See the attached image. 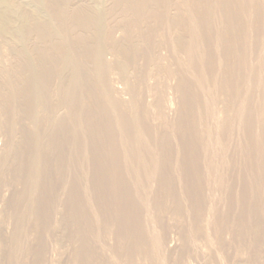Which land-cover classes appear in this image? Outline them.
I'll list each match as a JSON object with an SVG mask.
<instances>
[{"label": "rangeland", "instance_id": "rangeland-1", "mask_svg": "<svg viewBox=\"0 0 264 264\" xmlns=\"http://www.w3.org/2000/svg\"><path fill=\"white\" fill-rule=\"evenodd\" d=\"M72 1V0H71ZM78 1L79 2H87L86 0L85 1H83V0H76V3H75V1L73 0L72 2V4H71V2H70V5H72L71 7H76V5H78L79 3H78ZM92 1H94V3L92 2ZM97 1H98V3H97ZM100 1V2H99ZM107 2V0H89V2H87L88 4L90 3V5H92V7L93 8H96V9H98L99 8V10H102V9H104V7H106V6H104V7H102L103 5H107V7L111 4L110 2H111V0H108V4L106 3ZM174 1V2H173ZM186 1V0H185ZM188 1H189V3H190V1H192V0H187L186 2H187V4L188 5H190V4H192V6H193V10L191 9V7L190 6H188L189 8H190V14L192 13L194 16V18H195V22H196V25H197V27L199 28V30H200V32H201V37H202V34H203V36H204V38H203V40H202V47H203V51L205 50V53L203 52V51H201L202 52V55H203V63H205L206 62V65L208 66V64L207 63H209V67H207L206 65H204V66H206V68H205V71L207 70V72L208 73H206V75L208 76L209 74H211L212 73V71H213V75L211 74V75H209L208 76V78L207 79H209V78H211V77H213V76H215V81H214V79H209V80H207V82H209V84L211 85V89H212V91H215V94H216V90L219 92V94H218V92H217V96L215 97V96H213L212 95V97H210L209 98V100H211V101H213V100H217V101H214L215 102V106L218 108V105H221V107L219 106V110L221 109L222 111L224 110V108H225V110L223 111V113L225 114V116L226 117H230V114H231V117L233 118V119H235V120H233V119H230V118H228V119H230L232 122H231V124H233V125H230V120H228L229 122H228V125H227V119H226V121H225V123L223 124V126H221V127H219V129H218V131H219V133H217L216 134V132L214 131V130H209L210 132L208 133V136H206V138H204L205 136H203L204 134L202 133V129H203V126H204V123L207 125L208 123H207V121H204V119L203 118H201L203 121H200L201 119H198V118H200V117H202V115H200V113L202 114L203 113V109L202 108H200L201 107V102H200V100H201V96L199 97V94H200V92H199V90H200V87H199V85L195 82V80L193 79V71H194V69H193V71L191 72V71H186V74H185V66H187L188 65V62H189V59H190V65L191 64H193L192 66H194L195 67V65L196 64H198V62H200V58H198L197 57V53H196V51H190V53H189V50H184V51H186V53L184 54V52L182 51L183 50V48L181 49V47L179 48H177V49H175V51H174V48H172L173 46H172V44L173 43H171V41H170V39L172 40L174 37H175V35L174 34H178V36L177 37H179L180 38V36H181V39H182V41H183V43H182V45L184 44V46H188V41H190V35L189 34H185L187 31H185L186 29L185 28H182V30H181V27L183 26H181V24H179V23H176L177 21H178V19H177V17H179V12H181L182 11V8L184 7L183 6V4H182V6H181V8H179L180 7V5L178 6V5H176V3L178 2V0H170V3H169V0H167V2H166V5H165V2L162 0V2L160 3V5L161 6H159L158 7V11H160L159 12V16L158 15H155L154 13V16L152 15V14H149L150 13V11L149 12H146V13H144V15H146V17H144V15L142 16V15H140L141 17H144V18H142V20H140L141 19V17L140 18H138V17H136L135 15L133 16H131V14H129L130 16L129 17H131V18H129L128 17V19H130L129 21H131L132 20V18H133V21H131V22H128V20H127V14L126 13H124L123 12V14H120L121 12H119L118 14L120 15H117V16H115L116 17V19H115V17L113 18V20L114 21H112V23H111V26L113 25V27H111V28H114V26L117 28V29H112L113 31H112V34H114V33H116V35L118 34L119 36H120V38H118L119 36H116V35H114V36H112V34H111V44H115V45H108V48L110 47V46H112V47H110L111 49V53H108L109 51V49H106L105 51L107 52V54H106V52H104V54H106V55H104V57L106 56L107 58H105L107 61H111V62H113L115 59H118L119 57L117 56V54H115V52L116 53H118V52H120L121 54L123 53V52H128L127 54L128 55H126V53H123L122 55H125V56H123L124 57V59L126 60V61H128L127 62V64H129L128 65V68H130V69H128V71H127V73L129 72V70H130V75L129 76H126L127 77V79L129 78H132V75L131 74H133V78L132 79H128L130 82V84L132 83V81H133V83H135V85L132 83L131 84V87H132V89L134 90V91H132V93L131 92H129L128 93V95H127V93H126V95L125 94H123V96H124V98H121V97H119V99H122V101L121 102H119L120 103V111L121 112H124L125 114H123V115H125V117L127 118V112H128V104H129V102L130 101H132V102H134V103H132L133 104V106H135L134 107V109L136 110V118H137V120H138V122H137V125H139V127L141 128V130H142V133H143V130H145V132H146V142H147V145H145L144 147H146V149L143 147H139V150L140 151H143V154H144V152H146L147 153V150H149L148 151V153H147V155H148V157H147V155L146 154H144V155H146V156H142V154H141V152H138V153H140V154H138L140 157H141V159H143V160H140L141 162L142 161H144V162H138V169H137V172L135 171V170H131L130 168H128V166H126V165H128L127 164V162L125 161L126 159L124 158V162H123V158H122V155H123V152H121L120 151V149H119V145L117 144L119 141H120V139H119V137L117 138V136H118V134L117 133H119L118 131V129H115V126H114V123L112 122V121H109V120H107L108 118H107V116L105 115V116H102V115H104V113H102V112H100L99 113V115L97 114L98 113V111L97 112H95L94 110H96V106H94L95 107V109H94V107H91V106H93L92 104H90V103H92V99H90L89 97H87V96H85V97H83L84 98V102H83V105H82V107H83V111L82 112H84V117L83 116H81V115H83V113L81 112V115H72L73 117H74V119H76L77 117L78 118H80V120H79V122H81L80 124L81 125H78V124H76V125H78V129H80V127L81 126H83V127H81V129L80 130H77V128H76V131H75V133L78 131V133H76V134H78V136L80 137H78V136H75V137H71L70 139H68L69 138V136H68V134L71 132V133H73V128H72V124L70 125V123L69 124H67L66 123V125L64 126L63 124H62V128L64 129V131H65V133H64V131H63V129H60L59 130V132L60 133H62V138L59 136V138H58V142H61V143H59L58 145H59V147H60V145L62 146V147H60L61 148V150H68L69 151V149H70V151H71V154H70V156L67 154V153H69L68 151H64V153L66 154H62V156H65L64 157V163L65 164H63V161L62 160H60L59 159V161L61 162H59L58 163V167H60L62 164H63V168H62V166H61V168L63 169V171L65 170V168L66 167H68V166H66L67 164L66 163H68V165H69V172H71V173H69V172H67L68 171V168H66V170L64 171L65 172V174L66 175H64L63 176V178L64 179H69L70 181H71V203L69 202L68 204L67 203H64V204H62L63 206H64V208H69L68 210H70V207L72 206V208H73V211H72V209L70 210V211H72L71 212V219H70V221L69 222H67L68 221V218H67V216H65L66 218H64V220H62V223L64 224V226H63V224H61V227H63L62 228V230H64L63 231V233L65 234V236H63V240L66 242L67 240V242H66V246H64L65 248L61 251V253L58 255V261H61V262H59V264L60 263H62V264H64V263H67V264H69L68 263V261H70V264H82V262H83V264H92L94 261V263L93 264H100L101 262V264H105V262H106V264H119L118 263V261H116L117 259L119 260V256L120 255H122L121 256V258H120V260L122 259V257H123V259L121 260V261H124V262H122V264H156V263H158V262H156V258H153L154 256L152 255V256H150V253L148 252L147 254V256H144V255H146V254H143L144 253V248H147L146 247V245H145V247L144 246H140V244L142 243H140V238H141V241H144V239H145V241L146 240H148V234H150L151 232H158L157 233V235H159V237L161 238V236H162V242H164L163 244L164 245H162V248L165 246L166 247V245H165V243H167V246H168V244L170 245L171 243L173 244V250H172V244L170 245V246H168L167 247V249H169L170 250V252H172V253H170L169 252V254H167L165 257V263H163V264H194V262H195V264H208V263H206L207 262V260L208 261H210L209 262V264H214V262H215V264H217L219 261L218 260H222L223 258V260H225V257H228V259L226 258V260L225 261H227V263H225V261H224V264H240V263H242V264H264V256H262V254L260 253V252H262L263 253V248L264 247H262V246H264V244H262V243H264V219H263V217H264V213H263V211H264V205H263V203H264V176L262 175L263 174V171H264V166H262V165H264V153H262V152H264V147H262V146H264V134H263V132L264 131H262L261 133L259 132V131H261L262 129H261V125H262V128H263V130H264V127H263V125H264V118H263V120H261V115H264V110H262V104H261V101H262V98H261V96L259 95V93L257 92V91H255L256 90V86L258 85L257 84V82L256 81H254V78H253V72H254V69L256 68V63H254V62H256V60L255 59H257V58H259V57H257V52H256V49H254L255 47H249V48H247L249 45L250 46H254V43L256 44V42H255V39H256V35H257V32H256V30H255V25L253 26L252 24H254V23H251V25L253 26V27H251V25L249 26L248 24L246 25L247 26V28H246V26H245V28L246 29H248V34H247V39H248V45L246 46V53H248L249 55H251V57L250 56H248V54L246 55V53H245V55L248 57L247 59H246V56L244 57L245 58V60L243 61V60H241L240 58H235V59H233V65L235 66H233L234 67V75H235V77H239L240 76V74H241V72L243 71V72H245L246 70H247V72H248V74H247V79L250 81V82H248L247 83V85L249 86V93L245 96V95H243V97L240 95V94H234V93H232V91L233 90H238L239 89V87H240V83L239 82H236L235 80H232V83H230V86L228 87V84H227V67H225V65H226V63L224 64V65H221V69H219V70H217V67H216V62H214V61H217L216 59H217V57H219V55L218 54H220V56L222 55L223 56V54L224 55H227L228 54V50H223L225 47H227V44H226V42H225V40H224V38L222 37V34L224 35V33H225V31L227 30L226 29V27L227 26H223L224 25V22L226 23V25H227V12H229L230 11V9L228 8H226V4L228 3H226L225 2V0H214L215 2H213V1H211V2H208V1H210V0H202V2H201V0H199L200 2H201V4L199 3V5H198V3H196V2H199L198 0L197 1H193V2H191L190 4L188 3ZM220 1H222L223 2V5H221V3L222 2H220ZM227 1V0H226ZM81 2V3H82ZM183 2V1H182ZM186 2L184 3L185 4V6H187V4H186ZM203 2H204V5H203ZM209 4H208V3ZM217 2V3H216ZM218 2H220V3H218ZM254 2H256L257 4H259L258 2H260V0L258 1H256V0H254ZM99 3H103V5L101 6ZM106 3V4H105ZM171 4V5H169V4ZM173 3H175V4H173ZM179 3V2H178ZM181 3V2H180ZM193 3H195L194 5H193ZM215 3V4H214ZM3 4H4V2H3V0L1 1L0 0V14L3 12V9H4V6H5V4H4V6H3ZM74 4V5H73ZM76 4V5H75ZM162 4H164V5H162ZM206 4V5H205ZM208 4V5H207ZM212 4V5H211ZM219 5V6H217V5ZM248 4H249V2H248ZM168 5V6H167ZM174 5V6H173ZM176 5V6H175ZM210 5V6H209ZM170 6H172L171 7V9L169 8ZM202 8H201V7ZM208 6V7H207ZM212 6V7H211ZM213 6H217V8H215V7H213ZM222 8H221V7ZM223 6H224V9H223ZM165 7V8H164ZM168 7V8H167ZM199 7V8H198ZM204 7H205V10H204ZM227 7H228V5H227ZM167 8V9H166ZM177 8H179V9H177ZM199 9V11H197L196 12V10L197 9ZM209 8V9H208ZM215 9V11H212V9ZM166 9V10H165ZM177 11H175V10ZM196 9V10H195ZM202 9V10H201ZM207 9V10H206ZM211 9V10H210ZM213 9V10H214ZM221 11H220V10ZM161 10H162V12H164V13H162L161 12ZM171 10V11H170ZM174 12H173V11ZM180 10V11H179ZM225 10V11H224ZM229 10V11H228ZM152 11H154V10H152ZM166 11H167V13H166ZM172 12V13H169V12ZM205 11V12H204ZM207 11H210L211 12V16L209 17V12L208 13H206ZM6 12H7V16H8V23H9V29H8V32H7V39H8V42L9 43H12V46H15V45H17L16 47H18V46H20L21 45V43H22V38H21V29H24L25 28V25L27 24V22H33V23H36V22H40V23H46V24H51L53 21H52V19H51V15L47 12V10H46V8H45V6L44 5H42L41 4V2H40V0H13V1H11V0H8V5H7V7H6ZM183 12V11H182ZM195 12V13H194ZM198 12H199V14H198ZM203 12V13H202ZM259 12H260V14H259ZM258 12V15H261V11H259ZM162 13V14H161ZM173 13L175 14V15H177V17L176 18H172L174 15H173ZM206 13V14H205ZM213 13V14H212ZM214 13H216V14H214ZM256 13V12H255ZM255 13L253 14V18L252 17H250L249 19H251V21L252 20H254V18H255ZM167 14H171V15H168V16H170V18L167 16V17H165V15H167ZM181 14V13H180ZM202 14V15H201ZM203 14H205V15H203ZM222 14V15H221ZM124 15V16H123ZM147 15H149V16H147ZM150 15H151V17H150ZM161 15V16H160ZM173 15V16H172ZM208 15V16H207ZM221 17H220V16ZM122 16V17H121ZM139 16V15H138ZM163 16V17H162ZM198 16V17H197ZM204 16V17H203ZM205 16L208 18H205ZM215 16V17H214ZM225 16V17H224ZM234 16V15H233ZM245 16H246V18H247V16H248V14H245ZM119 17V18H118ZM124 17H126L125 19H123ZM149 17V18H148ZM161 17V18H160ZM175 17V16H174ZM214 17V18H213ZM235 17V16H234ZM135 18V19H134ZM145 18H146V21H145ZM154 18V19H153ZM158 18H160V20L158 19ZM164 18H168L167 20H169V19H171V20H169L168 21V24H167V20L166 19H164ZM210 18H212V20L210 19ZM222 18V19H221ZM225 18V19H224ZM119 19V20H118ZM140 20L141 22H138V20ZM148 19V20H147ZM157 21H156V20ZM116 20V21H115ZM123 20V21H122ZM137 20V21H136ZM200 21V22H198L197 23V21ZM216 20V21H215ZM224 20H226V21H224ZM126 21V22H125ZM144 21H145V23H144ZM150 21V22H149ZM160 21V22H159ZM174 21H175V23H174ZM208 22L209 21V23H206V22ZM212 21V22H211ZM220 23V25H219V23ZM224 21V22H223ZM115 22V23H114ZM116 22H118V23H116ZM121 22V23H120ZM124 22V23H123ZM149 22V24H147ZM153 22V23H152ZM155 22H157V23H155ZM160 24H159V23ZM165 22V23H164ZM171 22V23H170ZM205 22V24L204 25H202L203 23ZM214 22V23H213ZM127 23V24H126ZM129 23H131V25H133V23H134V25L131 27V25H129ZM139 24L138 26H139V28L141 29V27H142V30H140L138 27H137V24ZM141 23L143 24V26L141 25ZM162 23V24H161ZM164 23V24H163ZM213 25H215L216 26V28H217V31H215L216 30V28H215V26H213ZM249 23V22H248ZM65 27H64V29H67V31L69 30V29H71L70 28V23L69 22H67V21H65ZM116 24H117V26H116ZM151 24V26H154V28H156L154 31H153V27H151V28H148V27H150L149 25ZM154 24V25H153ZM155 24H157V25H155ZM158 24H159V26H160V28H158ZM176 24V25H175ZM179 26H178V25ZM208 24V25H207ZM222 24V25H221ZM246 24V23H245ZM123 25V26H122ZM125 25H127V27L125 26ZM128 25L130 26V27H128ZM141 25V26H140ZM146 25H148V26H146ZM167 25V27H165V26ZM171 25V26H170ZM172 25H175V28H174V26H172ZM202 25V26H201ZM207 27H206V26ZM209 25H210V27H209ZM145 26V27H144ZM170 26V27H169ZM176 26H178V27H176ZM201 26V27H200ZM204 26H205V28H204ZM212 26H213V28H212ZM261 26V25H260ZM121 27H123L124 28V31H123V28H121ZM162 27V28H161ZM165 27V28H164ZM173 29H172V28ZM184 27V26H183ZM222 27V28H221ZM224 27V28H223ZM127 28V29H126ZM172 30H171V29ZM180 28V29H179ZM201 28V29H200ZM206 28H210L209 29V32H210V30H211V32L210 33H212L211 35L209 34V33H207L208 32V29H206ZM212 28V29H211ZM120 29L123 31H120ZM135 29V30H134ZM138 29H139V31H138ZM149 29H151L149 32H147ZM160 29H162V32H159L158 30H160ZM221 29V30H220ZM237 29H239L238 27H237ZM134 30V31H133ZM145 31V35L147 36V38H146V36L143 34V33H140V31H142V32H144ZM164 30V31H163ZM170 30H171V32H170ZM179 30V31H178ZM116 31V32H115ZM133 31V32H132ZM159 33H158V32ZM167 31V32H166ZM169 31V32H168ZM174 31H176V32H174ZM178 31V32H177ZM183 33H182V32ZM185 31V32H184ZM205 31V32H204ZM224 31V32H223ZM118 32V33H117ZM131 32V33H130ZM140 34H139V33ZM151 32H153V34H151ZM182 33V35L180 34V33ZM123 33V34H122ZM127 34L128 33V35H129V39L131 40V41H129L128 40V35H125V34ZM135 33V34H134ZM148 33H149V36H148ZM157 35H156V34ZM162 33H163V35H162ZM168 33V34H167ZM204 33H207V34H204ZM215 33V34H214ZM218 33V35H216ZM221 35H220V34ZM134 36H133V35ZM166 34H167V36H166ZM180 34V35H179ZM208 34L212 37V39L211 38H209L210 36H208ZM122 35H125V37H122ZM136 35H138L137 37L138 38H136ZM143 35H144V37L145 38H143ZM150 35H152V36H150ZM162 35V36H161ZM173 35V37H171V36ZM186 35H189V38H187L188 39V41H187V39L186 38H184ZM205 35H206V37H205ZM215 35V36H214ZM126 36H127V38H126ZM155 36V38H156V36H157V38H159L160 36V40H158L157 38V40H155L153 37ZM165 36V37H164ZM184 36V37H183ZM216 36H218V38H219V36L220 37H222L223 38V40H224V42H222L221 40H220V38H219V40H218V38L216 37ZM74 37V36H73ZM76 37H78L77 35H75V37L73 38L74 39V41H76ZM121 39V40H117L116 41V39ZM132 37H133V40H132ZM141 37H142V39H141ZM162 37H164V38H166V39H164V38H162ZM171 37V38H170ZM216 37V38H215ZM126 38V39H125ZM150 38H152V39H150ZM163 40H162V39ZM170 38V39H169ZM201 38V39H202ZM215 38V39H214ZM258 38H259V34H258ZM125 39V40H124ZM136 39H140V40H142V41H140V42H138L139 40H136ZM150 41V43L147 41ZM150 39V40H149ZM185 39V40H184ZM204 39H206V41L204 40ZM208 39H209V41H210V39H211V41H214L213 43H215V41H216V44L218 45H216V47H215V45L213 46V44H211L209 41H208ZM113 40V41H112ZM129 41V42H127V41ZM143 40L145 41V43L143 42ZM157 41L156 42V44H155V41ZM161 40H162V43H160L161 42ZM78 41V40H77ZM120 41H123V42H120ZM126 41V42H125ZM137 41V42H136ZM163 41H164V44L165 43H167V44H163ZM181 41V42H182ZM185 41V42H184ZM219 41H221V42H219ZM117 42V43H116ZM120 43V46H123V47H120L119 46V43ZM125 42V43H124ZM137 44H136V43ZM78 42H76L75 44V48H76V46H78L79 48H81V43H78ZM127 43V44H126ZM130 43L132 44L131 46H130ZM152 43H154V44H152ZM158 43V44H157ZM168 43H171V44H168ZM187 43V44H186ZM225 43V44H224ZM20 44V45H19ZM116 44H118V45H116ZM125 44V45H124ZM135 44V45H134ZM141 45V47H136V46H139V45ZM144 44H146V45H144ZM151 44V45H150ZM161 44V45H160ZM162 44H163V47H162ZM221 44V45H220ZM150 45V46H149ZM153 45H154V47H153ZM158 45V46H157ZM169 45H171V47L169 46ZM210 46V45H212V46H210V47H208V46ZM223 45V46H222ZM117 46V47H116ZM125 46L127 47V48H125ZM146 46V47H145ZM155 46H156V48H155ZM166 47V49H164L163 50V48H165ZM169 46V47H168ZM207 46V47H206ZM221 47V49H220V47ZM78 47L76 48L77 50H79L78 49ZM115 47H116V49H115ZM134 47V48H133ZM147 49L148 48V50H146L145 51V48ZM161 47V48H160ZM213 49H212V48ZM215 47V48H214ZM112 48H114L113 50H115V52H112ZM119 48V49H118ZM123 48H125V49H123ZM141 48V49H140ZM150 48V49H149ZM158 48V49H157ZM169 48H171V49H169ZM120 49H122V51L120 50ZM139 49V50H138ZM155 50V51H153V50ZM157 49V50H156ZM163 51H162V50ZM173 49V50H172ZM179 49V50H178ZM215 49V50H214ZM226 49V48H225ZM228 49V48H227ZM253 49H254V51H253ZM120 50V51H119ZM133 52V54H134V56H133V54H132V52ZM142 50V51H141ZM150 50V51H149ZM161 50V51H160ZM180 50H181V52H180ZM207 50V51H206ZM118 51V52H117ZM131 53H130V52ZM139 51V52H138ZM148 51H149V53H148ZM157 51V52H156ZM168 53H167V52ZM179 51V52H178ZM226 53H225V52ZM254 52L253 54H251V52ZM142 52V54H139V53H141ZM156 52V53H155ZM162 52H166V58L164 57V53H163V57H162V53L160 54V53ZM172 52V53H171ZM177 52V53H176ZM188 52V53H187ZM200 52V53H201ZM250 52V53H249ZM130 53V54H129ZM146 55H145V54ZM151 53H154V54H156L155 56L156 57H154V56H152V54ZM176 53V54H175ZM179 53H180V55H179ZM194 53V54H193ZM212 53V54H211ZM110 54V55H109ZM150 54V55H149ZM153 54V55H154ZM157 54H159V55H157ZM169 54V55H168ZM173 54V55H172ZM175 54V55H174ZM187 54V55H186ZM189 54V55H188ZM193 54V55H192ZM209 54V55H208ZM215 54H217V56H215ZM109 55V56H108ZM115 55V56H114ZM141 57H140V56ZM183 55V56H182ZM185 55H186V57H185ZM192 56V60H191V56ZM208 55V57H206ZM110 56H114L115 57V59H113L114 57H110ZM118 58H117V57ZM131 60H129V59H126L127 57ZM134 57V59L133 60H135V59H137V60H135L134 62L135 63H131L133 60H132V58ZM138 58H137V57ZM149 56H151L150 58H149ZM158 56V57H157ZM161 56V57H160ZM171 56H174V57H171ZM178 56V57H177ZM212 56H214V58L212 57ZM257 57V58H254V57ZM152 57H154V58H156V59H152ZM172 59H171V58ZM176 57V58H175ZM179 57H181V58H179ZM207 59H205V58ZM216 57V58H215ZM229 56L227 55V58H228ZM250 57V58H249ZM142 58V60H140V59ZM166 59V61H165V59ZM211 58H213L214 60H213V62H211ZM251 58H252V60H251ZM109 59V60H108ZM113 59V60H112ZM140 61H139V60ZM146 59V60H145ZM158 59H160V60H158ZM164 59V60H163ZM176 59V60H175ZM181 60V61H177V60ZM186 59H188V61H187V65H186V62H184V60L186 61ZM238 59H239V61H238ZM149 60V61H148ZM151 60H153V61H151ZM155 60V61H154ZM171 60H172V62H171ZM205 60V61H204ZM210 60V61H209ZM241 60V61H240ZM248 60V61H247ZM251 60V61H250ZM254 60V61H253ZM148 61V62H147ZM158 61V62H157ZM168 61V64L167 63H165V64H163V62H167ZM196 61H197V63H196ZM209 61V62H208ZM236 61L238 62V63H236ZM262 66L264 65V58L262 59ZM141 62H143V63H141ZM145 62H146V64L147 65H145ZM155 62H157V63H155ZM182 64H181V63ZM201 62V63H202ZM211 62V63H210ZM241 62H245V63H243V65H245V66H243V65H240V64H242ZM138 65H137V64ZM141 63V64H140ZM150 64V66L151 65H153V66H151V68H150V66H149V64ZM152 63V64H151ZM170 63V64H169ZM173 63V64H172ZM179 63V64H178ZM185 63V64H184ZM213 63V64H212ZM134 64H136L137 65V68H136V65L135 66H133V71L131 70L132 69V65H134ZM163 64V65H162ZM215 65L214 67L212 66V65ZM239 64V65H238ZM253 64V65H252ZM140 65V67L142 66V65H145L142 69L140 68V67H138ZM159 65V66H158ZM166 65V66H165ZM170 65V66H169ZM174 65V66H173ZM179 67H178V66ZM181 65H183V66H181ZM185 65V66H184ZM210 65H211V67L213 68L212 70L210 69L211 67H210ZM131 66V67H130ZM155 66V69H154V71H153V67ZM222 66L224 67V68H222ZM227 66V65H226ZM242 66V67H241ZM255 66V67H254ZM148 67H149V69H148ZM157 67H159L158 69L160 70V67H161V69H162V71L160 72V74H158V78L156 77L157 76V73H159L157 70L158 69H156ZM169 67V68H168ZM184 67V68H183ZM172 68V69H171ZM175 68V69H174ZM176 68H178V69H176ZM214 68H216V70L214 69ZM243 68L245 69V70H243ZM249 68V69H248ZM251 68V69H250ZM253 68V69H252ZM138 69V70H137ZM147 69V70H146ZM167 69V70H166ZM170 69V70H169ZM183 69V70H182ZM262 70H263V72H264V67H262L261 68ZM137 71V73H134V72H136ZM139 70H140V73H139ZM144 70H146V71H144ZM152 70V71H151ZM156 70V71H155ZM178 70H179V72H178ZM215 70V71H214ZM226 70V71H225ZM242 70V71H241ZM114 71L115 70H113V71H111V73L109 74L110 75V81H111V83L113 84L114 82V86L115 87H120V86H118V85H121V84H124V85H121V86H124L125 87V82L123 81V79H121L122 78V76L119 74V75H117L118 74V72L117 71H115V73H114ZM148 71V73H146ZM168 71V72H167ZM171 73H170V72ZM175 71V72H174ZM184 71V72H183ZM211 71V72H210ZM219 71V72H218ZM253 71V72H252ZM143 72H144V74L146 73V74H148V76L146 77V74L144 75L143 74ZM157 72V73H156ZM164 72H165V74H164ZM166 72H167V74L168 75H171L172 77H166V76H168L167 74H166ZM172 72H173V74H175V75H172ZM176 72H177V74H176ZM188 72V73H187ZM191 72V73H190ZM215 72V73H214ZM242 72V73H243ZM250 72V73H249ZM170 73V74H169ZM178 73L180 74V75H178ZM184 73V74H183ZM220 73V74H219ZM222 73V74H221ZM136 74V77H137V79H136V77L134 76ZM143 74V75H142ZM162 74V75H161ZM183 74V75H182ZM187 74H190V75H188L187 76ZM191 74H192V76L193 77H191ZM219 74V75H218ZM226 74V75H225ZM116 75H117V77H116ZM152 75H154V79H153V76ZM223 75V76H222ZM245 75H246V72H245ZM115 76V78H113V77ZM121 76V77H120ZM141 76V77H140ZM142 76H145V77H142ZM152 76V77H151ZM164 76V77H163ZM173 76H175V77H173ZM179 76H181V77H179ZM184 76V77H183ZM249 76V77H248ZM111 77H112V80H111ZM161 77V78H160ZM192 78L193 80H194V82L192 83V81L193 80H191L190 78ZM141 78H145V79H141ZM147 78L149 79V80H147ZM168 79V80H166V79ZM172 78H174L173 80H172ZM175 78H176V80H175ZM180 78V79H179ZM181 78H182V81H181ZM214 78V77H213ZM220 78V79H219ZM114 79H115V81H114ZM119 79V80H118ZM135 79V80H134ZM140 79V80H139ZM150 79H151V81H150ZM154 81H153V80ZM163 79V80H162ZM185 79H187V80H185ZM120 80H122L121 82H120ZM147 80V81H146ZM155 80H157V81H155ZM169 80H171V82H169ZM175 80V81H174ZM180 80V81H179ZM191 80V81H190ZM114 81V82H113ZM137 81H139L140 83H139V85L140 86H138V85H136L138 82ZM143 81V82H142ZM152 81H153V84H152ZM217 81V82H216ZM225 81V82H224ZM253 81V82H252ZM146 82V83H145ZM156 82V83H155ZM160 82H162V83H160ZM169 84H168V83ZM180 82V83H179ZM190 82V83H189ZM211 82H213V84L211 83ZM218 82H220V84L218 83ZM254 82H256L255 84H254ZM117 83V84H116ZM165 83V84H164ZM182 83H185V85L184 84H182ZM188 85H187V84ZM194 83H196L194 86H193V84ZM146 84V85H145ZM174 84V85H173ZM182 84V85H181ZM192 84V85H191ZM223 84H225V85H223ZM143 85H145V87L143 86ZM152 88V89H150L149 88V86ZM155 85H156V87H155ZM163 85V86H162ZM166 85V86H165ZM170 85H172V86H170ZM179 85V86H178ZM216 85L218 86V87H216ZM142 86V87H141ZM165 86V87H164ZM168 86V87H167ZM176 86H178L177 88H176ZM181 86H183V87H181ZM187 86L189 87V88H187ZM190 86H191V88H190ZM214 87V89H213V87ZM252 86V87H251ZM158 87V88H157ZM162 89H161V88ZM216 87V88H215ZM221 87H222V89H221ZM225 87H227V88H225ZM121 89L123 88V87H120ZM141 88V89H140ZM146 88H147V90H146ZM160 88V89H159ZM169 88V90H172L171 92L169 91V90H167V92H166V89H168ZM171 88V89H170ZM184 88V89H183ZM194 88V89H193ZM198 88V89H197ZM136 89H137V92H136ZM150 89V90H149ZM178 89H180V90H178ZM183 89V90H182ZM188 89V92L186 91ZM190 89V90H189ZM216 89V90H215ZM229 89V90H228ZM254 90V91H250V90ZM142 90H143V92H144V94H143V92H142ZM151 90H153V91H151ZM155 90H156V92H155ZM163 92H161V91ZM184 91V92H182V91ZM191 90L193 91V92H191ZM195 90H196V92H195ZM198 90V91H197ZM151 93H150V92ZM159 91V92H158ZM165 91V92H164ZM174 91H175V93H174ZM177 91V92H176ZM189 91H190V94L193 96H191V95H189ZM221 91H223L222 93H221ZM230 92V96L231 97H234V98H236V102L235 103H232V100H231V98L230 97H228V101H226L225 100V98H227V94ZM139 92V93H138ZM146 92V93H145ZM171 94H170V93ZM179 92V93H178ZM195 92V93H194ZM197 92H198V94H197ZM164 93H165V95H164ZM169 95H172V96H169ZM193 93V94H192ZM251 93V94H250ZM253 93V94H252ZM254 93H256L257 95H259V97L257 96V95H255ZM131 94V95H130ZM135 94V95H134ZM140 94V95H139ZM153 94V95H152ZM154 94H155V96H154ZM157 94V95H156ZM160 94H163V96L162 95H160ZM167 94V95H166ZM185 96H184V95ZM208 94V93H207ZM211 94H214V92L212 93L211 92ZM131 97H130V96ZM142 95V96H141ZM147 95V96H146ZM161 96V97H159V96ZM175 95V96H174ZM177 95V96H176ZM182 95V96H181ZM189 95V96H188ZM194 95L195 96H197V97H194ZM219 95V96H218ZM222 95H224L223 97H222ZM252 95H253V97H252ZM129 96V97H128ZM133 96L135 97V98H133ZM145 96V97H144ZM168 96V97H167ZM174 96V98L176 99V102H172V97ZM184 96V97H183ZM189 98H193L194 100H189V101H192L191 103L188 101V97ZM209 96H211V95H209ZM208 96V97H209ZM229 96V95H228ZM138 97V98H137ZM154 97H155V101H154ZM157 97V98H156ZM163 97H166V99H165V102H166V104L168 105H164V98ZM181 97H183L185 100L183 101V99H181ZM186 97V98H185ZM199 97V98H198ZM218 97H220L222 100H219L220 98H218ZM225 97V98H224ZM259 98L258 100H257V98ZM89 99V100H87V99ZM142 98V99H141ZM147 98H150V100L149 99H147ZM161 100H160V99ZM163 98V99H162ZM168 98H170L171 99V101H170V99H168ZM188 98V99H187ZM213 100H212V99ZM214 98H216V99H214ZM86 99V100H85ZM127 99V100H126ZM132 99V100H131ZM139 99V100H138ZM152 99V100H151ZM178 99L180 100V104H179V101H178ZM225 101H224V100ZM229 99H230V101H229ZM261 99V100H260ZM126 100V101H125ZM141 100V101H140ZM219 100V101H218ZM120 101V100H119ZM124 101V102H123ZM129 101V102H128ZM140 101V102H139ZM142 101H143V104H142ZM145 101V102H144ZM147 101V102H146ZM149 101V102H148ZM159 101V102H158ZM161 101V102H160ZM163 101V102H162ZM168 101H169V103L170 102H172V103H168ZM195 101L197 102V104H199V102H200V104H199V107L195 104ZM222 101V102H221ZM89 103V105H88V103ZM183 102V103H182ZM187 102V103H186ZM189 102V103H188ZM194 102V103H193ZM220 102V103H219ZM224 102H226V103H224ZM228 102V103H227ZM123 103V104H122ZM150 105H149V104ZM152 103H155L154 104V106H153V104ZM157 103V104H156ZM160 103V104H159ZM184 103H186V104H184ZM222 103V104H221ZM240 103V105H238ZM88 106H87V105ZM127 104V105H126ZM171 104H172V107H170L171 106ZM182 104H184L183 106H182ZM193 104V105H192ZM225 104H226V106H225ZM125 107H124V106ZM146 105V106H145ZM159 105V106H158ZM185 105H186V107H185ZM194 105H195V107H194ZM230 105V106H229ZM246 105V106H245ZM86 106V107H85ZM124 108H123V107ZM127 106V107H126ZM142 106V107H141ZM153 106V107H152ZM162 106V107H161ZM164 106V107H163ZM187 106H190L189 108L187 107ZM223 106V107H222ZM241 108H240V107ZM87 107H88V109H87ZM157 107V108H156ZM161 107V108H160ZM166 107H167V109H166ZM170 108V111H169V113H168V109ZM182 107L183 109H184V111L186 110V112H184V111H182V108H181V110H180V108ZM185 107V108H184ZM215 107V108H216ZM239 107V108H238ZM247 107V108H246ZM93 108V109H92ZM97 108H99V107H97ZM127 108V109H126ZM141 108V109H140ZM152 108V109H151ZM173 108V109H172ZM174 108H175V110H174ZM187 108V109H186ZM229 108V109H228ZM239 110H238V109ZM251 108V109H250ZM87 109V110H86ZM91 109V110H90ZM124 109H126V110H124ZM140 111H142V112H140L139 113V110ZM147 109V110H146ZM158 109V110H157ZM164 109H165V111H164ZM189 109V110H188ZM190 109H191V111H190ZM201 109V110H200ZM227 109V110H226ZM241 109V110H240ZM93 110V111H92ZM153 110V111H152ZM173 110V111H172ZM192 110H193V112H192ZM63 111V113H61L62 115L65 113L64 111V108H63V110L61 109L60 110V112H62ZM85 111H86V113L90 116H93V117H91L90 116V118H91V120H88V119H90L89 118V116L85 113ZM89 111V112H88ZM91 111V112H90ZM154 111L156 112V113H154ZM161 111V112H160ZM197 111V112H196ZM201 111V112H200ZM227 111H228V116H227ZM230 111H232L231 113H230ZM236 111H237V113H236ZM241 111V114H239V112ZM138 112V113H137ZM171 112V113H170ZM184 112V113H183ZM96 113V114H95ZM154 113V114H153ZM176 113V114H175ZM179 113V114H178ZM186 113H187V116H188V114L189 115H191V116H185L186 115ZM191 113V114H190ZM196 113V114H195ZM197 113L199 114L198 116H197ZM230 113V114H229ZM247 113V114H246ZM60 114V115H61ZM80 114V113H79ZM100 114H101V117L104 119H102L101 117H100ZM139 114L140 115H142V116H144L143 117V119H146V120H144L143 121V119H142V116L140 117L139 116ZM169 114V115H168ZM233 114H235V115H233ZM245 114H246V116H245ZM254 114V115H253ZM61 115V116H62ZM151 115V116H150ZM167 115H168V117H167ZM196 117V119H195V117ZM240 115V116H239ZM77 116V117H76ZM97 116H99V117H97ZM180 116V117H179ZM81 117H82V119H81ZM88 117V118H87ZM105 117V118H104ZM141 118L140 120H139V118ZM159 117V118H158ZM162 117V118H161ZM166 117V118H165ZM176 117V118H175ZM179 117V118H178ZM184 117H186V118H184ZM241 117V118H240ZM98 118H99V120H98ZM158 118V119H157ZM171 118H173V119H171ZM194 118V119H193ZM239 120H238V119ZM246 118V119H245ZM258 118V120H260V121H258V120H256ZM102 119V121H100ZM125 119V118H124ZM149 119H150V121H149ZM167 119V120H166ZM188 119V120H187ZM242 119V120H241ZM252 119V120H251ZM254 119H255V121H254ZM85 120V121H84ZM106 120V121H105ZM149 122H148V121ZM157 120H159V121H157ZM187 122H186V121ZM190 120V121H189ZM194 120L196 121V123H194ZM197 120H198V122H197ZM85 123H84V122ZM96 121V122H95ZM97 121H99V122H97ZM105 121V122H104ZM142 121V122H141ZM179 121H180V123H179ZM199 121L201 122V123H199ZM246 121V122H245ZM261 121H263V122H261ZM72 122H73V120H72ZM75 122V121H74ZM90 122V123H89ZM101 122V123H100ZM166 122H168L169 124L167 125L166 124ZM181 122H184V123H181ZM234 122V123H233ZM94 123H96L95 125H92V124H94ZM103 123V124H102ZM141 123H143L144 124V126L145 127H143L142 125L143 124H141ZM147 124V126H146V124ZM151 123V124H150ZM164 123V124H163ZM256 123V124H255ZM259 123H261V124H259ZM64 124H65V122H64ZM83 124V125H82ZM90 124V125H89ZM100 124L102 125V126H100ZM111 124V125H110ZM113 124V125H112ZM150 124V125H149ZM156 124V125H155ZM190 124V125H189ZM202 124V125H201ZM238 124H240V125H238ZM250 124V125H249ZM259 124V125H258ZM86 125H88L87 127H86ZM99 125V126H98ZM103 125H104V127H103ZM106 125H107V127H106ZM108 125H110L109 126V128H108ZM172 125H174V126H172ZM187 125V126H186ZM192 125V126H191ZM205 125V126H206ZM226 125V127H224ZM232 126L231 128L230 127H228V126ZM253 125V126H252ZM80 126V127H79ZM91 126V127H90ZM97 126H98V128H97ZM112 126V127H111ZM129 126V127H128ZM133 124H130L129 123V121H127V119H126V132H127V134H129V135H131V133H134V131H133ZM142 126V127H141ZM166 126V127H165ZM170 126V127H169ZM193 126H195V127H193ZM198 126V127H197ZM202 126V129H200L199 127H201ZM204 126V127H205ZM248 126H249V128H248ZM255 126V127H254ZM258 126V127H257ZM260 126V127H259ZM66 129H65V128ZM71 129V131H70V129ZM90 127V128H89ZM100 127H101V129H100ZM103 127V128H102ZM105 127H106V129H105ZM110 127H111V129H110ZM130 127H131V129H130ZM162 127V129H160V128ZM164 127V128H163ZM175 127V128H174ZM184 127V128H183ZM191 127H192V129H191ZM224 127V128H223ZM92 128H93V130H94V128H95V130L97 131H93L92 130ZM114 128V129H113ZM143 128V129H142ZM145 128V129H144ZM166 128H169V129H166ZM184 130H183V129ZM189 128V129H188ZM195 128V129H194ZM197 128H199V130L197 129ZM221 128H222V130H221ZM252 128H254V129H252ZM84 129V130H83ZM85 129H86V131H87V133H86V131H85ZM90 129V130H89ZM98 129H99V134H97L98 133ZM109 129H110V131H109ZM147 129V130H146ZM171 129V130H170ZM175 131H177V132H175ZM186 129H188V131L186 130ZM225 129V130H224ZM67 130V131H66ZM89 130V131H88ZM92 130V131H91ZM112 130V131H111ZM114 130V131H113ZM118 130V131H117ZM155 130V131H154ZM170 130V131H169ZM174 132H173V131ZM191 130V131H190ZM224 130V131H223ZM62 131V132H61ZM70 131V132H69ZM105 131H107V133L105 132ZM132 131V132H131ZM165 131V132H164ZM185 131L187 132V133H185ZM194 131H196V132H194ZM201 133H199V132ZM213 131H214V133H213ZM221 131H222V133H221ZM228 131V132H227ZM80 132H82V134H84V136H82V135H80ZM84 132V133H83ZM93 132V133H92ZM110 132L112 133V134H110ZM144 132V133H145ZM147 132H148V134H147ZM167 132V133H166ZM173 133V138L175 139H173L172 138V136H171V134ZM180 132V133H179ZM185 134H184V133ZM190 132H193V133H196V134H193V133H190ZM59 133V134H60ZM92 133V134H91ZM96 133V134H95ZM162 133V134H161ZM176 133V134H175ZM181 133H183V135L181 134ZM190 133V134H189ZM211 133V134H210ZM213 133V134H212ZM224 133V134H223ZM225 133H226V136H225ZM66 134V135H65ZM88 136H87V135ZM92 135V136H90V135ZM95 134V135H94ZM102 134L103 135H105L106 137H108V136H110V138L112 137V139L110 140V138L108 137V139H107V141H110L109 142V144H108V142L106 141L105 143L107 144V146L109 145V149L111 148L113 151H115L116 152V150H117V153H112V152H110V151H112V150H110L109 151V149L108 150H106L107 149V146H105V144H103L104 142H103V140L106 138L105 136H102ZM110 134V135H109ZM166 134H167V137H166ZM180 136H179V135ZM64 135V136H63ZM112 135V136H111ZM113 135H114V137H113ZM171 136V138L169 139V136ZM186 135V136H185ZM197 135H200V137H201V139L199 138V137H197ZM202 135V136H201ZM216 135V136H215ZM221 135L222 136V139H221V137H219V136ZM224 135V136H223ZM257 135V136H256ZM67 136H68V138H67ZM87 136V137H86ZM97 137V139L95 138V137ZM104 137V139L102 138V139H100L101 137ZM157 138H155V137ZM163 136V137H162ZM166 138H165V137ZM176 136V137H175ZM185 138V139H183V137ZM189 136V137H188ZM194 136L196 137L195 138V140H194ZM209 136H210V138H209ZM257 138H256V137ZM83 137H85L84 139H83ZM149 137V138H148ZM153 137V138H152ZM192 138V140H191V138ZM204 138V141L202 140L203 138ZM207 137H208V139L209 140H207ZM212 137H214L215 138V140L212 138ZM218 137V138H217ZM223 137H224V140H226V145H224V140H223ZM263 137V138H262ZM90 138H92V139H90ZM95 138V139H94ZM114 138V139H113ZM165 138V139H164ZM182 138V139H181ZM212 138V139H211ZM227 138V139H226ZM258 139V140H256V139ZM260 138V139H259ZM62 139H64L65 140V143L63 142L64 140H62ZM71 139H73V142H74V144L72 143V140ZM79 139V140H78ZM118 139V140H117ZM161 139V140H160ZM197 139V140H196ZM211 139V140H210ZM218 139H221L220 141H218ZM262 139V140H261ZM60 140V141H59ZM77 140V141H76ZM89 141V142H86V145L85 146H83V148L84 147H86V148H82V147H80L81 146V143H79V142H84V141ZM106 140V139H105ZM113 140V141H112ZM115 140V141H114ZM117 140V141H116ZM130 140H131V138H130ZM149 140V141H148ZM166 140H168V141H166ZM179 140V141H178ZM180 140H182V141H180ZM194 140V141H193ZM262 141V144L260 145L258 142H260L261 143V141ZM97 141H100L101 143H99V142H97ZM111 141H112V143L113 144H115V145H113L112 143H111ZM132 141V140H131ZM151 141V142H150ZM165 141V142H164ZM173 142V144H172V142ZM199 141H200V144H199ZM208 141V142H207ZM210 141H211V144H209L210 143ZM215 141V142H214ZM217 141L219 142V143H217ZM224 141V142H223ZM63 142V143H62ZM77 142V143H76ZM93 142V143H92ZM96 142H97V144H96ZM103 142V143H102ZM150 142V143H149ZM154 142V143H153ZM164 142V143H163ZM176 142V143H175ZM182 142H183V145H182ZM189 142H192L191 144H193L194 145V147L189 143ZM222 142V143H221ZM67 143V145H66V147L64 146L65 144ZM154 145V146H152V144ZM198 143L199 145H196V144ZM201 143H202V145H203V147L201 146ZM216 144V145H214V144ZM77 144L79 145V146H77ZM91 144V145H90ZM103 144V145H102ZM110 144H112V145H110ZM159 144V145H158ZM161 144V145H160ZM166 144V145H165ZM168 144V145H167ZM180 144V145H179ZM187 144L189 145V147H187ZM208 144H209V146H208ZM218 144L220 145L219 146V148H218ZM70 145V146H69ZM73 145V146H72ZM76 145V146H75ZM90 145V146H89ZM92 145H96L95 147L93 146L92 147ZM98 145V146H97ZM100 145V146H99ZM102 145V146H101ZM171 145V146H170ZM173 145H174V147H173ZM191 145V146H190ZM205 145V146H204ZM207 145V146H206ZM213 145V146H212ZM224 145V147H222ZM90 148H89V147ZM112 146H114L115 148H113ZM155 146H159L158 147V149H157V147L156 148H152V147H155ZM165 147L164 149L162 148V147ZM167 146H169L168 148L170 149H168L167 148ZM184 146H186V147H184ZM196 146V147H195ZM200 146L202 147V148H204L203 150H202V148L200 149ZM212 146V147H211ZM67 147H69L68 149H67ZM76 147H77V149H76ZM82 148V149H80V148ZM92 147V148H91ZM98 147H100V149L99 150H101L102 149V147H103V150H101V152H103V153H101L99 150H96V149H98ZM118 147V148H117ZM162 148V150H161V148ZM190 147H193V148H190ZM198 147H199V149H200V151L202 150V152L204 151V155H202V152H200V151H198L199 149H198ZM207 147V148H206ZM214 147H216V148H214ZM225 147H227V148H225ZM261 149H260V148ZM143 150H142V149ZM174 148H176V149H178V150H176V149H174ZM194 148H196V151H198V152H196L195 150L193 151V154L191 153L192 151H191V149H194ZM207 150H206V149ZM210 148H213V150L212 149H210ZM222 148V149H221ZM260 150H259V149ZM263 148V149H262ZM73 149V150H72ZM78 149H79V151H78ZM89 149V150H88ZM93 149V150H92ZM152 151H151V150ZM186 149V150H185ZM189 149V150H188ZM216 149V150H215ZM218 149V150H217ZM84 150H86V153L88 154V155H84L85 153H81V152H85ZM132 150H134V148H132ZM173 150H175V151H173ZM206 150V151H205ZM97 153H95V152ZM98 151V152H97ZM107 151L109 152V155L111 156V158H110V156L108 155V154H106L107 153ZM121 153H120V152ZM159 151V152H158ZM165 151V152H164ZM170 151H172L173 153H172V157H171V152ZM179 151V152H178ZM187 153H185V152ZM191 151V152H190ZM213 151H216V152H214L213 153ZM218 151H220L219 153H218ZM222 151V152H221ZM223 151H224V153H223ZM227 153H226V152ZM262 151V152H261ZM152 152V153H151ZM156 152H157V154H156ZM169 152V153H168ZM174 152H177V154L176 153H174ZM189 152V153H188ZM196 152V153H195ZM259 152H260V154H259ZM99 153H101V154H99ZM110 153H112L113 154V156L110 154ZM121 154V156H120V154ZM132 154V156H131V162L133 163V164H135L136 163V159L134 158L133 159V157H134V153H133V151L131 152ZM197 153H199V154H197ZM201 153V154H200ZM209 153V154H208ZM213 153V156L211 155ZM223 153V154H222ZM74 154V155H73ZM80 154V155H79ZM84 155V157H83V155ZM91 154V155H90ZM104 154H106V155H104ZM156 156H155V155ZM173 154H176L175 156H174V158H173ZM217 154V155H216ZM221 155V157L223 156V155H225V157H226V159H225V157L223 158V160H222V158L220 157V158H218L220 155ZM227 154V155H226ZM69 157H68V156ZM71 155H72V157H71ZM82 155V156H81ZM95 155H96V157H95ZM101 156V158L100 157H97V156ZM154 155V156H153ZM167 155H168V158H167ZM186 155H188V156H186ZM197 155V156H196ZM198 155H200V156H198ZM219 155V156H218ZM261 155V156H260ZM263 155V156H262ZM74 156H75V158H74ZM78 156V157H77ZM105 158H104V157ZM116 156V157H115ZM137 156V155H136ZM151 156V157H150ZM160 156V157H159ZM161 156H162V158H161ZM177 156V157H176ZM193 156V157H192ZM201 156H203V157H201ZM210 156V157H209ZM85 157H87V158H85ZM90 157V158H89ZM107 157H109L108 159H107ZM113 157V158H112ZM118 160H120L121 162H123L122 163V167H121V162L119 163V162H117V160L115 159V158ZM119 157V158H118ZM121 157V158H120ZM123 157H125L124 155H123ZM143 157V158H142ZM144 157H146L145 159H144ZM157 158V159H155V160H157V161H155L154 160V158ZM165 157V158H164ZM169 157H171L173 160H171ZM189 157H190V159H189ZM195 157H197V159H198V157L200 158L199 159V161L197 160V159H195ZM206 157V159H203L202 160V158H205ZM209 157V158H208ZM214 158V159H212V158ZM260 157V158H259ZM262 157V158H261ZM69 158V159H68ZM83 158V159H82ZM102 160V162L101 161H98V160H100V159ZM182 158V159H181ZM65 159H67L66 161H65ZM72 159V160H71ZM98 159V160H97ZM106 159V160H105ZM115 159V160H114ZM122 159V160H121ZM134 161H133V160ZM150 160V163L148 162L149 160ZM160 159V160H159ZM167 159L168 161H170V162H168L167 160V162L165 161V160ZM170 159V160H169ZM183 159H184V161L185 162H183ZM69 160V161H68ZM79 160V161H78ZM81 160V161H80ZM91 160V161H90ZM96 160V161H95ZM103 160H105V161H103ZM108 160V164H106V165H104L105 163H106V161ZM115 162H113V161ZM174 160H176V162L174 161ZM186 160H187V162L189 161L190 162V164L189 163H186ZM192 160V161H191ZM197 160V161H196ZM200 160H202V161H200ZM208 160H209V162H213V163H210V164H212L211 166H210V164H209V162H208ZM212 160V161H211ZM219 160V162H216L215 164H214V162L215 161H218ZM85 161H87V162H85ZM90 161V162H89ZM92 161H93V163H92ZM111 161V162H110ZM153 161H155V162H153ZM162 163H161V162ZM164 161V162H163ZM181 161V162H180ZM227 161V162H226ZM258 161L260 162L259 164H258ZM73 162V163H72ZM101 162V163H100ZM104 162V163H103ZM195 162V165H197V166H195L193 163ZM206 162H207V165H205L206 164ZM226 163L225 164V166L223 165L224 163ZM76 163V164H75ZM91 163V164H90ZM96 163V164H95ZM98 163V164H97ZM117 163V164H116ZM119 163V164H118ZM145 165H144V164ZM155 163V165H154V167H153V164ZM169 163H171V164H169ZM174 163V164H173ZM183 163V164H182ZM186 164V166H188L187 168L186 167H184L185 166V164ZM193 165H192V164ZM202 163H204V165H202ZM217 163H219V164H217ZM222 163V164H221ZM113 164V165H112ZM137 164V163H136ZM143 164V165H142ZM150 164V165H149ZM158 164H160V165H158ZM178 164V167L176 166ZM179 164H182V165H184L183 166V168L185 169H183L182 168V165L180 166ZM200 164V165H199ZM261 164V165H260ZM74 165V166H73ZM78 165H79V168H78ZM96 165H97V168H99L100 167V169H98V170H102V171H98L97 169H96ZM98 165H100L99 167H98ZM110 165H111V167H110ZM119 165V167H116L115 168V166H118ZM126 167H125V166ZM161 165H162V167H161ZM190 165L194 168V169H191V167H190ZM214 165V166H213ZM215 165H216V167H215ZM218 165H219V167H218ZM222 167H221V166ZM259 167H258V166ZM92 168H91V167ZM110 168H109V167ZM114 166V167H113ZM135 166V165H134ZM148 166V167H147ZM152 166V167H151ZM155 166H156V168H155ZM158 166H160L159 168H161V169H159L158 168ZM196 168H195V167ZM198 166H200L201 168L203 167V168H205V170L203 169V170H200L201 168L199 167L198 168ZM208 166V167H207ZM74 167V168H73ZM88 167V168H87ZM95 167V168H94ZM103 167H104V169H103ZM106 167H108V168H106ZM121 167V168H120ZM125 167V168H124ZM147 167V169H149V170H152V173H150L151 171H149V170H147V169H145ZM150 167L152 168V169H150ZM176 167V168H175ZM218 167V168H217ZM262 167H263V169H262ZM112 168V169H111ZM114 168V169H113ZM127 168V169H126ZM140 168V169H139ZM145 169V170H147V171H145V170H143V169ZM155 168V169H154ZM164 168V169H163ZM168 169V170H166V169ZM179 168H181V169H179ZM189 168H190V170H193V173H192V171H190L189 170ZM206 168H209V170H207ZM216 169V170H218V171H216L215 172V170L214 169ZM220 168H223V169H220ZM72 169H75V170H72ZM91 169V170H90ZM109 169V170H108ZM124 171H123V170ZM128 169L130 170V172H129V175H127L128 174ZM169 169H171L170 171H172L173 169H175V171H173L172 173L169 171ZM187 169V170H186ZM210 169H212L213 171H211L210 172ZM227 169V170H226ZM258 169V170H257ZM58 170V169H57ZM79 170V171H78ZM82 170H84L83 172H82ZM107 170V171H106ZM113 172H112V171ZM119 171V173H118V171ZM127 170V172H125ZM154 170H155V172H154ZM179 170V176H177L178 175V173H176L177 171ZM197 170V171H196ZM202 172V175H203V177H202V179H204L205 181H206V183H204L203 182V180H202V182L204 183L203 184V186H202V184H199V183H202V182H199V181H201V180H198V178H200L202 175H200V177H199V175L198 174H201V172ZM208 171V173H207V175H205V173ZM87 171V172H86ZM109 171H111L110 173H109ZM135 171V172H134ZM139 171V172H138ZM140 171H141V173H140ZM157 171H159V173L157 172ZM160 171H162V172H160ZM165 171L168 173H165ZM224 171V173L225 174H223V175H221L222 174V172ZM67 172V173H66ZM78 172V173H77ZM80 172V173H79ZM85 172V173H84ZM89 172V173H88ZM97 172H98V174H97ZM138 173L137 175H139V176H137V178H138V180L140 181V179H141V183L143 184V185H145V186H143V187H146V184H144V183H147V181H148V183L150 182V184L148 185V183H147V186H150V187H146V188H150L149 190L148 189H146V188H143L144 190L146 189V191H144V190H142L143 191V193H144V196H142V192H140L141 190H139V189H142V186H140L141 184H139L138 182V180H136L137 178H136V176H135V174L134 173ZM144 172V173H143ZM154 172V173H153ZM170 172V173H169ZM183 172H186V173H183ZM189 174H188V173ZM196 172H198V174L196 175ZM205 172V173H204ZM213 172V173H212ZM218 172H221V174L219 175L218 174ZM77 173V174H76ZM83 173V174H82ZM94 173V174H93ZM100 173H103V175L102 174H100ZM105 173V174H104ZM106 173H108V174H106ZM126 173V174H125ZM140 173V174H139ZM157 173V174H156ZM176 175H175V174ZM193 175H192V174ZM259 173H262V174H259ZM63 174V173H62ZM70 176H68V175ZM72 174V175H71ZM86 176H85V175ZM96 174V175H95ZM101 175V177H99L100 175ZM110 174H115V175H110ZM134 174V175H133ZM148 174H152L154 177H155V175L156 176H158V177H156V178H154V177H152V179H151V177H150V175H148ZM170 174H172L171 176H170ZM212 174V175H211ZM52 175L54 176V177H52ZM52 175H48V177H50V178H47V180H46V178H45V182L43 183V186L45 187V188H43V197L44 198H42V200L43 199H45V201H46V199H50V201H52L51 202V204H55V202H57L58 200V192L59 191H61L60 190V187H62L61 185H59V183H58V181H57V183H56V181L55 180H58V176H56L55 174H52ZM97 175H99V176H97ZM108 175H109V177H108ZM120 175V178L118 177ZM123 175V176H122ZM126 175H127V178L128 177H133L132 179H134V181L131 179V181H133L132 182V184L129 182V180H130V178H126ZM132 175V176H131ZM143 175H144V178H143ZM151 175V176H152ZM163 175V176H162ZM169 175V176H168ZM175 175V176H174ZM195 176V177H192V176ZM208 175H211V176H213V178H211L210 176V178H208ZM256 175H257V177H256ZM259 175H260V177L262 178V179H259ZM76 176V177H75ZM85 178H84V177ZM92 178H91V177ZM95 176V177H94ZM125 176V177H124ZM134 176H135V178H134ZM145 176H146V178H145ZM149 176V177H148ZM159 176H160V179H159ZM182 176V177H181ZM189 176L190 177H192V178H190V180L188 179L189 178ZM219 176V177H218ZM221 176H222V181H221ZM225 176V177H224ZM47 177V176H46ZM78 177V178H77ZM89 177V178H88ZM104 177V178H103ZM107 177V178H106ZM110 177H113V178H111L110 179ZM116 177V178H115ZM139 177H140V179H139ZM185 178V180H183L184 178ZM188 177V178H187ZM198 177V178H197ZM224 177V178H223ZM253 177V178H252ZM52 178H54V179H52ZM72 178V179H71ZM106 178V179H105ZM115 178V179H114ZM121 178H122V180L124 181V183H123V181H121ZM125 178V179H124ZM163 178V179H162ZM169 178V179H168ZM172 178H174L173 180H172ZM178 178V179H177ZM215 178H219L218 180H219V183H218V180H217V182H216V184H215ZM74 179V180H73ZM84 179H88V180H86V183H88V184H86L85 182H83L84 181ZM108 179H109V181H108ZM114 179V180H113ZM146 181H145V180ZM165 179V180H164ZM168 179V180H167ZM171 179V180H170ZM195 179V180H194ZM201 179V178H200ZM226 179V180H225ZM245 179V180H244ZM249 179V180H248ZM55 182H54V181ZM80 180H82V181H80ZM101 180V181H100ZM121 181V183H120V181ZM142 180H144V181H142ZM152 180V181H151ZM155 180V181H154ZM164 180V181H163ZM176 180H178V182H179V184H177V181ZM193 180V181H192ZM208 180H210L209 182H208ZM211 180H213V181H211ZM247 180V181H246ZM255 180V181H254ZM263 180V181H262ZM48 181V182H47ZM73 181H74V184L75 185H77V187H75L74 185H73ZM75 181H76V183H75ZM103 181V183H101ZM106 181H108V182H106ZM117 181H119V182H117ZM135 181H138L137 183H135ZM168 181V182H167ZM184 181V182H183ZM196 181H197V183H198V186H199V189L203 192H205L206 193V195H205V193H204V195H203V193L202 192H195V191H200L199 189H197L198 188V186H197V184H196ZM222 182V184H220L221 182ZM227 181V182H226ZM254 182V184H253V182ZM259 181H260V183H259ZM53 182V183H52ZM110 182V183H109ZM125 182H128V184L127 183H125ZM144 182V183H143ZM156 182V183H155ZM162 182H163V184H162ZM183 182V183H182ZM190 182V183H189ZM214 183V184H211L210 186H209V184L210 183ZM225 182V183H224ZM244 182V183H243ZM246 182H248V183H246ZM258 182V183H257ZM46 183H48L47 184V186H46ZM51 183V184H50ZM55 183H56V185L57 186H59V187H57L56 185H55ZM85 185H84V184ZM107 183V184H106ZM108 183L110 184V185H108ZM114 183V184H113ZM123 183V184H122ZM153 183H155V184H153ZM158 183V184H157ZM168 183V184H167ZM181 183V184H180ZM186 183V185H184ZM191 183H192V185H191ZM194 183V184H193ZM207 183H209V184H207ZM217 183H218V186H217ZM224 183V184H223ZM231 183V184H230ZM52 184H53V186H52ZM80 184H81V186L82 187H84V188H82L81 190H86V189H89L88 191L86 190L85 192L84 191H82L81 192V190H80V188H81V186H80ZM103 184V185H102ZM113 185V187H115V185H116V187H117V189H116V187L115 188H113L114 190H112V188H111V186ZM118 184H119V186H118ZM123 185V187L124 186H126L127 185V187H125V188H127V190L125 191V189H123L122 190V185ZM124 184H126V185H124ZM130 184V185H129ZM136 184V188L137 189H135V191H132V187H133V190H134V188H135V186H132V185H135ZM169 184H170V186H169ZM177 184V185H176ZM227 186H226V185ZM258 184H260V185H258ZM89 185V186H88ZM107 185V186H106ZM121 185V186H120ZM138 185V186H137ZM153 185V186H152ZM157 185V186H156ZM179 185V186H178ZM184 185V186H183ZM225 185V186H224ZM247 185V186H246ZM250 185V186H249ZM48 186H49V188H48ZM88 186V187H87ZM92 186V187H91ZM102 186H103V188H102ZM104 186H105V188H104ZM131 186V187H130ZM154 186H156V188L154 187ZM164 186V187H163ZM167 186H169V187H167ZM174 186V187H173ZM176 186V187H175ZM190 186V187H189ZM196 188H195V187ZM207 186H209V188L211 189V190H213V191H211L210 190V192H211V194H212V192H213V194L211 195L210 194V192H208L209 193V195H208V193H207V191H209V188L207 187ZM213 186L215 187V189H216V191L214 190V188H213ZM219 186H221L222 188H219ZM230 186H232V187H230ZM258 186V187H257ZM46 187H47V190H46ZM79 187V188H78ZM110 187V188H109ZM120 187V188H119ZM154 188V192H153V188ZM178 187H181V188H179V189H177ZM192 187V188H191ZM202 187L204 188V189H202ZM206 187H207V189H206ZM225 187V188H224ZM54 188V189H53ZM57 188V189H56ZM76 189V193L74 192L75 191V189ZM91 188V189H90ZM109 188V189H108ZM139 188V189H138ZM165 188V189H164ZM168 188H170V189H168ZM185 188V189H184ZM219 188V190H217ZM224 188V189H223ZM258 188V189H257ZM45 189V190H44ZM50 189V190H49ZM58 191H56V190ZM59 189V190H58ZM62 189H63V187H62ZM74 189V190H73ZM120 189V190H119ZM157 189V190H156ZM184 189V190H183ZM206 189V190H205ZM222 189V190H221ZM243 189V190H242ZM49 190V191H48ZM112 192H111V191ZM130 190V191H129ZM148 190V191H147ZM164 192H162V191ZM167 190V191H166ZM180 192H179V191ZM181 190H183V191H181ZM187 190V194H189V193H191V195L189 194V195H187L186 194V191ZM194 190V191H193ZM234 190V191H233ZM45 191H47V192H45ZM51 191V192H50ZM54 191V192H53ZM108 191H110V192H108ZM127 191H129V192H127ZM217 191H219V194H218V192ZM227 191V192H226ZM54 194H56L55 195V197L57 198V199H55L54 198V195H53V193ZM105 192H106V194H105ZM121 193V194H119V193ZM125 192H127V193H125ZM146 192H149L148 193V195H146ZM166 192H168L167 194H169V195H167L166 194ZM194 192V193H193ZM221 192H222V195H221ZM246 194H244V193ZM251 192V193H250ZM257 192V193H256ZM46 193H48L49 194V197L47 196V197H45L47 194ZM52 195H51V194ZM73 193V194H72ZM85 193V194H84ZM90 194V197H89V194ZM112 195H111V194ZM116 193V194H115ZM134 193H136V195H137V197L139 198V196H140V199H142V200H140V199H138V198H136V195L134 194ZM181 193H182V195H181ZM184 193V194H183ZM205 197H203L201 194ZM226 195H225V194ZM46 194V195H45ZM78 195V197H77V195ZM81 194V195H80ZM83 194V195H82ZM111 196V197H109V195ZM114 194V195H113ZM124 194V196L126 197V198H129V199H127V201H126V198L125 197H123L122 195ZM128 194V195H127ZM133 194V195H132ZM167 196H166V195ZM172 194V195H171ZM196 194V195H195ZM248 194V195H247ZM52 196V199H51V196ZM96 195V196H95ZM98 195V196H97ZM104 195V196H103ZM107 195V196H106ZM117 195V196H116ZM119 195H121L122 197H120L119 198ZM127 195V196H126ZM150 195V196H149ZM181 195V196H180ZM184 195V196H183ZM187 195V196H186ZM204 198V200H205V204H204V206H201V205H203V203H204V200H203V198H202V200H201V196ZM214 195V196H213ZM216 195H220L219 197L218 196H216ZM244 195V196H243ZM74 196V197H73ZM81 196H84V198H85V200L81 197ZM106 196V197H105ZM133 196V197H132ZM134 196H135V198H134ZM146 196H148L147 198H146ZM153 196V197H152ZM170 196V197H169ZM175 196V197H174ZM197 196H199V197H197ZM209 196V197H208ZM235 196V197H234ZM237 196V197H236ZM263 196V197H262ZM86 197H88V199L86 198ZM117 197L119 198V199H117ZM168 199H167V198ZM197 197V198H196ZM208 199H207V198ZM215 198L214 200H215V203L211 200V199H213V198ZM73 198V199H72ZM89 198H90V201H89ZM99 198V199H98ZM134 198V199H133ZM144 198V199H143ZM149 198V199H148ZM193 198V199H192ZM194 198H196L195 200H194ZM218 200H217V199ZM220 198V199H219ZM234 198V199H233ZM237 198V199H236ZM258 198V199H257ZM55 199V200H54ZM76 201H75V200ZM88 200V202H86L87 200ZM106 199V200H105ZM112 199H116V200H118L117 201V203H115L116 201L115 200H113V202L111 203V201L110 200H112ZM121 199V200H120ZM136 199V200H135ZM139 200V202H138V200ZM151 199V200H150ZM156 199H158V200H156ZM161 199V200H160ZM166 201H165V200ZM197 199H198V201H197ZM200 199V200H199ZM73 200V201H72ZM80 200L81 201H83V202H80ZM130 200L132 201L131 203L133 204V202H134V206L136 207V208H134V206L130 203ZM135 200V201H134ZM143 200H146L147 201V203L145 202V201H143ZM168 200V201H167ZM186 200V201H185ZM192 200V201H191ZM193 200H194V202H193ZM207 200V201H206ZM209 200H210V202H209ZM55 201V202H54ZM91 201H92V203H91ZM105 203H104V202ZM115 201V202H114ZM129 201V202H128ZM148 201H152V203L150 202H148ZM153 201H154V203H153ZM165 201V202H164ZM201 203H200V202ZM202 201H203V203H202ZM223 201V202H222ZM244 203H243V202ZM253 201V202H252ZM75 202L77 203V202H79V203H81V204H79V203H77V204H75ZM89 202H90V204L91 205H93V207L91 206V208L89 207L90 205H89ZM125 202V203H124ZM140 202H141V204H140ZM168 202V203H167ZM185 202V203H184ZM193 202V203H192ZM199 202V203H198ZM208 202V203H207ZM218 202V203H217ZM232 202V203H231ZM261 202H263V203H261ZM42 203L44 204V202L42 201ZM47 203V202H46ZM82 203H84V205H82ZM137 203V204H136ZM166 203V204H165ZM174 203V204H173ZM175 203H177L176 205H178L177 207H175L176 208V210H175V208H174V210H173V208H172V206L174 205L175 206ZM179 203V204H178ZM198 203V204H197ZM214 203V204H213ZM237 203V204H236ZM247 203H248V206H247ZM251 203V204H250ZM259 203V204H258ZM70 204H71V206H70ZM74 204V205H73ZM86 204H88L87 205V208H89L88 210H87V208H86V210H85V207H81L80 205H82V206H85ZM129 206V207H131V208H126V206L127 205ZM131 206H130V205ZM140 204V205H139ZM142 204H144L143 206L146 208H144L143 206H142ZM151 206H150V205ZM194 204V205H193ZM207 204V205H206ZM210 204H211V208H212V205H213V207H214V209L216 208L217 209V211L218 212H216L215 210H212L211 208H210ZM251 206H250V205ZM45 205H47V204H44L43 205V210H42V208H40V210H41V213H39L37 216H39V217H37V219H38V223L36 224V226L38 225V227L36 228V226H33V223H31V222H29V224H27L26 226H25V228L26 227H28L26 230H25V232L27 231V233L25 234L26 235V237L28 238V236H29V240L28 241H26L27 240V238L26 237H24L23 238V242L26 244V245H24V243L20 246V252H18L19 253V257H20V261H18L19 263H17V264H20L21 262V264H26V260H29V259H32V260H29V262H27V263H29V264H38V262L40 263V264H48V258H49V254L47 255V252H49V249L50 248H53L55 245L54 244H51L52 242H49V241H51L52 239H51V237L52 236H50L51 234L50 233H52L54 230H52V228H48V227H51V226H54L55 225V223L53 224V222H54V219H53V222H51L52 221V218H53V215H52V211L50 212L49 211V209H47L48 208V205H47V208L45 207ZM79 206V207H77V206ZM116 205H117V207H116ZM145 205H147V206H145ZM168 205H169V207H168ZM206 205V206H205ZM209 205V206H208ZM215 205V206H214ZM220 205V206H219ZM229 205V206H228ZM234 205V206H233ZM244 205H245V207H244ZM70 206V207H69ZM132 206H133V208H132ZM141 206V207H140ZM154 206V207H153ZM158 206V207H157ZM166 206V207H165ZM171 206V207H170ZM180 206V207H179ZM181 206H183V207H181ZM187 206V207H186ZM201 207V209H199L200 207ZM233 206V207H232ZM247 206V207H246ZM254 206V207H253ZM262 208H261V207ZM61 207V206H60ZM110 207H111V209H110ZM116 207V208H115ZM124 208V210H122L123 208ZM151 207V208H150ZM153 207V208H152ZM163 207V208H162ZM186 207V208H185ZM218 207V208H217ZM250 207H252V209H250ZM259 207V208H258ZM47 209V211H46V209ZM62 208V207H61ZM79 208V209H78ZM81 208V209H80ZM140 209V214H139V212L137 211L138 209ZM142 208H144V209H142ZM159 208V209H158ZM161 208H162V210H161ZM181 208V209H180ZM182 208H183V210H182ZM204 208V209H203ZM208 208H210V210H212V212L208 209ZM258 208V209H257ZM45 209V210H44ZM51 209V208H50ZM83 209V210H82ZM119 209H121V210H119ZM128 209H130L129 211H128ZM137 209V210H136ZM154 209V210H153ZM198 209H199V211H198ZM209 211V213H208V211ZM249 209V210H248ZM261 209V210H260ZM263 209V210H262ZM68 210H67V212H65L66 214L68 213ZM93 210V211H92ZM118 210L120 211V212H122L123 214L124 213H126V214H124V215H121L119 212H118ZM127 210V211H126ZM132 210H135V211H132ZM143 210V211H142ZM145 210V211H144ZM190 210V211H189ZM225 210V211H224ZM234 210V211H233ZM44 211V212H43ZM88 211V212H87ZM125 211V212H124ZM137 211V212H136ZM169 211V212H168ZM187 211V212H186ZM200 211H201V213H200ZM220 211H223V212H221L220 213ZM229 211V212H228ZM231 211V212H230ZM252 211H253V213H252ZM260 211H262L261 213H260ZM75 212V215L74 216H77L76 218L74 217V216H72V214ZM95 212V213H94ZM111 212H112V214H111ZM114 212V213H113ZM127 212H129L128 214H131L130 216L127 214ZM136 212V213H135ZM144 212V215L142 214ZM147 212V213H146ZM155 212V213H154ZM160 212V213H159ZM207 213L208 215H206V216H208L209 218H211V222H210V220H209V218L208 217H206L205 216V214L204 213ZM214 212V213H213ZM255 212H256V214H255ZM43 213H45V214H43ZM50 213V214H49ZM78 213V214H77ZM80 213H82V216L84 217V218H82L81 219V214ZM84 213V214H83ZM118 214V217L119 218H121V219H119V220H117V219H115V218H117V214ZM135 213V214H134ZM140 215V216H142V217H140L138 214ZM153 213V214H152ZM163 213V214H162ZM170 213V214H169ZM188 213V214H187ZM195 213V214H194ZM199 213V214H198ZM211 213V214H210ZM216 213V215H214L213 216V214H215ZM237 213V214H236ZM245 213V214H244ZM66 214H64V215H66ZM77 214V215H76ZM89 214V215H88ZM95 214V215H94ZM116 216V217H114V215ZM138 216H137V215ZM149 216H148V215ZM166 214V215H165ZM186 214V215H185ZM191 214V215H190ZM198 214V215H197ZM218 214V215H217ZM220 214H221V216H220ZM224 214V215H223ZM254 214V215H253ZM42 215V216H41ZM45 216V218L47 217L48 218V222H47V218L45 219V218H43L44 216ZM51 215V216H50ZM80 215V216H79ZM112 215V216H111ZM120 215H121V217H120ZM125 215H128L129 217H125ZM151 215H152V217H151ZM168 215V216H167ZM201 215V216H200ZM202 215H204V216H202ZM211 217H210V216ZM241 215H242V217H241ZM252 215V216H251ZM256 215V216H255ZM42 218H41V217ZM91 216V217H90ZM95 216V217H94ZM111 216V217H110ZM161 216V217H160ZM192 216V217H191ZM263 216V217H262ZM123 217V218H122ZM125 217V218H124ZM131 217H133L134 219H136V221H138V222H134L135 220H132V218ZM152 218V219H154V220H150L149 218ZM157 217V218H156ZM203 217H205L209 222H205L204 220H206L205 218H203ZM212 217H214V218H212ZM221 217V218H220ZM247 217V218H246ZM253 217V219H251ZM255 217H257V218H255ZM49 218H51V219H49ZM73 218H75L76 219V221H75V219H73ZM78 218V219H77ZM96 218H97V220H96ZM110 220H109V219ZM112 218H114V219H112ZM138 218V219H137ZM139 218H141V219H139ZM147 218V219H146ZM200 218V219H199ZM219 218V219H218ZM262 218V219H261ZM43 219H45L44 221H43ZM91 219V220H90ZM112 219V220H111ZM124 219V220H123ZM129 219H131V220H129ZM144 219V220H143ZM147 221H146V220ZM165 219H168L167 221L165 220ZM186 219V220H185ZM203 219V220H202ZM224 219V220H223ZM255 219V220H254ZM259 219V220H258ZM39 220H41V221H39ZM96 220V221H95ZM117 220V221H116ZM197 220H198V222H197ZM212 220H213V223H212ZM65 221V222H64ZM74 221V222H73ZM98 221V222H97ZM109 221H111V222H109ZM114 221H115V223H114ZM119 221V222H118ZM122 221V222H121ZM150 223H149V222ZM152 221H154V225L156 224H158L156 227L155 226H152V224H153V222ZM168 223H166V222ZM188 221V222H187ZM200 221H204L203 223L202 222H200ZM218 221V222H217ZM220 221V222H219ZM248 221V222H247ZM255 221H256V223H255ZM40 222H41V224H40ZM78 222V223H77ZM85 222V223H84ZM97 222V223H96ZM112 222L114 223V225L112 224ZM117 222L119 223V225L117 224ZM125 222V223H124ZM129 224H131V225H127L128 223ZM136 224H134V223ZM151 222H152V224H151ZM226 222V223H225ZM84 224V226H82L83 224ZM92 223V224H91ZM98 225V226H96V224ZM112 225V226H110V224ZM133 223V224H132ZM140 223V224H139ZM143 223V224H142ZM146 224V226H145V224ZM165 223V224H164ZM200 223H201V225H200ZM211 223V224H210ZM215 223H218V224H215ZM222 223V224H221ZM246 223V224H245ZM250 223V224H249ZM259 223H261V224H259ZM31 224H32V227H31ZM43 224V225H42ZM45 224V225H44ZM48 224H49V226H48ZM50 224H52V225H50ZM73 224V225H72ZM123 224H126V225H123ZM140 226H139V225ZM162 224V225H161ZM167 224V225H166ZM180 224V225H179ZM205 224V225H204ZM206 224L207 225H209L210 224V226H206ZM255 224H256V228L254 227L255 226ZM28 225H30V226H28ZM66 225V226H65ZM67 225H70L69 227L67 226ZM109 225V226H108ZM149 225V226H148ZM191 225V226H190ZM214 225V226H213ZM229 225V226H228ZM232 225V226H231ZM261 225V226H260ZM42 226V227H41ZM44 226H46L44 229H46V230H44L43 229V227ZM96 226V227H95ZM124 226V227H123ZM125 226L127 227V228H130V226H131V228H130V231H129V229L127 230V231H125L124 229H127V228H125ZM135 226V227H134ZM138 228H137V227ZM148 226V227H147ZM152 226V227H151ZM177 226V227H176ZM199 226V227H198ZM200 226H202V227H200ZM212 226L213 227H215L216 228V226H217V231H218V234H217V231H215L216 229L215 228H212ZM220 226V227H219ZM244 226V227H243ZM31 227V228H30ZM41 227V228H40ZM55 227V226H54ZM53 227V229H55ZM67 227V228H66ZM79 227V228H78ZM84 227V228H83ZM87 227V228H86ZM99 227V228H98ZM114 227H116V228H114ZM120 227H123L122 228V230H124L123 232H122V230L121 229H119ZM148 229V230H146V228ZM151 227V228H150ZM155 227V228H154ZM159 227V228H158ZM165 227H166V229H165ZM200 228V229H198V228ZM228 227H231V228H228ZM35 228V229H34ZM48 228V229H47ZM76 228H77V230H76ZM85 228H86V230H88V231H86L85 230ZM107 230H106V229ZM112 228H114V229H111ZM134 230H133V229ZM136 228H137V230H136ZM158 228V229H157ZM165 230H164V229ZM187 228V229H186ZM197 228V229H196ZM201 228H203V229H201ZM208 228V229H207ZM239 228V229H238ZM257 228H259L258 230H257ZM31 229V230H30ZM43 229V230H42ZM66 229V230H65ZM70 229V230H69ZM117 229H119L122 233H121V236H120V234L118 235V233H120L119 232V230H117ZM145 229V230H144ZM151 229H156V230H152L151 231ZM175 229V230H174ZM233 229V230H232ZM261 229V230H260ZM50 230V231H49ZM96 230V231H95ZM99 230H100V232H99ZM109 230V231H108ZM111 230V231H110ZM132 230V231H131ZM138 230H139V232H138ZM150 230V231H149ZM168 230H170V231H168ZM179 230V231H178ZM211 230L213 233H211V231H210V233L208 234V235H206L209 231ZM220 230H221V232H220ZM49 231V232H48ZM83 231V232H82ZM95 231V232H94ZM116 231H118V232H116ZM136 231V232H135ZM147 231H148V233H147ZM205 233H204V232ZM232 231V232H231ZM238 231V232H237ZM259 231V232H258ZM24 232V233H25ZM29 232H33L32 234H33V236H32V238H31V236L30 235H28V233ZM34 232H36L35 234H34ZM43 232H46L45 234L43 233ZM48 232V233H47ZM71 232H72V234H71ZM88 232V233H87ZM108 232V233H107ZM114 232V233H113ZM127 232V233H126ZM133 234V235H131V233ZM137 234V235H134L135 233ZM138 232V233H137ZM163 232V233H162ZM170 232V235L168 234ZM180 232H182L181 234H180ZM200 232L202 233V234H200ZM236 232V233H235ZM40 233V234H39ZM54 233V232H53ZM84 233V234H83ZM93 235H92V234ZM97 233V234H96ZM104 233V234H103ZM112 233V234H111ZM155 233V234H156ZM167 233V234H166ZM215 233H216V235L218 236H216L215 235ZM220 233H225V235H224V238H223V236H221V235H223V234H221L220 235ZM235 233V234H234ZM239 233V234H238ZM257 233V234H256ZM259 233V234H258ZM30 234V233H29ZM31 234V235H32ZM39 234V235H38ZM88 234V235H87ZM102 236H101V235ZM123 234H124V236H123ZM127 234V235H126ZM139 234V235H138ZM140 234H141V236H140ZM211 234V235H210ZM28 235V236H27ZM38 235V236H37ZM49 235V236H48ZM53 235V234H52ZM69 235H72V237L71 236H68ZM73 235H75V236H73ZM95 235V236H94ZM99 235V236H98ZM106 235V236H105ZM112 235H114V236H112ZM164 235H166V236H164ZM205 235V236H204ZM210 235V236H209ZM216 236L217 238H220V239H223V240H225V242L223 243V245H222V243H220V246L218 245V248H219V250H218V248L217 247H214L213 249H215V248H217V250L220 252L221 251V248L222 247H224V245H225V247L224 248H222V251L220 252L223 256L221 257V254L220 253H218V256H219V258L217 257V255L216 256H214V254H212V253H209L208 255H203V254H201L202 256H199L200 255V253H204V252H206V251H210L211 252V248H209V245H205L206 243L207 244H210V243H208V240L210 239V241L212 240V238H213V236ZM230 235H231V237H230ZM233 235V236H232ZM35 236L37 237V238H35ZM41 236V237H40ZM46 236V237H45ZM79 236V237H78ZM88 236V237H87ZM90 236V237H89ZM91 236H93L92 237V239H91ZM125 236H127V237H125ZM128 236H129V238H128ZM144 236V237H143ZM145 236H146V238H145ZM172 238H171V237ZM222 238H221V237ZM243 236V237H242ZM253 236H255V238H253ZM38 237H39V240H37L36 241V239H38ZM49 238L48 240H46V239H44V238ZM66 237V238H65ZM87 237V238H86ZM98 237V238H97ZM103 237V238H102ZM106 237V238H105ZM110 238V240H109V238ZM115 239H114V238ZM118 237H120V238H118ZM121 237H122V239H121ZM137 237V238H136ZM164 237V238H163ZM168 237V238H167ZM242 237V238H241ZM247 237H248V239H247ZM26 238V239H25ZM30 238L32 239V241L30 240ZM33 238H35V239H33ZM41 238V239H40ZM76 240H75V239ZM88 238H89V240H88ZM95 238H97V240L95 239ZM103 239V240H101V239ZM113 238V239H112ZM178 241V244H179V242H183L182 244L184 245H182L181 243H180V245H176L177 243H176V240ZM191 238H194V241L196 242V244H195V242H193V239L192 240H189V239H191ZM204 238V239H203ZM208 240H207V239ZM227 238L229 239V241H230V244H231V247H230V249L232 250V251H230L229 253L231 254H229L228 253V255H227ZM237 238H238V240H237ZM253 238V239H252ZM260 238H262V239H260ZM44 239V240H43ZM51 239V240H50ZM69 239H70V241L72 242H70L69 241ZM79 239V240H78ZM87 239V240H86ZM91 239V240H90ZM96 240V242L94 241V240ZM112 239V240H111ZM120 239V240H119ZM123 239H127V242H126V240L124 241ZM133 239V240H132ZM168 239V240H167ZM172 239H174V241L175 242H173L172 241ZM179 239V240H178ZM185 239V240H184ZM242 239V240H241ZM250 239H251V241L252 240H255L256 239V246H254V251H255V256H253V258L251 257L252 255H250V257H248L247 256V254H244V256H243V252H245L246 251V249L247 248H249V247H247L246 248V246L248 245L249 246V244H250V246H251V248L253 249V245L254 244H251V242H249L250 241ZM7 240V239H6ZM5 240V243H4V245H5V247L4 248H7V245H8V243L7 242H9V241H6ZM34 240H35V242H34ZM45 240L47 241V242H45ZM74 240V241H73ZM99 240H101V241H99ZM123 240V241H122ZM129 240H131V242L129 241ZM138 241V243H137V241H136V243L135 242H133V241ZM171 240V241H170ZM187 240V241H186ZM260 240V242H258ZM262 240V241H261ZM31 241V242H30ZM40 241V242H39ZM76 241V242H75ZM89 241V245H91L92 247L94 246V248H93V251L95 252V254H94V252L92 251V247L90 248L89 247V245H87L88 242ZM93 243H92V242ZM110 241H112V242H114L113 244H112V242H110ZM115 241H117V242H115ZM128 241L130 242L129 243V245H128ZM167 241V242H166ZM169 241H170V243H169ZM191 241V242H190ZM205 241V242H204ZM239 241V242H238ZM248 243H247V242ZM27 242H29V243H27ZM33 242H34V244L35 245H32L33 244ZM44 242V243H43ZM70 242V243H69ZM84 242V243H83ZM110 242V243H109ZM118 242L121 244V242H122V245H120V244H118ZM188 242H190L189 244H191V243H193V245H195V246H200V245H205V246H201L202 247V249H204V251L201 249V247H198V249H197V247H196V250L194 249L195 248V246H194V248H192L191 247V245L188 247V249H187V247L186 246H188L187 245V243ZM203 242V243H202ZM44 245H43V244ZM75 243H77V245L79 246H77ZM85 243H87V244H85ZM100 244L99 246H101L100 248H99V246L98 245H96V244ZM105 243L106 244H108L107 246H111V245H113V246H111L112 248H110V249H112V251L113 252H115L116 253V255H114V257H109V256H107L108 254H106V252L105 251H107L106 249H108L109 247H106L105 246ZM117 243V244H116ZM123 243H124V245H123ZM127 243V244H126ZM261 243V244H260ZM7 244V245H6ZM10 244V243H9ZM68 244V245H67ZM72 244H75L74 246H77V247H75L74 248V246L72 245ZM95 244V245H94ZM134 244V245H133ZM136 244V245H135ZM247 244V245H246ZM260 244V246H258ZM38 247H37V246ZM42 245H43V247H42ZM50 245V246H49ZM54 245V246H53ZM84 245H86V247H84ZM106 247H104V246ZM116 245H118V246H116ZM127 245H128V248H127ZM138 245V246H137ZM144 245V244H143ZM176 245V246H175ZM241 245V246H240ZM243 245V246H242ZM30 246H31V248H30ZM32 246H34V248L32 247ZM67 246H68V249H67V252H69V253H67L66 252V248H67ZM87 246H88V248H87ZM117 248H116V247ZM121 246H123V248L122 249H125V250H122L120 247ZM24 247V248H23ZM45 247V248H44ZM47 247H49V249H47ZM102 247L105 249H102ZM119 247V248H118ZM141 247V248H140ZM144 247V248H143ZM164 247V248H165ZM179 247H181V248H179ZM243 247V248H242ZM38 248V249H37ZM40 248V249H39ZM45 250H44V249ZM74 248V249H73ZM78 248H80V249H78ZM84 248V249H83ZM131 248H133V249H131ZM179 248V250H177ZM206 248H207V250H206ZM210 250H209V249ZM27 249V250H26ZM32 249H33V251H37L36 253L35 252H32ZM35 249V250H34ZM47 249V250H46ZM54 249V248H53ZM77 249V250H76ZM91 251H90V250ZM101 249V250H100ZM127 249V250H126ZM131 249V250H130ZM187 249V251H185V250ZM200 249L203 251V252H201L200 251ZM223 249H225V251L223 250ZM239 249V250H238ZM241 249H243V250H241ZM250 249V248H249ZM3 250L5 251V249H2V252H3ZM69 250V251H68ZM70 250H71V252H70ZM76 250V252L74 253L73 251H75ZM96 250H97V252H96ZM120 250H122L121 251V253H120ZM129 250V251H128ZM137 250H139V251H137ZM141 250V251H140ZM143 250V251H142ZM189 250H193V252L191 251V254H189L190 253V251ZM196 252H195V251ZM200 251V253H199V251ZM256 250H257V253H256ZM260 250V251H259ZM262 250V251H261ZM40 251V252H39ZM83 251V253H84V256H82V255H80V252H82ZM102 251V252H101ZM119 251V252H118ZM133 251H135V252H133ZM137 251V252H136ZM174 251V252H173ZM176 251V252H175ZM180 251V252H179ZM185 251V252H184ZM240 251H242V252H240ZM22 252H23V254H25L24 256L25 257H23V255H22ZM26 252V253H25ZM28 252V253H27ZM30 252L32 253V254H30ZM44 254H43V253ZM91 254H90V253ZM128 252V253H127ZM145 252H146V250H145ZM182 252H184V253H182ZM189 252V253H188ZM199 254H198V253ZM223 252H224V254H223ZM238 252V253H237ZM239 252H240V254H239ZM21 253V254H20ZM39 253V254H38ZM41 253V254H40ZM64 253V254H63ZM72 253V254H71ZM82 253V254H83ZM100 253V254H99ZM102 253H104V255L102 254ZM135 253V254H134ZM173 253H175L176 254V256L174 255H172ZM194 255H193V254ZM242 253V254H241ZM258 253H260V254H258ZM26 254H29L30 256L26 259ZM68 254L70 255V257L72 256V258H68ZM73 254H76V255H73ZM98 254H99V256H98ZM118 254H119V256H118ZM125 254H126V256H125ZM141 254H143V255H141ZM172 256H171V255ZM177 254H178V258H175V257H177ZM186 254H188V255H186ZM197 254V255H196ZM212 254V255H211ZM238 254H239V256H238ZM264 254V253H263ZM32 255L34 256V257H32ZM38 256V255H40V256H38V257H36V256ZM43 255V256H42ZM79 257H78V256ZM86 255V256H85ZM93 255V256H92ZM95 255H96V257H95ZM106 256L105 257V259H107V260H105L104 258H103V256ZM129 255H131V256H129ZM134 255V256H133ZM139 256V261H138V256ZM141 255V256H140ZM190 255V256H189ZM193 255V256H192ZM210 255H211V257H210ZM225 255V256H224ZM42 256V257H41ZM77 256V257H76ZM83 257V260L85 259L86 261H83V260H81L82 259V257ZM88 256V257H87ZM115 256H117L116 258H115ZM124 256L125 257H128L127 259L126 258H124ZM137 256V257H136ZM142 256H144V257H142ZM167 256H169V257H167ZM182 256V257H181ZM187 257L186 259H184L185 257ZM194 256H195V258H194ZM204 256H205V258H206V260H205V258H204ZM231 256V257H230ZM257 256V257H256ZM259 256V257H258ZM46 257V261L44 260V258ZM57 257V256H56ZM60 257V258H59ZM81 257V258H80ZM88 258V259H86V258ZM95 257V259L98 261H96L95 259H93V258ZM98 257V258H97ZM133 257H134V260H133ZM142 257V258H141ZM145 257H147V258H145ZM150 257V258H149ZM172 257H173V259H172ZM193 257V258H192ZM216 257H217V259H216ZM239 257V258H238ZM261 257V258H260ZM262 257H263V259H262ZM34 258V259H33ZM64 258V259H63ZM69 259L68 261L66 260V259ZM73 258H74V260H73ZM102 258L105 260H102ZM114 258V259H113ZM130 258V259H129ZM131 258H132V260H131ZM143 258H145V260H143ZM149 258V259H148ZM168 258H170V259H168ZM182 258V259H181ZM189 258V259H188ZM211 258L213 259V260H211ZM215 258V259H214ZM248 258H250L249 260H250V262L248 261ZM25 261H24V260ZM37 260V262H36V260ZM40 259V260H39ZM78 259V260H77ZM109 259V260H108ZM149 261H148V260ZM168 259V260H167ZM175 259L177 260V261H175ZM181 259V260H180ZM183 259H184V261H183ZM210 259V260H209ZM233 259V261H231ZM247 259V260H246ZM251 259H253L254 261L253 262H251L252 260ZM257 259V260H256ZM260 259H262V260H260ZM23 260V261H22ZM35 260V261H34ZM65 260H66V262H65ZM72 260H73V262H72ZM80 260H81V262H80ZM90 260H91V262H90ZM119 260V262H120V264H121V261ZM128 261V263H127V261ZM166 260L168 261L167 263H166ZM170 260V261H169ZM173 260V261H172ZM187 260H189L188 262H186ZM217 261V263H216V261ZM220 260V264H223V260L221 261ZM243 260V262H240V261H242ZM31 261V262H30ZM77 261V262H76ZM134 261V262H133ZM139 263H138V262ZM140 261H142V263H140ZM151 261V262H150ZM153 261V262H152ZM172 261V262H171ZM175 261V262H174ZM260 261V262H259ZM263 261V262H262ZM36 262V263H35ZM85 262V263H84ZM89 262V263H88ZM104 262V263H103ZM112 262V263H111ZM171 262V263H170ZM178 262V263H177ZM183 262V263H182ZM213 262V263H212ZM218 263V264H219Z\"/></svg>", "mask_w": 264, "mask_h": 264}, {"label": "bare ground", "instance_id": "bare-ground-1", "mask_svg": "<svg viewBox=\"0 0 264 264\" xmlns=\"http://www.w3.org/2000/svg\"><path fill=\"white\" fill-rule=\"evenodd\" d=\"M2 1V0H1ZM11 1H13V0H11ZM73 1V0H72ZM71 0H40V2H41V4L42 5H44L45 6V8H46V10H47V12L51 15V19H52V23L51 24H46V23H40V22H36V23H33V22H27V24L25 25V28L24 29H21V38H22V43H21V45L20 46H18V47H16L17 45H15V46H12V43H9L8 42V39H7V32H8V29L10 28L9 27V23H8V16H7V12H6V7H7V5H8V0H3V2H4V4H5V6H4V4H3V6H4V9H3V12L0 14V264H17V263H19L18 261H20L21 259H20V257H19V253L18 252H20L19 250V248H20V246L25 242H23V238L24 237H26V233H27V231L25 232V230L28 228V227H26L25 228V226L27 225V224H29V222H31V223H33V226H36V224L38 223V219H37V217H39V216H37L39 213H41V210H40V208H42L43 207V205L44 204H47L48 205V208H47V205H45V207L47 208V209H49V211L51 212L52 211V215H53V218H52V221L51 222H53V219H54V222H53V224L55 223V227L54 226H51V227H48L49 229L50 228H52V230H54L52 233H50L51 235L50 236H52L51 237V241H49V242H52L51 244H54L53 246V248H50L49 249V247H47V249H49V252H47V255L49 254V258H48V264H59V262H61V261H58V255L61 253V251L65 248L64 246H66V242L68 241H64L63 240V236H65V234L63 233V231L64 230H62V228L63 227H61V224H63L62 223V220H64V218H66L65 216H67V218H68V221L67 222H69L70 221V219H71V212L73 211V208H72V206H71V204H70V210L72 209V211H70V210H68L67 208H64V206L62 205V204H64V203H69L70 201H71V181L67 178V179H64L63 178V176L64 175H66L65 174V170H66V168H68V171L67 172H69V165H68V163H66L67 165L66 166H68V167H66L65 168V170L63 171V164H65L64 163V157L65 156H62V154L64 153V151L66 150H61V148L60 147H62L61 145H60V147H59V143H61V142H58V138H59V136L61 135L62 136V133H60L59 132V130L60 129H63L62 127V124L65 126L66 125V123L67 124H69L70 123V125L72 124V130H73V133H71L70 131H71V129H70V133L68 134V136H69V138H68V136H67V138L68 139H70L71 137L73 138V137H75V136H78V131L76 132V133H78V134H76L75 133V131H76V128H77V130H80L81 129V127H83V126H79L80 127V129H78V125H81L80 123L81 122H79V120H80V118H78L77 116V118L79 119H74V115H81V112L85 109H83V107H82V105H83V100H84V98L83 97H85V96H87V97H91L90 99H92V103H90V104H92L93 106H91V107H94V106H96V110H94L95 112H97L98 111V115H99V113L100 112H102V113H104V115H102V116H107V120H109V121H112L113 123H114V126H115V129H118L117 131L119 132V133H117L118 134V136H117V138L119 137V139H120V141L117 143L118 145H119V149H120V151L121 152H123V155L125 156V157H123V155H122V158H123V162H124V158L126 159L125 161L127 162V164L128 165H126V166H128V168H130L132 171L133 170H135L136 172H137V169H138V167L140 166H138V162L140 161V160H143V159H141V155L139 156L138 154H140V153H138V152H141V154H142V156L144 155V154H146L147 155V153H148V151L149 150H147V153L146 152H144V154H143V147L145 146V145H147V142H146V132H145V130H143V133H142V130H141V128L139 127V125H137V122H138V120H137V118H136V108L134 109V107L135 106H133V104L132 103H134V102H132V101H128L129 102V104L127 105L128 106V112H127V118L125 117V115H123V114H125L124 112H121L120 111V103L119 102H121L122 101V99H119V97H121V98H124V96L126 95V93H127V95H128V93L129 92H131L132 93V91H134L133 89H132V87H131V84L133 83V81H132V83L130 84L129 82L131 81L130 79H132L133 78V74H131L132 75V78H128L127 79V77L126 76H129L130 75V70H129V72L127 73V71H128V69H130V68H128V65L129 64H127V62L128 61H126L125 59H124V57L123 56H125V55H122L123 53H126V52H123L122 54L120 53V52H118V53H116L115 52V50H113L114 48H112V52H115V54H117V56L119 57H117L118 59H115V55L114 56H110L111 58L112 57H114L113 59H115L113 62H111V61H107L105 58H107L106 56L104 57V55H106L107 54V52L105 51L106 49H109L108 51V53H111L110 51V47H112V46H110L109 48H108V45L110 44V45H115V44H111L112 42L110 41L111 40V34H112V29H117L115 26H114V28H111V27H113V25L111 26V23H112V21H114L113 20V18L115 17V16H117V15H119L118 13L119 12H121L120 14H123V12L124 13H126L128 16H127V20H128V22H131V21H133V18H132V20L131 21H129L130 19H128V17L130 16L129 14H131V16L133 15H135L136 17H138V18H140L141 16L140 15H144V13H146V12H149L150 11V13L149 14H152L153 16H154V14L155 15H158L159 16V12L160 11H158L159 9H158V7L159 6H161L160 5V3L162 2V0H111V4L107 7V5H103V3H99L102 7H104V6H106V7H104V9H102V10H99V8L98 9H96V8H93L92 7V5H90V3L88 4L87 2H89V0L87 1V2H79L78 1V5H76V7L74 6V7H71L72 5H70V2H71V4L73 3ZM75 1V3H76V0H74ZM83 1H85V0H83ZM164 2L166 1L167 2V0H163ZM172 1V0H171ZM183 1V2H182ZM187 1V0H186ZM185 0H178V2L176 3V5H180V7L179 8H181V6H182V4H183V8H182V11L181 12H179V17H177V15H175L174 13H173V15L175 16H173L172 18L174 19V18H176L177 17V19H178V21L176 22V23H179V24H181V30H182V28H185L186 30L185 31H187L185 34H189L190 35V41H188V39L187 38H189V35H186L184 38H186L187 39V41L189 42L188 43V46H184V44L182 45V43H183V41H182V39H181V36H180V38L179 37H177L178 36V34H174L175 35V37L171 40L170 38L171 37H173V35L169 38L170 39V41H171V43H173L172 44V48H174V51H175V49H177L178 47L180 48L181 47V49L183 48V52H184V54L186 53V51H184V50H189V53H190V51H196V53L198 54L197 55V57L198 58H200V62H198V64H196L195 65V67L194 66H192L193 64H191L190 65V59H189V62H188V65H187V61H188V59H186V61L184 60V62H186V65L187 66H185V74H186V71H193V69H194V71H193V76H192V74H191V77H193V79L195 80V82L199 85V87H200V90H199V92H200V94H199V97L201 96V100H200V102H201V104H200V102H199V104L201 105V107L200 108H202L203 110V113L201 114L200 113V115H202V117H200V118H198V119H201V118H203L204 119V121H207V125L204 123V126H203V129H202V126L201 127H199L200 129H202V133L204 134L203 136H208V133L210 132L209 130H214L215 132H216V134L217 133H219V131H218V129H219V127H221V126H223V124L225 123V121H226V119H227V125H228V120H230V119H233L232 117H231V112L232 111H230V117H226L225 116V114L223 113V111L225 110V108H224V110L222 111L221 109L219 110L218 108H219V106L221 107V105H218V108L215 106L216 104H215V102L214 101H217V100H213L212 98V100L213 101H211V100H209V98L210 97H212V95L213 96H217L216 94H217V90L219 89H215L216 90V94H215V91H212V89L210 88L211 87V85L209 84V82H207V80H211V79H214V81H215V76H213V77H211V78H209V79H207L208 78V76L209 75H211L212 73H213V71H212V73L211 74H209L208 76L206 75V73H208L207 72V70L205 71V68H206V62L205 63H203L202 61V59H203V55H202V52L201 51H203V47H202V40H203V38H204V36H203V34H202V37H201V32H200V30H199V26L197 27V25H196V22H195V18L193 17L194 15L191 13L190 14V8L188 7V6H192V4H190L191 2H193V1H197V0H192V1H190V3H189V1H188V3L190 4V5H188L187 4V2H186ZM199 1V0H198ZM204 1V0H203ZM211 1H213V2H215L214 0H210V1H208V2H211ZM219 1V0H218ZM257 1V0H256ZM259 1V0H258ZM93 3H94V1H92ZM100 2V1H99ZM106 2V1H105ZM107 2H108V0H107ZM106 2V3H107ZM166 2H165V5H166ZM174 2V1H173ZM181 2V3H180ZM186 2V4H187V6H185V3ZM201 2H202V0H201ZM201 2L199 1V2H196V3H198V5H199V3L201 4ZM207 2V3H208ZM220 2H222V1H220ZM220 2H218V3H220ZM225 2L227 3L226 4V8L228 9H230V11L229 12H227L228 14H227V25H226V23L224 22V21H226V20H224L223 22H224V25L223 26H227L226 27V31H225V33H224V35L222 34V37L224 38V40H225V42H226V44H227V47H225L223 50H228V58H227V55H224L223 54V56L221 55L220 56V54H218L219 55V57H217V61H214V62H216V67H217V70H219V69H221L220 67H221V65H224L225 63H226V65H225V67H227V84H228V87L230 86V83H232V80H235L236 82H239L240 84V87H239V89L238 90H233L232 91V93H236V94H240L242 97H243V95H247L248 93H249V86L247 85V83L248 82H250L246 77H247V74H248V72H247V70L245 71L246 72V75H245V72H243L242 70V72H241V74H240V76L239 77H235V75H234V63H233V59H237V58H240L241 60H245V56L248 54V53H246L247 51H246V49L247 48H249V47H255L254 49H256V52H257V57H259V58H257L256 56L254 57V58H257V59H255L256 60V62H254V63H256L255 65H256V68L254 69V72L252 73L253 74V78H254V81H256L257 82V86H256V90L255 91H257L258 93H259V95L261 96V98H262V101H261V104H262V110H264V72H263V70L261 69L262 67H264V65L262 66V59L264 58V0H260V2H258L259 4H257L256 2H254V0H225ZM248 2H249V4H248ZM97 3H98V1H97ZM105 3V4H106ZM109 3V2H108ZM107 3V4H108ZM163 3V2H162ZM169 3H170V0H169ZM168 3V4H169ZM217 3V2H216ZM172 4V3H171ZM171 4H169V5H171ZM173 4H175V3H173ZM195 3H193V5H194ZM209 4V3H208ZM207 4V5H208ZM215 4V3H214ZM74 5V4H73ZM162 5H164V4H162ZM164 5V6H165ZM175 5V6H176ZM178 5V6H179ZM202 5V4H201ZM203 5H204V2H203ZM206 5V4H205ZM212 5V4H211ZM217 5V4H216ZM221 5H223V2L221 3ZM227 5H228V7H227ZM168 6V5H167ZM174 6V5H173ZM190 6V7H191ZM210 6V5H209ZM217 6H219V5H217ZM217 6H213V7H215V8H217ZM171 7L172 6H170L169 8L171 9ZM201 7V6H200ZM208 7V6H207ZM212 7V6H211ZM221 7V6H220ZM165 8V7H164ZM168 8V7H167ZM166 8V9H167ZM179 8H177V9H179ZM199 8V7H198ZM202 8V7H201ZM222 8V7H221ZM165 9V10H166ZM191 9L193 10V6L191 7ZM197 9V8H196ZM195 9V10H196ZM209 9V8H208ZM214 9V8H213ZM212 9V11H215V9L213 10ZM223 9H224V6H223ZM152 10H154V11H152ZM175 10V9H174ZM202 10V9H201ZM204 10H205V7H204ZM207 10V9H206ZM211 10V9H210ZM220 10V9H219ZM222 10V9H221ZM220 10V11H221ZM171 11V10H170ZM173 11V10H172ZM176 11V10H175ZM180 11V10H179ZM197 11H199V9H197L196 10V12ZM223 11V10H222ZM225 11V10H224ZM259 11H261V15H258V12ZM161 12H162V10H161ZM169 12V11H168ZM174 12V11H173ZM177 12V11H176ZM205 12V11H204ZM209 12V17L211 16V12L210 11H207L206 13H208ZM256 12V13H255ZM154 13V14H153ZM162 13H164V12H162ZM161 13V14H162ZM166 13H167V11H166ZM169 13H172V12H169ZM181 13V14H180ZM195 13V12H194ZM203 13V12H202ZM205 13V14H206ZM255 13V18H254V20H252L251 21V19H249L250 17H252L253 18V14ZM198 14H199V12H198ZM205 14H203V15H205ZM213 14V13H212ZM214 14H216V13H214ZM245 14H248V16H247V18H246V16H245ZM259 14H260V12H259ZM139 15V16H138ZM142 15V16H143ZM168 15H171V14H167V15H165V17H167ZM202 15V14H201ZM222 15V14H221ZM235 17H234V16ZM120 16V15H119ZM124 16V15H123ZM147 16H149V15H147ZM161 16V15H160ZM208 16V15H207ZM220 16V15H219ZM122 17V16H121ZM144 17H146V15H144ZM144 17H141V19L140 20H142V18H144ZM150 17H151V15H150ZM163 17V16H162ZM169 18H170V16H168ZM198 17V16H197ZM204 17V16H203ZM215 17V16H214ZM213 17V18H214ZM221 17V16H220ZM225 17V16H224ZM119 18V17H118ZM126 17H124L123 19H125ZM129 18H131V17H129ZM149 18V17H148ZM161 18V17H160ZM160 18H158L159 20H160ZM205 18H207L206 16H205ZM115 19H116V17H115ZM135 19V18H134ZM154 19V18H153ZM164 19H168V18H164ZM208 19V18H207ZM211 20H212V18H210ZM222 19V18H221ZM225 19V18H224ZM119 20V19H118ZM126 20V19H125ZM138 20V19H137ZM136 20V21H137ZM140 20H138V22H141ZM148 20V19H147ZM156 20V19H155ZM169 20H171V19H169ZM169 20H167L166 22H167V24H168V21ZM65 21H67V22H69L70 23V28L71 29H69L68 31H67V29H64V27H65ZM116 21V20H115ZM123 21V20H122ZM145 21H146V18H145ZM145 21H144V23H145ZM157 21V20H156ZM161 21V20H160ZM159 21V22H160ZM201 21V20H200ZM199 20L197 21V23L198 22H200ZM216 21V20H215ZM126 22V21H125ZM150 22V21H149ZM149 22L147 23V24H149ZM158 22V23H159ZM206 22V21H205ZM205 22L202 24V25H204L205 24ZM212 22V21H211ZM218 22V21H217ZM249 22V23H248ZM115 23V22H114ZM116 23H118V22H116ZM121 23V22H120ZM124 23V22H123ZM132 23V22H131ZM131 23H129V25H131ZM153 23V22H152ZM155 23H157V22H155ZM165 23V22H164ZM163 23V24H164ZM171 23V22H170ZM174 23H175V21H174ZM201 23V22H200ZM206 23H209V21L208 22H206ZM214 23V22H213ZM219 23V22H218ZM246 23V24H245ZM251 23H254V24H252L253 26L255 25V30H256V32H257V37H256V39H255V42H256V44L254 43V46H248L247 48H246V46L249 44L248 43V39H247V34H248V29H246L247 28V24L250 26L251 25ZM119 24V23H118ZM127 24V23H126ZM137 24V23H136ZM140 24V23H139ZM139 24H137V27L139 28ZM160 24V23H159ZM159 24H158V28H160V26H159ZM162 24V23H161ZM212 24V23H211ZM128 25V27H130ZM133 25H134V23H133ZM133 25H131V27L133 26ZM141 25L143 26V24L141 23ZM140 25V26H141ZM154 25V24H153ZM155 25H157V24H155ZM169 25V24H168ZM176 25V24H175ZM175 25H172V26H174V28H175ZM178 25V24H177ZM201 25V26H202ZM208 25V24H207ZM213 25V24H212ZM219 25H220V23H219ZM222 25V24H221ZM251 25V27H253ZM261 25V26H260ZM116 26H117V24H116ZM123 26V25H122ZM126 27H127V25H125ZM146 26H148V25H146ZM150 27H148V28H151V27H153V31L156 29V28H154V26H151V24L149 25ZM165 26V25H164ZM171 26V25H170ZM169 26V27H170ZM179 26V25H178ZM178 26H176V27H178ZM200 26V27H201ZM206 26V25H205ZM205 26H204V28H205ZM213 26H215V25H213ZM213 26H212V28H213ZM245 26H246V28H245ZM145 27V26H144ZM165 27H167V25L165 26ZM164 27V28H165ZM207 27V26H206ZM209 27H210V25H209ZM237 27L239 28V29H237ZM121 28H123V27H121ZM162 28V27H161ZM172 28V27H171ZM170 28V29H171ZM211 28V29H212ZM215 28H216V26H215ZM222 28V27H221ZM224 28V27H223ZM119 29V28H118ZM127 29V28H126ZM140 29V28H139ZM139 29H138V31H139ZM152 29V28H151ZM151 29H147L148 31L147 32H149ZM173 29V28H172ZM171 29V30H172ZM176 29V28H175ZM180 29V28H179ZM201 29V28H200ZM206 29H208V28H206ZM210 29V28H209ZM209 29H208V32L207 33H209L210 35L212 34V33H210L211 32V30H210V32H209ZM135 30V29H134ZM133 30V31H134ZM140 30H142V27H141V29ZM171 30H170V32H171ZM184 30V29H183ZM182 30V31H183ZM221 30V29H220ZM120 31H122L121 29H120ZM123 31H124V28H123ZM122 31V32H123ZM132 31V32H133ZM144 31V30H143ZM159 32H162V29H160V30H158ZM157 31V32H158ZM164 31V30H163ZM179 31V30H178ZM177 31V32H178ZM181 31V32H182ZM184 31V32H185ZM215 31H217V28H216V30ZM116 32V31H115ZM155 32V31H154ZM158 32V33H159ZM167 32V31H166ZM169 32V31H168ZM174 32H176V31H174ZM205 32V31H204ZM224 32V31H223ZM118 33V32H117ZM131 33V32H130ZM139 33V32H138ZM140 33H145V31L144 32H142V31H140ZM139 33V34H140ZM180 33V32H179ZM183 33V32H182ZM182 33H180L181 35H182ZM207 33H204V34H207ZM123 34V33H122ZM125 34V33H124ZM135 34V33H134ZM151 34H153V32H151ZM156 34V33H155ZM168 34V33H167ZM167 34H166V36H167ZM179 34V35H180ZM208 34V36H210ZM215 34V33H214ZM220 34V33H219ZM258 34H259V38H258ZM75 35H77L78 37H76V41H74V37H75ZM114 35H116V33H114V34H112V36H114ZM125 35H128V33L127 34H125ZM125 35H122V37H125ZM133 35V34H132ZM145 35V34H144ZM144 35H143V38H145L144 37ZM147 35V34H146ZM145 35V36H146ZM157 35V34H156ZM162 35H163V33H162ZM161 35V36H162ZM177 35V36H176ZM216 35H218V33L216 34ZM221 35V34H220ZM74 36V37H73ZM116 36H119L118 34L116 35ZM121 36V35H120ZM120 36L118 37V38H120ZM134 36V35H133ZM138 35H136V38H138L137 37ZM148 36H149V33H148ZM150 36H152V35H150ZM160 36V37H161ZM215 36V35H214ZM159 37V38H160ZM165 37V36H164ZM164 37H162V38H164ZM205 37H206V35H205ZM217 38H218V36H216ZM215 37V38H216ZM222 37H220L219 36V38H220V40L222 41V42H224V40H223V38ZM115 38V37H114ZM117 38V37H116ZM115 38V39H116ZM126 38H127V36H126ZM125 38V39H126ZM130 37H129V35H128V40L129 41H131L130 39H129ZM140 38V37H139ZM146 38H147V36H146ZM155 40H160L159 38H157V36H156V38H155V36L153 37ZM161 38V39H162ZM202 38V39H201ZM209 38H211L212 39V37L210 36ZM214 38V39H215ZM219 38H218V40H219ZM124 39V40H125ZM141 39H142V37H141ZM150 39H152V38H150ZM149 39V40H150ZM164 39H166V38H164ZM211 39H210V41H209V39H208V41L211 43V44H213V46L216 44V41H215V43H213L214 41H211ZM78 40V41H77ZM117 40H121V39H116V41ZM132 40H133V37H132ZM136 40H139L138 42H140V41H142V40H140V39H136ZM147 40V39H146ZM145 40V41H146ZM154 40V41H155ZM163 40V39H162ZM162 40H161V42L160 43H162ZM185 40V39H184ZM205 41H206V39H204ZM113 41V40H112ZM127 41V40H126ZM125 41V42H126ZM129 41H127V42H129ZM145 41L143 40V42L145 43ZM148 41V40H147ZM151 41V40H150ZM150 41H148L149 43H150ZM182 41V42H181ZM221 41H219V42H221ZM76 42H78V43H81L80 45H81V48H79L78 46H76V48L78 47V49L79 50H77L76 48H75V43ZM111 42V43H110ZM120 42H123V41H120ZM124 42V43H125ZM137 42V41H136ZM135 42V43H136ZM156 42L157 41H155V44H156ZM185 42V41H184ZM221 42V43H222ZM77 43V44H78ZM117 43V42H116ZM119 43V42H118ZM171 43H168V44H171ZM127 44V43H126ZM137 44V43H136ZM152 44H154V43H152ZM158 44V43H157ZM163 44H164V41H163ZM163 44H162V47H163ZM165 44H167V43H165ZM164 44V45H165ZM187 44V43H186ZM223 44V43H222ZM225 44V43H224ZM116 45H118V44H116ZM125 45V44H124ZM132 44L130 43V46H131ZM135 45V44H134ZM139 45V44H138ZM144 45H146V44H144ZM151 45V44H150ZM149 45V46H150ZM161 45V44H160ZM217 45V44H216ZM216 45H215V47H216ZM221 45V44H220ZM119 46H120V43H119ZM158 46V45H157ZM170 47H171V45H169ZM168 46V47H169ZM208 46V45H207ZM206 46V47H207ZM210 46H212V45H210ZM210 46H208V47H210ZM218 46V45H217ZM223 46V45H222ZM117 47V46H116ZM116 47H115V49H116ZM120 47H123V46H120ZM136 47H141V45H139V46H136ZM146 47V46H145ZM144 47V48H145ZM153 47H154V45H153ZM165 47V46H164ZM214 47V48H215ZM220 47V46H219ZM125 48H127L126 46H125ZM125 48H123V49H125ZM134 48V47H133ZM155 48H156V46H155ZM161 48V47H160ZM212 48V47H211ZM228 48V49H227ZM119 49V48H118ZM141 49V48H140ZM150 49V48H149ZM158 49V48H157ZM156 49V50H157ZM164 49H166V47L165 48H163V50ZM169 49H171V48H169ZM213 49V48H212ZM220 49H221V47H220ZM250 49V48H249ZM254 49H253V51H254ZM121 51H122V49H120ZM119 50V51H120ZM139 50V49H138ZM146 50H148V48L146 49L145 48V51ZM153 50V49H152ZM162 50V49H161ZM160 50V51H161ZM162 50V51H163ZM173 50V49H172ZM179 50V49H178ZM215 50V49H214ZM131 51V50H130ZM129 51V52H130ZM133 51V50H132ZM131 51V52H132ZM142 51V50H141ZM150 51V50H149ZM149 51H148V53H149ZM153 51H155V50H153ZM165 51V50H164ZM207 51V50H206ZM251 52V54H253L254 52ZM104 52H106V54H104ZM130 52V53H131ZM139 52V51H138ZM157 52V51H156ZM155 52V53H156ZM167 52V51H166ZM166 52L164 53V57L166 58ZM179 52V51H178ZM180 52H181V50H180ZM201 52V53H200ZM204 53H205V50L203 51ZM225 52V51H224ZM128 53V52H127ZM126 53V55H128ZM129 53V54H130ZM160 53V52H159ZM162 53V52H161ZM160 53V54H161ZM163 53L161 54L162 55V57H163ZM168 53V52H167ZM172 53V52H171ZM177 53V52H176ZM175 53V54H176ZM188 53V52H187ZM226 53V52H225ZM245 53H246V55H245ZM250 53V52H249ZM132 54H133V52H132ZM139 54H142V52L141 53H139ZM145 54V53H144ZM152 54V56H154V57H156L155 55L156 54H154V53H151ZM154 54V55H153ZM174 54V55H175ZM191 54V53H190ZM194 54V53H193ZM192 54V55H193ZM206 54V53H205ZM212 54V53H211ZM255 54V53H254ZM110 55V54H109ZM108 55V56H109ZM143 55V54H142ZM146 55V54H145ZM150 55V54H149ZM157 55H159V54H157ZM169 55V54H168ZM173 55V54H172ZM179 55H180V53H179ZM187 55V54H186ZM186 55H185V57H186ZM189 55V54H188ZM209 55V54H208ZM208 55L206 56V57H208ZM133 56H134V54H133ZM132 56V57H133ZM140 56V55H139ZM183 56V55H182ZM191 56V55H190ZM215 56H217V54H215ZM248 56H250L251 57V55H249L248 54ZM127 57V56H126ZM137 57V56H136ZM141 57V56H140ZM151 56H149V58H150ZM154 57H152V59H156V58H154ZM158 57V56H157ZM161 57V56H160ZM171 57H174V56H171ZM170 57V58H171ZM178 57V56H177ZM213 58H214V56H212ZM249 57V58H250ZM130 58V57H129ZM128 57L126 58V59H129ZM138 58V57H137ZM164 58V59H165ZM176 58V57H175ZM179 58H181V57H179ZM191 58V60H192V56L190 57ZM205 58V57H204ZM209 58V57H208ZM213 58H211L212 60H211V62H213ZM216 58V57H215ZM248 57L246 56V59H247ZM112 59V60H113ZM134 59V57L132 58V60ZM140 59V58H139ZM138 59V60H139ZM163 59V60H164ZM172 59V58H171ZM206 59V58H205ZM109 60V59H108ZM130 60V59H129ZM135 60H137V59H135ZM135 60H133L131 63H135L136 61ZM140 60H142V58L140 59ZM139 60V61H140ZM146 60V59H145ZM158 60H160V59H158ZM176 60V59H175ZM207 60V59H206ZM240 60V61H241ZM243 60V61H244ZM251 60H252V58H251ZM250 60V61H251ZM131 61V60H130ZM135 61V62H134ZM149 61V60H148ZM147 61V62H148ZM151 61H153V60H151ZM155 61V60H154ZM165 61H166V59H165ZM177 61H181L180 59L179 60H177ZM205 61V60H204ZM210 61V60H209ZM208 61V62H209ZM238 61H239V59H238ZM248 61V60H247ZM254 61V60H253ZM158 62V61H157ZM157 62H155V63H157ZM171 62H172V60H171ZM182 62V61H181ZM180 62V63H181ZM202 62V63H201ZM210 62V63H211ZM213 62V63H214ZM141 63H143V62H141ZM140 63V64H141ZM165 63H167L168 64V61L167 62H163V64H165ZM183 63V62H182ZM181 63V64H182ZM196 63H197V61H196ZM212 63V64H213ZM236 63H238L237 61H236ZM242 64H240V65H243V63H245V62H241ZM137 64V63H136ZM136 64H134V65H132V71L134 70L133 69V66H135ZM139 64V63H138ZM137 64V65H138ZM149 64V63H148ZM152 64V63H151ZM158 64V63H157ZM162 64V65H163ZM170 64V63H169ZM173 64V63H172ZM179 64V63H178ZM185 64V63H184ZM208 64V66L207 67H209V63H207ZM211 64V65H212ZM137 65H136V68H137ZM145 65H147L146 64V62H145ZM145 65H142L141 67L143 68ZM204 65H206V66H204ZM211 65H210V67H211ZM239 65V64H238ZM253 65V64H252ZM149 66H150V64H149ZM151 66H153V65H151ZM151 66H150V68H151ZM159 66V65H158ZM166 66V65H165ZM170 66V65H169ZM174 66V65H173ZM178 66V65H177ZM180 66V65H179ZM178 66V67H179ZM181 66H183V65H181ZM213 67L215 66V65H212ZM234 66V67H233ZM243 66H245V65H243ZM131 67V66H130ZM138 67H140V65L138 66ZM140 67V68H141ZM146 67V66H145ZM242 67V66H241ZM246 67V66H245ZM255 67V66H254ZM141 68V69H142ZM159 67H157L156 69H158ZM169 68V67H168ZM184 68V67H183ZM219 68V69H218ZM222 68H224L223 66H222ZM148 69H149V67H148ZM152 69V68H151ZM154 69H155V66L153 67V71H154ZM172 69V68H171ZM175 69V68H174ZM176 69H178V68H176ZM211 70L213 69L212 67L210 68ZM215 70H216V68H214ZM246 69V68H245ZM244 68H243V70H245ZM249 69V68H248ZM251 69V68H250ZM253 69V68H252ZM113 70H115V71H117L118 72V74L117 75H121L122 76V78L121 79H123V81L125 82V87L124 86H121V85H124V84H121V85H118V86H120V87H123L122 89L120 88V87H115L113 84L115 83L114 81H115V79H114V83L112 84L111 83V81H110V73H111V71H113ZM138 70V69H137ZM143 70V69H142ZM147 70V69H146ZM146 70H144V71H146ZM160 70L162 71V69H161V67H160ZM159 69L157 70L158 72L160 71ZM167 70V69H166ZM170 70V69H169ZM183 70V69H182ZM214 70V71H215ZM115 71H114V73H115ZM136 71V70H135ZM152 71V70H151ZM156 71V70H155ZM160 71V72H161ZM226 71V70H225ZM160 72L159 73H157V78H158V74H160ZM163 72V71H162ZM168 72V71H167ZM167 72H166V74H167ZM170 72V71H169ZM175 72V71H174ZM178 72H179V70H178ZM184 72V71H183ZM187 72V73H188ZM190 72V73H191ZM211 72V71H210ZM219 72V71H218ZM134 73H137V71L136 72H134ZM139 73H140V70H139ZM146 73H148V71L146 72ZM145 73V74H146ZM150 73V72H149ZM148 73V74H149ZM171 73V72H170ZM169 73V74H170ZM215 73V72H214ZM250 73V72H249ZM129 74V75H128ZM138 74V73H137ZM141 74V73H140ZM143 74H144V72H143ZM142 74V75H143ZM144 74V75H145ZM148 74H146V77L148 76ZM151 74V73H150ZM164 74H165V72H164ZM176 74H177V72H176ZM184 74V73H183ZM182 74V75H183ZM220 74V73H219ZM218 74V75H219ZM222 74V73H221ZM117 75H116V77H117ZM162 75V74H161ZM168 75V74H167ZM172 75H175V74H173V72H172ZM178 75H180L179 73H178ZM188 75H190V74H187V76ZM213 75V74H212ZM226 75V74H225ZM120 76V77H121ZM135 77H136V74L134 75ZM150 76V75H149ZM148 76V77H149ZM153 76V79L155 78L154 77V75H152ZM151 76V77H152ZM172 77L171 75H168V76H166V77ZM223 76V75H222ZM113 77V76H112ZM112 77H111V80H112ZM119 77V76H118ZM117 77V78H118ZM138 77V76H137ZM137 77H136V79H137ZM141 77V76H140ZM142 77H145V76H142ZM164 77V76H163ZM173 77H175V76H173ZM179 77H181V76H179ZM184 77V76H183ZM210 77V76H209ZM249 77V76H248ZM113 78H115V76L113 77ZM161 78V77H160ZM190 78V77H189ZM141 79H145V78H141ZM152 79V80H153ZM166 79V78H165ZM174 78H172V80H173ZM180 79V78H179ZM191 80H193L192 78H190ZM220 79V78H219ZM119 80V79H118ZM135 80V79H134ZM140 80V79H139ZM147 80H149L148 78H147ZM146 80V81H147ZM163 80V79H162ZM166 80H168V79H166ZM175 80H176V78H175ZM174 80V81H175ZM185 80H187V79H185ZM190 80V81H191ZM194 80L192 81V83L194 82ZM209 80V81H210ZM122 80H120V82H121ZM150 81H151V79H150ZM154 81V80H153ZM153 81H152V84H153ZM155 81H157V80H155ZM180 81V80H179ZM181 81H182V78H181ZM138 83L136 84V85H138V86H140L139 85V81H137ZM143 82V81H142ZM158 82V81H157ZM169 82H171V80H169ZM217 82V81H216ZM225 82V81H224ZM253 82V81H252ZM256 82H254V84L256 83ZM146 83V82H145ZM156 83V82H155ZM160 83H162V82H160ZM168 83V82H167ZM180 83V82H179ZM190 83V82H189ZM196 83H194L193 84V86L196 84ZM212 84H213V82H211ZM219 84H220V82H218ZM117 84V83H116ZM134 85H135V83H133ZM141 84V83H140ZM165 84V83H164ZM169 84V83H168ZM182 84H184L185 85V83H182ZM181 84V85H182ZM187 84V83H186ZM146 85V84H145ZM145 85H143L144 87H145ZM154 85V84H153ZM174 85V84H173ZM188 85V84H187ZM192 85V84H191ZM214 85V84H213ZM223 85H225V84H223ZM256 85V84H255ZM149 86V85H148ZM163 86V85H162ZM166 86V85H165ZM164 86V87H165ZM170 86H172V85H170ZM179 86V85H178ZM178 86H176V88L178 87ZM196 86V85H195ZM142 87V86H141ZM155 87H156V85H155ZM168 87V86H167ZM181 87H183V86H181ZM213 87V86H212ZM216 87H218L217 85H216ZM215 87V88H216ZM252 87V86H251ZM149 88L150 89H152L150 86H149ZM158 88V87H157ZM161 88V87H160ZM159 88V89H160ZM179 88V87H178ZM187 88H189L188 86H187ZM190 88H191V86H190ZM225 88H227V87H225ZM141 89V88H140ZM149 89V90H150ZM162 89V88H161ZM171 89V88H170ZM184 89V88H183ZM182 89V90H183ZM194 89V88H193ZM198 89V88H197ZM213 89H214V87H213ZM221 89H222V87H221ZM146 90H147V88H146ZM167 90H169V88L168 89H166V92H167ZM178 90H180V89H178ZM181 90V91H182ZM190 90V89H189ZM229 90V89H228ZM148 91V90H147ZM151 91H153V90H151ZM161 91V90H160ZM170 92L172 91V90H169ZM187 92H188V89L186 90ZM198 91V90H197ZM251 92L252 91H254L253 89L252 90H250ZM254 91V92H255ZM136 92H137V89H136ZM142 92H143V90H142ZM150 92V91H149ZM155 92H156V90H155ZM159 92V91H158ZM162 92V91H161ZM165 92V91H164ZM169 92V93H170ZM177 92V91H176ZM182 92H184V91H182ZM191 92H193L192 90H191ZM195 92H196V90H195ZM194 92V93H195ZM211 92L213 93L214 92V94H211ZM223 91H221V93H222ZM229 92V91H228ZM139 93V92H138ZM146 93V92H145ZM151 93V92H150ZM163 93V92H162ZM174 93H175V91H174ZM179 93V92H178ZM185 93V92H184ZM208 93V94H207ZM123 94H125L124 96H123ZM143 94H144V92H143ZM168 94V93H167ZM166 94V95H167ZM171 94V93H170ZM193 94V93H192ZM197 94H198V92H197ZM218 94H219V92H218ZM251 94V93H250ZM253 94V93H252ZM255 95H257L256 93H254ZM131 95V94H130ZM129 95V96H130ZM135 95V94H134ZM140 95V94H139ZM153 95V94H152ZM157 95V94H156ZM160 95H162L163 96V94H160ZM164 95H165V93H164ZM169 95V94H168ZM173 95V94H172ZM172 95H169V96H172ZM184 95V94H183ZM186 95V94H185ZM184 95V96H185ZM189 95H191L190 94V91H189ZM188 95V96H189ZM209 95H211V96H209ZM229 95V96H228ZM245 95V96H246ZM259 95H257L258 97H259ZM128 96V97H129ZM142 96V95H141ZM147 96V95H146ZM154 96H155V94H154ZM159 96V95H158ZM175 96V95H174ZM174 96L172 97V102L174 101V102H176V97L174 98ZM177 96V95H176ZM182 96V95H181ZM183 96V97H184ZM187 96V97H188ZM192 96V95H191ZM209 96V97H208ZM219 96V95H218ZM224 95H222V97H223ZM126 97V96H125ZM131 97V96H130ZM145 97V96H144ZM159 97H161V96H159ZM168 97V96H167ZM183 97H181V99H183V101L185 100ZM193 97V96H192ZM194 97H197V96H195L194 95ZM198 97V98H199ZM228 97H230L231 98V100H232V103H235L236 102V98H234V97H231L230 96V92L227 94V98H225V100L226 101H228ZM252 97H253V95H252ZM133 98H135L134 96H133ZM138 98V97H137ZM157 98V97H156ZM164 98V102H165V99H166V97H163ZM162 98V99H163ZM186 98V97H185ZM189 98V97H188ZM187 98V99H188ZM218 98H220V97H218ZM257 98V97H256ZM87 99V98H86ZM85 99V100H86ZM142 99V98H141ZM147 99H149L150 100V98H147ZM160 99V98H159ZM168 99H170V98H168ZM180 99V100H181ZM194 100L193 98H189L188 99V101L189 100ZM214 99H216V98H214ZM259 98H257V100H258ZM87 100H89V99H87ZM120 100V101H119ZM127 100V99H126ZM125 100V101H126ZM132 100V99H131ZM139 100V99H138ZM152 100V99H151ZM161 100V99H160ZM180 100L178 99V101H179V104H180ZM219 100H222L221 98L219 99ZM218 100V101H219ZM224 100V99H223ZM224 100V101H225ZM261 100V99H260ZM141 101V100H140ZM139 101V102H140ZM154 101H155V97H154ZM162 101V102H163ZM170 101H171V99H170ZM229 101H230V99H229ZM124 102V101H123ZM145 102V101H144ZM147 102V101H146ZM149 102V101H148ZM159 102V101H158ZM161 102V101H160ZM172 102H170V103H172ZM190 103L192 102V101H189ZM188 102V103H189ZM198 102V101H197ZM197 102L195 101V104L199 107V104H197ZM222 102V101H221ZM231 102V101H230ZM88 103V102H87ZM168 103H169V101H168ZM169 103V104H170ZM183 103V102H182ZM187 103V102H186ZM186 103H184V104H186ZM194 103V102H193ZM220 103V102H219ZM224 103H226V102H224ZM228 103V102H227ZM123 104V103H122ZM135 104V103H134ZM142 104H143V101H142ZM149 104V103H148ZM153 104V106H154V104L155 103H152ZM157 104V103H156ZM160 104V103H159ZM166 104V102L164 103V105ZM184 104H182V106L184 105ZM222 104V103H221ZM87 105V104H86ZM88 105H89V103H88ZM87 105V106H88ZM136 105V104H135ZM150 105V104H149ZM167 105V104H166ZM193 105V104H192ZM238 105H240V103L238 104ZM124 106V105H123ZM122 106V107H123ZM126 106V107H127ZM146 106V105H145ZM152 106V107H153ZM159 106V105H158ZM168 106V105H167ZM225 106H226V104H225ZM230 106V105H229ZM246 106V105H245ZM86 107V106H85ZM97 107H99V108H97ZM125 107V106H124ZM123 107V108H124ZM142 107V106H141ZM162 107V106H161ZM160 107V108H161ZM164 107V106H163ZM170 107H172V104H171V106ZM185 107H186V105H185ZM184 107V108H185ZM188 108L190 107V106H187ZM194 107H195V105H194ZM216 107V108H215ZM223 107V106H222ZM240 107V106H239ZM238 107V108H239ZM63 108H64V114L62 115L61 113H63V111L62 112H60V110L62 109L63 110ZM157 108V107H156ZM169 108V107H168ZM180 108V107H179ZM182 108V107H181ZM181 108H180V110H181ZM237 108V109H238ZM241 108V107H240ZM247 108V107H246ZM83 109V110H82ZM87 109H88V107H87ZM86 109V110H87ZM93 109V108H92ZM94 109H95V107H94ZM126 109H124V110H126ZM141 109V108H140ZM152 109V108H151ZM166 109H167V107H166ZM173 109V108H172ZM187 109V108H186ZM229 109V108H228ZM251 109V108H250ZM91 110V109H90ZM139 110V109H138ZM147 110V109H146ZM158 110V109H157ZM174 110H175V108H174ZM189 110V109H188ZM201 110V109H200ZM227 110V109H226ZM239 110V109H238ZM241 110V109H240ZM81 111V112H80ZM93 111V110H92ZM143 111V110H142ZM142 111H140L139 110V113L140 112H142ZM153 111V110H152ZM164 111H165V109H164ZM167 111V110H166ZM165 111V112H166ZM169 111H170V108L168 109V113H169ZM173 111V110H172ZM182 111H184V109L182 108ZM190 111H191V109H190ZM89 112V111H88ZM91 112V111H90ZM161 112V111H160ZM184 112H186V110L184 111ZM183 112V113H184ZM192 112H193V110H192ZM197 112V111H196ZM201 112V111H200ZM80 113V114H79ZM83 113V115H81V116H83L84 117V112H82ZM85 113H86V111H85ZM138 113V112H137ZM154 113H156L155 111H154ZM153 113V114H154ZM171 113V112H170ZM236 113H237V111H236ZM62 116H61V115ZM74 114V115H73ZM87 114V113H86ZM96 114V113H95ZM176 114V113H175ZM179 114V113H178ZM191 114V113H190ZM196 114V113H195ZM239 114H241V111L239 112ZM247 114V113H246ZM246 114H245V116H246ZM73 115V116H72ZM88 115V114H87ZM143 115V114H142ZM142 115H140L139 114V116L141 117ZM169 115V114H168ZM168 115H167V117H168ZM199 114L197 113V116H198ZM233 115H235V114H233ZM242 115V114H241ZM254 115V114H253ZM89 116V115H88ZM91 116V115H90ZM90 116H89V118H90ZM151 116V115H150ZM185 116H187V113H186V115ZM188 116H191V115H189L188 114ZM187 116V117H188ZM194 116V115H193ZM227 116H228V111H227ZM240 116V115H239ZM91 117H93V116H91ZM97 117H99V116H97ZM100 117H101V114H100ZM99 117V118H100ZM143 117L144 116H142V119H143ZM180 117V116H179ZM178 117V118H179ZM195 117V116H194ZM199 117V116H198ZM261 117V120H263V118H264V115H261L260 116ZM88 118V117H87ZM99 118H98V120H99ZM102 118V117H101ZM105 118V117H104ZM125 118V119H124ZM139 118V117H138ZM159 118V117H158ZM157 118V119H158ZM162 118V117H161ZM166 118V117H165ZM176 118V117H175ZM184 118H186V117H184ZM228 118H230V119H228ZM241 118V117H240ZM81 119H82V117H81ZM103 119V118H102ZM102 119L100 120V121H102ZM126 119H127V121H129V123L130 124H133V131H134V133H131V135H129V134H127V132H126ZM141 118H139V120H140ZM141 119V120H142ZM171 119H173V118H171ZM194 119V118H193ZM195 119H196V117H195ZM238 119V118H237ZM246 119V118H245ZM72 120H73V122H72ZM83 120V119H82ZM88 120H91V118L90 119H88ZM104 120V119H103ZM144 120H146V119H143V121ZM167 120V119H166ZM188 120V119H187ZM233 120H235V119H233ZM239 120V119H238ZM242 120V119H241ZM252 120V119H251ZM256 120H258V118L256 119ZM75 121V122H74ZM85 121V120H84ZM83 121V122H84ZM92 121V120H91ZM106 121V120H105ZM104 121V122H105ZM148 121V120H147ZM149 121H150V119H149ZM148 121V122H149ZM157 121H159V120H157ZM186 121V120H185ZM190 121V120H189ZM200 121H203L202 119L200 120ZM199 121V123H201ZM254 121H255V119H254ZM258 121H260V120H258ZM64 122H65V124H64ZM96 122V121H95ZM97 122H99V121H97ZM142 122V121H141ZM187 122V121H186ZM197 122H198V120H197ZM231 120H230V125H233V124H231ZM246 122V121H245ZM261 122H263V121H261ZM78 124V125H76V124ZM85 123V122H84ZM90 123V122H89ZM101 123V122H100ZM179 123H180V121H179ZM181 123H184V122H181ZM194 123H196V121L194 120ZM234 123V122H233ZM96 123H94V124H92V125H95ZM103 124V123H102ZM141 124H143V123H141ZM146 124V123H145ZM148 124V123H147ZM147 124H146V126H147ZM151 124V123H150ZM149 124V125H150ZM164 124V123H163ZM166 124L168 125L169 123L168 122H166ZM197 124V123H196ZM256 124V123H255ZM259 124H261V123H259ZM258 124V125H259ZM83 125V124H82ZM90 125V124H89ZM111 125V124H110ZM110 125H108V128H109V126ZM113 125V124H112ZM156 125V124H155ZM190 125V124H189ZM202 125V124H201ZM228 126V127H232V126ZM238 125H240V124H238ZM250 125V124H249ZM88 125H86V127H87ZM99 126V125H98ZM98 126H97V128H98ZM100 126H102L101 124H100ZM143 127H145L144 126V124L142 125ZM141 126V127H142ZM172 126H174V125H172ZM187 126V125H186ZM192 126V125H191ZM253 126V125H252ZM91 127V126H90ZM89 127V128H90ZM103 127H104V125H103ZM102 127V128H103ZM106 127H107V125H106ZM106 127H105V129H106ZM112 127V126H111ZM111 127H110V129H111ZM129 127V126H128ZM166 127V126H165ZM170 127V126H169ZM193 127H195V126H193ZM198 127V126H197ZM224 127H226V125L224 126ZM223 127V128H224ZM255 127V126H254ZM258 127V126H257ZM260 127V126H259ZM263 127H264V125H263ZM65 128V127H64ZM160 128V127H159ZM164 128V127H163ZM175 128V127H174ZM184 128V127H183ZM182 128V129H183ZM199 128H197L198 130H199ZM248 128H249V126H248ZM66 129V128H65ZM100 129H101V127H100ZM110 129H109V131H110ZM114 129V128H113ZM130 129H131V127H130ZM143 129V128H142ZM145 129V128H144ZM160 129H162V127L160 128ZM166 129H169V128H166ZM189 129V128H188ZM188 129H186L187 131H188ZM191 129H192V127H191ZM195 129V128H194ZM252 129H254V128H252ZM261 131H259L260 133L262 132V131H264L263 130V128H262V125H261ZM82 130V129H81ZM84 130V129H83ZM90 130V129H89ZM88 130V131H89ZM92 130H93V128H92ZM91 130V131H92ZM94 130H95V128H94ZM93 130V131H94ZM102 130V129H101ZM147 130V129H146ZM171 130V129H170ZM169 130V131H170ZM174 130V129H173ZM172 130V131H173ZM184 130V129H183ZM221 130H222V128H221ZM225 130V129H224ZM223 130V131H224ZM63 131H64V129H63ZM67 131V130H66ZM85 131H86V129H85ZM96 131V130H95ZM94 131V132H95ZM112 131V130H111ZM114 131V130H113ZM155 131V130H154ZM175 131V130H174ZM173 131V132H174ZM191 131V130H190ZM214 131H213V133H214ZM90 132V131H89ZM88 132V133H89ZM97 132V131H96ZM106 133H107V131H105ZM132 132V131H131ZM145 132V133H144ZM165 132V131H164ZM175 132H177V131H175ZM194 132H196V131H194ZM199 132V131H198ZM228 132V131H227ZM60 133V134H59ZM64 133H65V131H64ZM63 133V134H64ZM84 133V132H83ZM86 133H87V131H86ZM87 133V134H88ZM93 133V132H92ZM91 133V134H92ZM167 133V132H166ZM172 133V132H171ZM180 133V132H179ZM184 133V132H183ZM183 133H181L182 135H183ZM185 133H187L186 131H185ZM184 133V134H185ZM190 133H193V132H190ZM189 133V134H190ZM200 133V132H199ZM212 133V134H213ZM221 133H222V131H221ZM86 134V135H87ZM96 134V133H95ZM94 134V135H95ZM97 134H99V129H98V133ZM110 134H112L111 132H110ZM109 134V135H110ZM145 134V135H144ZM147 134H148V132H147ZM162 134V133H161ZM176 134V133H175ZM180 134V135H181ZM193 134H196V133H193ZM201 134V133H200ZM211 134V133H210ZM224 134V133H223ZM263 134H264V132H263ZM66 135V134H65ZM80 135H82V136H84V134H82V132H80ZM90 135V134H89ZM173 135V133L171 134V136ZM179 135V134H178ZM179 135V136H180ZM60 136V137H61ZM64 136V135H63ZM88 136V135H87ZM86 136V137H87ZM90 136H92V135H90ZM102 136H105V135H103L102 134ZM112 136V135H111ZM169 136V135H168ZM171 136H169V139L171 138ZM174 136V135H173ZM173 136H172V138H173ZM186 136V135H185ZM202 136V135H201ZM206 136L204 137V138H206ZM216 136V135H215ZM219 136V135H218ZM224 136V135H223ZM225 136H226V133H225ZM257 136V135H256ZM255 136V137H256ZM79 137V136H78ZM95 137V136H94ZM101 137V136H100ZM106 137V136H105ZM109 138H110V136H108ZM108 137H106L105 139H104V137H101L100 139H104L103 140V144H105V146H107V144L105 143L106 141H107V139H108ZM113 137H114V135H113ZM155 137V136H154ZM163 137V136H162ZM165 137V136H164ZM166 137H167V134H166ZM165 137V138H166ZM176 137V136H175ZM183 137V136H182ZM189 137V136H188ZM197 137H199L200 139H201V137H200V135H197ZM219 137H221V139H222V136L220 135ZM62 138V137H61ZM80 138V137H79ZM85 137H83V139H84ZM96 139H97V137H95ZM94 138V139H95ZM115 138V137H114ZM113 138V139H114ZM130 138H131V140H130ZM149 138V137H148ZM153 138V137H152ZM156 138V137H155ZM164 138V139H165ZM191 138V137H190ZM195 136H194V140H195ZM203 138V137H202ZM204 138L202 139L203 141H204ZM209 138H210V136H209ZM214 140H215V138L214 137H212ZM211 138V139H212ZM218 138V137H217ZM257 138V137H256ZM255 138V139H256ZM263 138V137H262ZM74 139V138H73ZM73 139H71L72 140V143L74 144V142H73ZM86 139V138H85ZM84 139V140H85ZM90 139H92V138H90ZM112 139V137L110 138V140ZM157 139V138H156ZM174 139V138H173ZM182 139V138H181ZM183 139H185L184 137H183ZM210 139V140H211ZM221 139H218V141H220ZM227 139V138H226ZM260 139V138H259ZM264 139V138H263ZM62 140H64V139H62ZM79 140V139H78ZM83 140V141H84ZM98 140V139H97ZM118 140V139H117ZM116 140V141H117ZM161 140V139H160ZM175 140V139H174ZM191 140H192V138H191ZM193 140V141H194ZM197 140V139H196ZM207 140H209L208 139V137H207ZM223 140H224V137H223ZM256 140H258V139H256ZM262 140V139H261ZM260 140V141H261ZM60 141V140H59ZM77 141V140H76ZM113 141V140H112ZM112 141H111V143H112ZM115 141V140H114ZM149 141V140H148ZM166 141H168V140H166ZM179 141V140H178ZM180 141H182V140H180ZM216 141V140H215ZM214 141V142H215ZM217 141V143H219ZM225 141V142H224ZM223 142H224V145H226L225 143H226V140H224ZM64 143H65V140L63 141ZM62 142V143H63ZM86 142H89V141H84L83 143L82 142H79V143H81V146L80 147H82L83 148V146H85L86 145ZM97 142H99V143H101L100 141H97ZM97 142H96V144H97ZM108 142V144H109V142L110 141H107ZM151 142V141H150ZM149 142V143H150ZM165 142V141H164ZM163 142V143H164ZM172 142V141H171ZM208 142V141H207ZM77 143V142H76ZM93 143V142H92ZM154 143V142H153ZM176 143V142H175ZM190 144L192 143V142H189ZM216 143V144H217ZM222 143V142H221ZM260 145L262 144V141H261V143L260 142H258ZM102 144V145H103ZM113 144V143H112ZM112 144H110V145H112ZM152 144V143H151ZM172 144H173V142H172ZM196 144V143H195ZM199 144H200V141H199ZM198 143L196 144V145H199ZM209 144H211V141H210V143ZM209 144H208V146H209ZM214 144V143H213ZM216 144H214V145H216ZM264 144V143H263ZM66 145H67V143L64 145L65 147H66ZM80 145V144H79ZM78 144H77V146H79ZM91 145V144H90ZM89 145V146H90ZM101 145V146H102ZM113 145H115V144H113ZM159 145V144H158ZM161 145V144H160ZM166 145V144H165ZM168 145V144H167ZM180 145V144H179ZM182 145H183V142H182ZM193 147H194V145L193 144H191ZM190 145V146H191ZM224 145L222 146V147H224ZM70 146V145H69ZM73 146V145H72ZM76 146V145H75ZM88 146V147H89ZM94 145H92V147H93ZM96 146V145H95ZM94 146V147H95ZM98 146V145H97ZM100 146V145H99ZM152 146H154L153 144H152ZM171 146V145H170ZM201 146L203 147V145H202V143H201ZM200 146V149L202 148ZM205 146V145H204ZM207 146V145H206ZM213 146V145H212ZM211 146V147H212ZM219 144H218V148H219ZM79 147V148H80ZM91 147V148H92ZM113 148H115L114 146H112ZM139 147H142L141 149L143 150V151H140L139 150ZM157 146H155V147H152L153 149L154 148H156ZM159 147V146H158ZM158 147H157V149H158ZM169 146H167V148H168ZM173 147H174V145H173ZM184 147H186V146H184ZM187 147H189V145L187 144ZM186 147V148H187ZM193 147H190V148H193ZM196 147V146H195ZM262 147H264V146H262ZM69 147H67V149H68ZM82 148H80V149H82ZM84 148H86V147H84ZM83 148V149H84ZM90 148V147H89ZM118 148V147H117ZM132 148H134V150H132ZM145 149H146V147H144ZM161 148V147H160ZM163 149L165 148L164 146L162 147ZM162 148H161V150H162ZM170 148V147H169ZM168 148V149H169ZM207 148V147H206ZM205 148V149H206ZM214 148H216V147H214ZM225 148H227V147H225ZM260 148V147H259ZM258 148V149H259ZM76 149H77V147H76ZM82 149V150H83ZM100 149V147H98V149H96V150H99ZM109 149V145L107 146V149L106 150H108ZM174 149H176V148H174ZM198 149H199V147H198ZM200 149L198 150V151H200ZM204 148H202V150H203ZM210 149H212L213 150V148H210ZM222 149V148H221ZM261 149V148H260ZM259 149V150H260ZM263 149V148H262ZM73 150V149H72ZM89 150V149H88ZM93 150V149H92ZM101 150H103V147H102V149ZM101 150H99L100 152H101ZM110 150H112L111 148L109 149V151ZM151 150V149H150ZM159 150V149H158ZM170 150V149H169ZM176 150H178V149H176ZM186 150V149H185ZM189 150V149H188ZM196 151V148H194V149H191V151ZM202 150L200 151V152H202ZM207 150V149H206ZM205 150V151H206ZM216 150V149H215ZM218 150V149H217ZM66 151H68V150H66ZM78 151H79V149H78ZM85 152H81V153H85L84 155H88L87 153H86V150H84ZM104 151V150H103ZM119 151V152H120ZM133 151V153H134V157H133V159L135 158L136 159V163L135 164H133L132 162H131V152ZM152 151V150H151ZM173 151H175V150H173ZM190 151V152H191ZM193 151L191 152L192 154H193ZM198 151H196V152H198ZM69 153H67L69 156H70V154H71V151H70V149H69V151H68ZM80 152V151H79ZM95 152V151H94ZM98 152V151H97ZM110 152H112V153H114L115 151H110ZM120 152V153H121ZM150 152V151H149ZM159 152V151H158ZM165 152V151H164ZM171 152V157H172V151H170ZM179 152V151H178ZM185 152V151H184ZM187 152V151H186ZM185 152V153H186ZM195 152V153H196ZM214 152H216V151H213V153ZM220 151H218V153H219ZM222 152V151H221ZM226 152V151H225ZM262 152V151H261ZM96 153V152H95ZM101 153H103V152H101ZM101 153H99V154H101ZM112 153H110L112 156H113V154ZM115 153H117V150H116V152ZM119 153V154H120ZM152 153V152H151ZM169 153V152H168ZM174 153H176L177 154V152H174ZM189 153V152H188ZM213 153L211 154L212 156H213ZM223 153H224V151H223ZM222 153V154H223ZM227 153V152H226ZM262 153H264V152H262ZM65 154V153H64ZM97 154V153H96ZM106 154H108L109 155V152L107 151V153ZM106 154H104V155H106ZM156 154H157V152H156ZM176 154H173V158H174V156L176 155ZM187 154V153H186ZM197 154H199V153H197ZM201 154V153H200ZM209 154V153H208ZM225 154V153H224ZM259 154H260V152H259ZM66 155V154H65ZM67 155V156H68ZM74 155V154H73ZM80 155V154H79ZM83 155V154H82ZM81 155V156H82ZM84 155H83V157H84ZM91 155V154H90ZM137 155V156H136ZM146 155H144V156H146ZM155 155V154H154ZM153 155V156H154ZM202 155H204V151L202 152ZM217 155V154H216ZM220 155V154H219ZM218 155V156H219ZM227 155V154H226ZM68 156V157H69ZM110 156V155H109ZM120 156H121V154H120ZM156 156V155H155ZM186 156H188V155H186ZM197 156V155H196ZM198 156H200V155H198ZM224 157H225V155H223ZM222 156V157H223ZM261 156V155H260ZM263 156V155H262ZM71 157H72V155H71ZM78 157V156H77ZM95 157H96V155H95ZM97 157H100L101 158V156L99 155V156H97ZM104 157V156H103ZM116 157V156H115ZM114 157V158H115ZM147 157H148V155H147ZM151 157V156H150ZM160 157V156H159ZM171 157H169L171 160H173ZM177 157V156H176ZM193 157V156H192ZM201 157H203V156H201ZM200 157V158H201ZM210 157V156H209ZM208 157V158H209ZM221 157V155L218 157V158H220ZM221 157V158H222ZM223 157V158H224ZM74 158H75V156H74ZM85 158H87V157H85ZM90 158V157H89ZM99 158V159H100ZM105 158V157H104ZM109 157H107V159H108ZM110 158H111V156H110ZM113 158V157H112ZM119 158V157H118ZM121 158V157H120ZM143 158V157H142ZM146 157H144V159H145ZM154 158V157H153ZM161 158H162V156H161ZM165 158V157H164ZM167 158H168V155H167ZM199 157H198V159H197V157H195V159H197L198 161H199V159H200ZM212 158V157H211ZM223 158H222V160H223ZM260 158V157H259ZM262 158V157H261ZM59 159L60 160H62L63 161V164L61 165L62 166V168H61V166L60 167H58V163L60 162L59 161ZM69 159V158H68ZM83 159V158H82ZM116 159V158H115ZM114 159V160H115ZM132 159V160H133ZM155 159H157V158H154V160ZM169 159V160H170ZM182 159V158H181ZM189 159H190V157H189ZM203 159H206V157L205 158H202V160ZM212 159H214V158H212ZM225 159H226V157H225ZM224 159V160H225ZM67 159H65V161H66ZM72 160V159H71ZM98 160V159H97ZM106 160V159H105ZM105 160H103V161H105ZM117 160V159H116ZM119 160V159H118ZM117 160V162H119ZM122 160V159H121ZM149 160V159H148ZM160 160V159H159ZM165 160V159H164ZM167 160V159H166ZM165 160V161H166ZM196 160V161H197ZM202 160H200V161H202ZM223 160V161H224ZM227 160V159H226ZM59 161V162H58ZM69 161V160H68ZM79 161V160H78ZM81 161V160H80ZM91 161V160H90ZM89 161V162H90ZM96 161V160H95ZM98 161H101L102 162V160L100 159V160H98ZM113 161V160H112ZM134 161V160H133ZM155 161H157V160H155ZM155 161H153V162H155ZM168 161V160H167ZM166 161V162H167ZM175 162H176V160H174ZM192 161V160H191ZM212 161V160H211ZM264 161V160H263ZM85 162H87V161H85ZM100 162V163H101ZM111 162V161H110ZM114 162V161H113ZM121 162V161H120ZM119 162V163H120ZM123 162H121V167L123 166L122 165V163ZM141 162V161H140ZM142 162H144V161H142ZM141 162V163H142ZM149 163H150V160L148 161ZM161 162V161H160ZM164 162V161H163ZM168 162H170V161H168ZM181 162V161H180ZM183 162H185L184 161V159H183ZM208 162H209V160H208ZM216 162H219V160L218 161H215L214 162V164L216 163ZM227 162V161H226ZM61 163V162H60ZM73 163V162H72ZM92 163H93V161H92ZM104 163V162H103ZM115 163V162H114ZM118 163V164H119ZM162 163V162H161ZM186 163H189L190 164V162L188 161L187 162V160H186ZM210 163H213V162H209V164ZM224 163V162H223ZM260 162L258 161V164H259ZM76 164V163H75ZM91 164V163H90ZM96 164V163H95ZM98 164V163H97ZM106 164H108V160L106 161V163L104 164V165H106ZM117 164V163H116ZM144 164V163H143ZM142 164V165H143ZM146 164V163H145ZM144 164V165H145ZM169 164H171V163H169ZM174 164V163H173ZM183 164V163H182ZM182 164H179L180 166L182 165ZM185 164V163H184ZM192 164V163H191ZM194 165H195V162L193 163ZM192 164V165H193ZM217 164H219V163H217ZM222 164V163H221ZM225 164L226 163H224L223 165L225 166ZM113 165V164H112ZM135 165V166H134ZM150 165V164H149ZM154 165H155V163L153 164V167H154ZM158 165H160V164H158ZM200 165V164H199ZM202 165H204V163H202ZM205 165H207V162H206V164ZM212 164H210V166H211ZM261 165V164H260ZM74 166V165H73ZM100 165H98V167H99ZM125 166V165H124ZM125 166V167H126ZM177 167H178V164L176 165ZM183 166L184 165H182V168H183ZM195 166H197V165H195ZM194 166V167H195ZM214 166V165H213ZM221 166V165H220ZM258 166V165H257ZM262 166H264V165H262ZM91 167V166H90ZM109 167V166H108ZM108 167H106V168H108ZM110 167H111V165H110ZM109 167V168H110ZM114 167V166H113ZM116 167H119V165L118 166H115V168ZM120 167V168H121ZM124 167V168H125ZM148 167V166H147ZM147 167L145 168V169H147ZM152 167V166H151ZM150 167V169H152ZM160 166H158V168H159ZM161 167H162V165H161ZM184 167H188V166H186V164H185V166ZM190 167H191V169H194L191 165H190ZM200 166H198V168H199ZM208 167V166H207ZM215 167H216V165H215ZM218 167H219V165H218ZM217 167V168H218ZM222 167V166H221ZM259 167V166H258ZM74 168V167H73ZM78 168H79V165H78ZM88 168V167H87ZM92 168V167H91ZM95 168V167H94ZM155 168H156V166H155ZM154 168V169H155ZM176 168V167H175ZM196 168V167H195ZM201 168V167H200ZM203 168V167H202ZM200 169V170H205V168H203V169ZM58 169V170H57ZM96 169L98 170V169H100V167L99 168H97V165H96ZM103 169H104V167H103ZM112 169V168H111ZM114 169V168H113ZM127 169V168H126ZM140 169V168H139ZM143 169V168H142ZM145 169H143V170H145ZM159 169H161V168H159ZM164 169V168H163ZM166 169V168H165ZM179 169H181V168H179ZM184 169V168H183ZM207 170H209V168H206ZM214 169V168H213ZM220 169H223V168H220ZM262 169H263V167H262ZM72 170H75V169H72ZM91 170V169H90ZM109 170V169H108ZM123 170V169H122ZM147 170H149V169H147ZM147 170H145V171H147ZM166 170H168V169H166ZM171 169H169V171H170ZM185 170V169H184ZM187 170V169H186ZM189 170H190V168H189ZM199 170V171H200ZM206 170V171H207ZM215 170V172L216 171H218V170H216V169H214ZM227 170V169H226ZM258 170V169H257ZM79 171V170H78ZM84 170H82V172H83ZM99 172L100 171H102V170H98ZM107 171V170H106ZM112 171V170H111ZM111 171H109V173L111 172ZM118 171V170H117ZM124 171V170H123ZM134 171V172H135ZM149 171H151L150 173H152V170H149ZM173 171H175V169H173L172 171H170L171 173L173 172ZM190 171H192V173H193V170H190ZM197 171V170H196ZM211 171H213L212 169H210V172ZM66 172V173H67ZM87 172V171H86ZM113 172V171H112ZM111 172V173H112ZM125 172H127V170L125 171ZM129 172H130V170L128 169V174L127 175H129ZM133 172V173H134ZM139 172V171H138ZM148 172V171H147ZM154 172H155V170H154ZM153 172V173H154ZM158 173H159V171H157ZM160 172H162V171H160ZM168 172V171H167ZM166 171H165V173H167ZM169 172V173H170ZM201 172V171H200ZM63 173V174H62ZM69 173H71V172H69ZM78 173V172H77ZM76 173V174H77ZM80 173V172H79ZM85 173V172H84ZM89 173V172H88ZM118 173H119V171H118ZM140 173H141V171H140ZM139 173V174H140ZM144 173V172H143ZM176 173H178V175L177 176H179V170L176 172ZM183 173H186V172H183ZM188 173V172H187ZM190 173V172H189ZM188 173V174H189ZM191 173V174H192ZM205 173V172H204ZM207 173H208V171L205 173V175H207ZM213 173V172H212ZM226 173V172H225ZM224 173V171L222 172V174H221V172H218V174L220 175H223V174H225ZM52 174H55L56 176H58V180H55L56 181V183H57V181H58V183H59V185H61L62 187H63V189H62V187H60V190L61 191H57L56 189V191L58 192V199L55 197V195L56 194H54L53 192V195H54V198L55 199H57L58 201L57 202H55V204H51V202L52 201H50V199H46V201H45V199H43L42 200V198H44L43 197V188H45L44 186H43V183L45 182V178H46V180H47V178H50V177H48V175H52ZM83 174V173H82ZM94 174V173H93ZM97 174H98V172H97ZM100 174H102L103 175V173H100ZM99 174V175H100ZM105 174V173H104ZM106 174H108V173H106ZM126 174V173H125ZM135 174V176H136V178H137V176H139V175H137L136 173H134ZM133 174V175H134ZM157 174V173H156ZM168 174V173H167ZM175 174V173H174ZM198 174V172H196V175ZM209 174V173H208ZM227 174V173H226ZM259 174H262V173H259ZM68 175V174H67ZM72 175V174H71ZM85 175V174H84ZM96 175V174H95ZM99 175H97V176H99ZM111 176L112 175H115V174H110ZM127 175H126V178H127ZM148 175H150V177H151V179H152V177H154L152 174H148ZM152 175V176H151ZM172 174H170V176H171ZM176 175V174H175ZM174 175V176H175ZM193 175V174H192ZM191 175V176H192ZM199 175V177H200V175H202V172H201V174H198ZM212 175V174H211ZM211 175H208V178H213V176H211ZM263 176H264V171H263V174H262ZM47 176V177H46ZM69 176V175H68ZM86 176V175H85ZM123 176V175H122ZM132 176V175H131ZM135 176H134V178H135ZM163 176V175H162ZM169 176V175H168ZM210 176V177H209ZM52 177H54L53 175H52ZM70 177V176H69ZM76 177V176H75ZM84 177V176H83ZM91 177V176H90ZM95 177V176H94ZM99 177H101V175L99 176ZM108 177H109V175H108ZM119 178H120V175L118 176ZM125 177V176H124ZM149 177V176H148ZM156 177H158V176H156L155 175V177L154 178H156ZM182 177V176H181ZM192 177H195V176H192ZM192 177H190L189 176V180H190V178H192ZM202 177H203V175L200 177V178H198V180H201V181H199V182H202V180H203V182L205 181L204 179H202ZM219 177V176H218ZM225 177V176H224ZM223 177V178H224ZM256 177H257V175H256ZM78 178V177H77ZM85 178V177H84ZM89 178V177H88ZM92 178V177H91ZM104 178V177H103ZM107 178V177H106ZM105 178V179H106ZM111 178H113V177H110V179ZM116 178V177H115ZM114 178V179H115ZM128 178H130V180L128 179ZM127 179L129 180V182L131 181V179L133 178H131V177H128ZM135 178V179H136ZM143 178H144V175H143ZM145 178H146V176H145ZM184 178V177H183ZM186 178V177H185ZM185 178L183 179V180H185ZM204 178V177H203ZM253 178V177H252ZM52 179H54V178H52ZM72 179V178H71ZM113 179V180H114ZM125 179V178H124ZM139 179H140V177H139ZM159 179H160V176H159ZM163 179V178H162ZM169 179V178H168ZM167 179V180H168ZM174 178H172V180H173ZM178 179V178H177ZM219 179V178H218ZM217 178H215V184H216V182H217V180H218ZM221 181H222V176H221ZM259 179H262L261 177H260V175H259ZM74 180V179H73ZM86 180H88V179H84V181L83 182H85L86 183ZM133 181H134V179H132ZM136 180H138V178L136 179ZM145 180V179H144ZM144 180H142V181H144ZM153 180V179H152ZM151 180V181H152ZM165 180V179H164ZM163 180V181H164ZM171 180V179H170ZM195 180V179H194ZM226 180V179H225ZM245 180V179H244ZM249 180V179H248ZM54 181V180H53ZM54 181V182H55ZM80 181H82V180H80ZM101 181V180H100ZM108 181H109V179H108ZM108 181H106V182H108ZM120 181V180H119ZM119 181H117V182H119ZM121 181H123L122 180V178H121ZM121 181H120V183H121ZM133 181H131L130 183L132 184V182ZM139 181V180H138ZM138 181H135V183H137ZM140 181H141V179H140ZM138 182L139 184H141L140 186H142L143 184L141 183V182ZM146 181V180H145ZM149 181V180H148ZM148 181H147V183H148ZM155 181V180H154ZM177 181V184H179V182H178V180H176ZM186 181V180H185ZM193 181V180H192ZM210 180H208V182H209ZM211 181H213V180H211ZM220 181V182H221ZM247 181V180H246ZM255 181V180H254ZM263 181V180H262ZM48 182V181H47ZM168 182V181H167ZM184 182V181H183ZM182 182V183H183ZM199 183V184H202V186H203V184L204 183H206V181L204 182V183ZM223 182V181H222ZM222 182L220 183V184H222ZM227 182V181H226ZM253 182V181H252ZM264 182V181H263ZM53 183V182H52ZM56 183H55V185H56ZM75 183H76V181H75ZM101 183H103V181L101 182ZM110 183V182H109ZM108 183V185H110ZM123 183H124V181H123ZM122 183V184H123ZM125 183H127L128 184V182H125ZM134 183V182H133ZM144 183V182H143ZM147 183H144V184H146V187H150V186H147ZM156 183V182H155ZM155 183H153V184H155ZM190 183V182H189ZM218 183H219V180H218ZM218 183H217V186H218ZM225 183V182H224ZM223 183V184H224ZM244 183V182H243ZM246 183H248V182H246ZM258 183V182H257ZM259 183H260V181H259ZM47 184L48 183H46V186H47ZM51 184V183H50ZM84 184V183H83ZM86 184H88V183H86ZM107 184V183H106ZM114 184V183H113ZM121 184V185H122ZM150 184V182L148 183V185ZM152 184V183H151ZM150 184V185H151ZM158 184V183H157ZM162 184H163V182H162ZM168 184V183H167ZM176 184V185H177ZM181 184V183H180ZM194 184V183H193ZM196 184H197V186H198V183H197V181H196ZM207 184H209V183H207ZM211 184H214V183H210L209 184V186L211 185ZM231 184V183H230ZM253 184H254V182H253ZM49 185V184H48ZM73 185L75 186V187H77V185H75L74 184V181H73ZM85 185V184H84ZM103 185V184H102ZM112 185V184H111ZM120 185V186H121ZM124 185H126V184H124ZM130 185V184H129ZM184 185H186V183L184 184ZM183 185V186H184ZM191 185H192V183H191ZM226 185V184H225ZM224 185V186H225ZM258 185H260V184H258ZM264 185V184H263ZM52 186H53V184H52ZM57 186V185H56ZM80 186H81V184H80ZM89 186V185H88ZM87 186V187H88ZM107 186V185H106ZM118 186H119V184H118ZM132 186H135V188H134V190H133V187H132V191H135V189H137L136 188V184L135 185H132ZM138 186V185H137ZM143 186H145V185H143ZM142 186V189H139V190H141L140 192H142L143 193V191L142 190H144L143 188H146V187H143ZM153 186V185H152ZM157 186V185H156ZM156 186H154L155 188H156ZM169 186H170V184H169ZM169 186H167V187H169ZM179 186V185H178ZM209 186H207L208 188H209ZM227 186V185H226ZM247 186V185H246ZM250 186V185H249ZM57 187H59V186H57ZM92 187V186H91ZM113 187V185L111 186V188ZM115 187H116V185H115ZM115 187H113V188H115ZM122 187H123V185H122ZM125 187H127V185L126 186H124L123 188H122V190L123 189H125V191L127 190V188H125ZM131 187V186H130ZM164 187V186H163ZM174 187V186H173ZM176 187V186H175ZM190 187V186H189ZM195 187V186H194ZM207 187H206V189H207ZM216 187V186H215ZM215 187L213 186V188H214V190L216 191V189H215ZM230 187H232V186H230ZM258 187V186H257ZM48 188H49V186H48ZM79 188V187H78ZM82 188H84V187H82L81 186V188H80V190L82 189ZM102 188H103V186H102ZM104 188H105V186H104ZM110 188V187H109ZM108 188V189H109ZM112 188V190H114ZM120 188V187H119ZM153 188V187H152ZM179 188H181V187H178L177 189H179ZM192 188V187H191ZM196 188V187H195ZM205 188V187H204ZM203 187H202V189H204ZM211 188V187H210ZM209 188V191H207V193L208 192H210V189ZM217 188V187H216ZM219 188H222L221 186H219ZM219 188L217 189V190H219ZM225 188V187H224ZM223 188V189H224ZM54 189V188H53ZM75 189V188H74ZM73 189V190H74ZM91 189V188H90ZM116 189H117V187H116ZM146 189H148V188H146ZM146 189L144 190V191H146ZM150 189V188H149ZM148 189V190H149ZM165 189V188H164ZM168 189H170V188H168ZM185 189V188H184ZM183 189V190H184ZM197 189H199V186H198V188ZM205 189V190H206ZM258 189V188H257ZM45 190V189H44ZM46 190H47V187H46ZM50 190V189H49ZM48 190V191H49ZM59 190V189H58ZM87 191L89 190V189H86ZM86 190H81V192L82 191H86ZM120 190V189H119ZM147 190V191H148ZM151 190V189H150ZM157 190V189H156ZM180 190V189H179ZM178 190V191H179ZM183 190H181V191H183ZM200 190V189H199ZM208 190V189H207ZM222 190V189H221ZM243 190V189H242ZM90 191V190H89ZM88 191V192H89ZM111 191V190H110ZM110 191H108V192H110ZM130 191V190H129ZM129 191H127V192H129ZM162 191V190H161ZM167 191V190H166ZM194 191V190H193ZM211 191H213V190H211ZM220 191V190H219ZM219 191H217L218 192V194H219ZM234 191V190H233ZM45 192H47V191H45ZM51 192V191H50ZM75 193H76V189H75V191H74ZM112 192V191H111ZM127 192H125V193H127ZM136 192V191H135ZM153 192H154V188H153ZM163 192V191H162ZM180 192V191H179ZM186 192V194H187V190L185 191ZM195 192H202L201 190L200 191H195ZM227 192V191H226ZM83 193V192H82ZM119 193V192H118ZM122 193V192H121ZM121 193H119V194H121ZM148 193L149 192H146V195H148ZM164 193V192H163ZM168 192H166V194H167ZM194 193V192H193ZM203 193V195H204V191L202 192ZM244 193V192H243ZM251 193V192H250ZM257 193V192H256ZM47 194V195H46ZM45 195V197H49V194L48 193H46ZM51 194V193H50ZM73 194V193H72ZM85 194V193H84ZM89 194V193H88ZM105 194H106V192H105ZM111 194V193H110ZM116 194V193H115ZM135 195H136V193H134ZM165 194V195H166ZM184 194V193H183ZM190 195H191V193H189ZM189 194H187V195H189ZM201 194V193H200ZM210 194H211V192H210ZM212 194H213V192H212ZM211 194V195H212ZM225 194V193H224ZM245 194V193H244ZM52 195V194H51ZM50 195V196H51ZM77 195V194H76ZM79 195V194H78ZM78 195H77V197H78ZM81 195V194H80ZM83 195V194H82ZM109 195V194H108ZM112 195V194H111ZM114 195V194H113ZM128 195V194H127ZM126 195V196H127ZM133 195V194H132ZM167 195H169V194H167ZM166 195V196H167ZM172 195V194H171ZM181 195H182V193H181ZM180 195V196H181ZM186 195V196H187ZM193 195V194H192ZM191 195V196H192ZM196 195V194H195ZM202 195V194H201ZM200 195V196H201ZM202 195V196H203ZM205 195H206V193H205ZM208 195H209V193H208ZM221 195H222V192H221ZM226 195V194H225ZM246 195V194H245ZM248 195V194H247ZM57 196V195H56ZM96 196V195H95ZM98 196V195H97ZM104 196V195H103ZM107 196V195H106ZM105 196V197H106ZM117 196V195H116ZM123 197H125L124 196V194L122 195ZM121 195H119V198L120 197H122ZM142 196H144V193L142 194ZM150 196V195H149ZM184 196V195H183ZM201 196V200H202V198L204 197H202ZM207 196V195H206ZM210 196V195H209ZM208 196V197H209ZM214 196V195H213ZM216 196H218V195H216ZM220 196V195H219ZM218 196V197H219ZM244 196V195H243ZM74 197V196H73ZM84 200H85V198H84V196H81ZM89 197H90V194H89ZM92 197V196H91ZM90 197V198H91ZM109 197H111L110 195H109ZM133 197V196H132ZM145 197V196H144ZM148 196H146V198H147ZM153 197V196H152ZM170 197V196H169ZM168 197V198H169ZM175 197V196H174ZM197 197H199V196H197ZM196 197V198H197ZM235 197V196H234ZM237 197V196H236ZM263 197V196H262ZM87 199H88V197H86ZM90 198H89V201H90ZM93 198V197H92ZM118 197H117V199H119ZM126 198V197H125ZM134 198H135V196H134ZM133 198V199H134ZM136 198H138L137 197V195H136ZM167 198V197H166ZM167 198V199H168ZM196 198H194V200L196 199ZM205 198V197H204ZM204 198H203V200H204ZM207 198V197H206ZM213 198V197H212ZM51 199H52V196H51ZM54 199V200H55ZM73 199V198H72ZM86 199V200H87ZM99 199V198H98ZM127 199H129V198H126V201H127ZM138 199H140V196H139V198ZM137 199V200H138ZM144 199V198H143ZM149 199V198H148ZM193 199V198H192ZM208 199V198H207ZM215 198H213V199H211L212 201L214 200ZM217 199V198H216ZM220 199V198H219ZM234 199V198H233ZM237 199V198H236ZM258 199V198H257ZM75 200V199H74ZM106 200V199H105ZM113 200H115L114 202L115 203H117V201L118 200H116V199H112V200H110L111 201V203L113 202ZM121 200V199H120ZM136 200V199H135ZM134 200V201H135ZM140 200H142V199H140ZM151 200V199H150ZM156 200H158V199H156ZM161 200V199H160ZM165 200V199H164ZM194 200H193V202H194ZM200 200V199H199ZM218 200V199H217ZM42 201L44 202V204L42 203ZM69 201V202H68ZM73 201V200H72ZM76 201V200H75ZM143 201H145L146 203H147V201L146 200H143ZM166 201V200H165ZM164 201V202H165ZM168 201V200H167ZM186 201V200H185ZM192 201V200H191ZM197 201H198V199H197ZM207 201V200H206ZM47 202V203H46ZM80 202H83V201H81L80 200ZM86 202H88V200L86 201ZM104 202V201H103ZM119 202V201H118ZM129 202V201H128ZM132 201L130 200V203H131ZM138 202H139V200H138ZM149 203L151 202L152 203V201H148ZM192 202V203H193ZM200 202V201H199ZM198 202V203H199ZM209 202H210V200H209ZM214 203H215V200L213 201ZM223 202V201H222ZM243 202V201H242ZM253 202V201H252ZM71 203V202H70ZM77 203H79V202H77ZM76 202H75V204H77ZM91 203H92V201H91ZM105 203V202H104ZM125 203V202H124ZM153 203H154V201H153ZM168 203V202H167ZM185 203V202H184ZM197 203V204H198ZM201 203V202H200ZM202 203H203V201H202ZM208 203V202H207ZM213 203V204H214ZM218 203V202H217ZM232 203V202H231ZM244 203V202H243ZM261 203H263V202H261ZM79 204H81V203H79ZM132 204V203H131ZM133 204H134V202H133ZM132 204V205H133ZM137 204V203H136ZM140 204H141V202H140ZM139 204V205H140ZM155 204V203H154ZM166 204V203H165ZM174 204V203H173ZM177 203H175V206L173 205L172 206V208L174 207H177L178 205H176ZM179 204V203H178ZM204 204H205V200H204V203H203V205H201V206H204ZM216 204V203H215ZM237 204V203H236ZM251 204V203H250ZM249 204V205H250ZM259 204V203H258ZM69 205V204H68ZM74 205V204H73ZM78 205V204H77ZM76 205V206H77ZM82 205H84V203H82ZM82 205H80L81 207H85V210H86V208H87V205L88 204H86L85 206H82ZM89 207L91 208V206L93 207V205H91L90 204V202H89ZM127 205V204H126ZM130 205V204H129ZM144 204H142V206H143ZM150 205V204H149ZM194 205V204H193ZM207 205V204H206ZM205 205V206H206ZM263 205H264V203H263ZM42 206V207H41ZM62 208H61V207ZM131 206V205H130ZM134 206V205H133ZM133 206H132V208H133ZM136 206V205H135ZM134 206V208H136ZM145 206H147V205H145ZM151 206V205H150ZM209 206V205H208ZM215 206V205H214ZM220 206V205H219ZM229 206V205H228ZM234 206V205H233ZM232 206V207H233ZM247 206H248V203H247ZM246 206V207H247ZM251 206V205H250ZM77 207H79V206H77ZM116 207H117V205H116ZM115 207V208H116ZM141 207V206H140ZM144 207V206H143ZM148 207V206H147ZM154 207V206H153ZM152 207V208H153ZM158 207V206H157ZM166 207V206H165ZM168 207H169V205H168ZM171 207V206H170ZM180 207V206H179ZM181 207H183V206H181ZM187 207V206H186ZM185 207V208H186ZM200 207V206H199ZM244 207H245V205H244ZM254 207V206H253ZM261 207V206H260ZM263 207V206H262ZM261 207V208H262ZM44 208V207H43ZM43 208H42V210H43ZM45 208V209H46ZM51 208V209H50ZM123 208V207H122ZM126 208H131V207H129L128 205L126 206ZM145 208V207H144ZM144 208H142V209H144ZM149 208V207H148ZM151 208V207H150ZM163 208V207H162ZM162 208H161V210H162ZM174 208H173V210H174ZM210 208H211V204H210ZM210 208H208L209 210H210ZM218 208V207H217ZM259 208V207H258ZM257 208V209H258ZM44 209V210H45ZM47 209H46V211H47ZM79 209V208H78ZM81 209V208H80ZM89 208H87V210H88ZM110 209H111V207H110ZM138 209V208H137ZM136 209V210H137ZM146 209V208H145ZM159 209V208H158ZM181 209V208H180ZM199 209H201V207L199 208ZM199 209H198V211H199ZM204 209V208H203ZM212 210H215L214 209V207H213V205H212V208H211ZM250 209H252V207H250ZM67 210H68V213L66 214L65 212H67ZM83 210V209H82ZM119 210H121V209H119ZM118 210V212L121 214L122 212H120ZM122 210H124V208L122 209ZM130 209H128V211H129ZM154 210V209H153ZM175 210H176V208H175ZM182 210H183V208H182ZM207 210V209H206ZM212 210H210L211 212H212ZM249 210V209H248ZM261 210V209H260ZM263 210V209H262ZM89 211V210H88ZM87 211V212H88ZM93 211V210H92ZM127 211V210H126ZM132 211H135V210H132ZM138 212L140 211V209H138L137 210ZM136 211V212H137ZM143 211V210H142ZM145 211V210H144ZM177 211V210H176ZM190 211V210H189ZM208 211V210H207ZM216 212H218L217 211V209L215 210ZM225 211V210H224ZM234 211V210H233ZM44 212V211H43ZM125 212V211H124ZM135 212V213H136ZM169 212V211H168ZM187 212V211H186ZM221 212H223V211H220V213ZM229 212V211H228ZM231 212V211H230ZM262 211H260V213H261ZM95 213V212H94ZM114 213V212H113ZM129 212H127V214H128ZM134 213V214H135ZM147 213V212H146ZM155 213V212H154ZM160 213V212H159ZM200 213H201V211H200ZM208 213H209V211H208ZM214 213V212H213ZM224 213V212H223ZM252 213H253V211H252ZM263 213H264V211H263ZM43 214H45V213H43ZM50 214V213H49ZM64 214H66V215H64ZM78 214V213H77ZM76 214V215H77ZM81 214V216H82V213H80ZM84 214V213H83ZM111 214H112V212H111ZM117 214V213H116ZM115 214V215H116ZM124 214H126V213H124ZM123 213L121 214V215H124ZM132 214V213H131ZM131 214H128L129 216L131 215ZM138 214V213H137ZM136 214V215H137ZM139 214H140V212H139ZM138 214V215H139ZM143 215H144V212L142 213ZM153 214V213H152ZM163 214V213H162ZM170 214V213H169ZM188 214V213H187ZM195 214V213H194ZM199 214V213H198ZM197 214V215H198ZM202 214V213H201ZM205 214V216L206 215H208L206 212L204 213ZM211 214V213H210ZM222 214V213H221ZM221 214H220V216H221ZM237 214V213H236ZM245 214V213H244ZM255 214H256V212H255ZM75 215V212L72 214V216H74ZM85 215V214H84ZM83 215V216H84ZM89 215V214H88ZM95 215V214H94ZM114 215V214H113ZM114 215V217H116ZM121 215H120V217H121ZM128 215H125V217H129ZM133 215V214H132ZM137 215V216H138ZM148 215V214H147ZM166 215V214H165ZM186 215V214H185ZM191 215V214H190ZM214 215H216V213L215 214H213V216ZM218 215V214H217ZM224 215V214H223ZM254 215V214H253ZM42 216V215H41ZM40 216V217H41ZM44 216V215H43ZM46 216V215H45ZM45 216L43 217V218H45ZM51 216V215H50ZM78 216V215H77ZM77 216H74L75 218L77 217ZM80 216V215H79ZM81 217V219L82 218H84V217ZM112 216V215H111ZM110 216V217H111ZM140 216V215H139ZM145 216V215H144ZM149 216V215H148ZM168 216V215H167ZM201 216V215H200ZM202 216H204V215H202ZM210 216V215H209ZM212 216V215H211ZM210 216V217H211ZM252 216V215H251ZM256 216V215H255ZM48 217V216H47ZM46 217V218H47ZM91 217V216H90ZM95 217V216H94ZM124 217V218H125ZM140 217H142V216H140ZM151 217H152V215H151ZM149 218L150 220L153 218ZM161 217V216H160ZM192 217V216H191ZM206 217H208V216H206ZM215 217V216H214ZM214 217H212V218H214ZM241 217H242V215H241ZM263 217V216H262ZM42 218V217H41ZM45 218V219H46ZM75 218H73V219H75ZM118 217V214H117V218H115V219H117V220H119V219H121V218H119ZM123 218V217H122ZM132 218V220H135L134 222L136 223V222H138V221H136V219H134L133 217H131ZM157 218V217H156ZM203 218H205V217H203ZM209 218V217H208ZM216 218V217H215ZM221 218V217H220ZM247 218V217H246ZM255 218H257V217H255ZM45 219H43V221L45 220ZM49 219H51V218H49ZM78 219V218H77ZM109 219V218H108ZM112 219H114V218H112ZM111 219V220H112ZM138 219V218H137ZM139 219H141V218H139ZM147 219V218H146ZM145 219V220H146ZM200 219V218H199ZM206 219V218H205ZM219 219V218H218ZM251 219H253V217L251 218ZM262 219V218H261ZM263 219H264V217H263ZM91 220V219H90ZM96 220H97V218H96ZM95 220V221H96ZM110 220V219H109ZM116 220V221H117ZM124 220V219H123ZM129 220H131V219H129ZM144 220V219H143ZM152 220H154V219H152ZM166 221L168 220V219H165ZM186 220V219H185ZM203 220V219H202ZM209 220H210V222H211V218H209ZM224 220V219H223ZM255 220V219H254ZM259 220V219H258ZM39 221H41V220H39ZM75 221H76V219H75ZM147 221V220H146ZM165 221V222H166ZM205 222L207 221V222H209L207 219L206 220H204ZM203 221V222H204ZM47 222H48V218H47ZM65 222V221H64ZM74 222V221H73ZM98 222V221H97ZM96 222V223H97ZM109 222H111V221H109ZM119 222V221H118ZM117 222V224L119 225V223ZM122 222V221H121ZM133 222V223H134ZM149 222V221H148ZM152 222H153V224H152ZM151 222V224H152V226H157L156 224L154 225V221H152ZM188 222V221H187ZM197 222H198V220H197ZM200 222H202V221H200ZM202 222V223H203ZM218 222V221H217ZM220 222V221H219ZM248 222V221H247ZM78 223V222H77ZM85 223V222H84ZM95 223V224H96ZM114 223H115V221H114ZM114 223L112 222V224L114 225ZM125 223V222H124ZM128 223V222H127ZM132 223V224H133ZM134 223V224H135ZM150 223V222H149ZM167 223V222H166ZM199 223V222H198ZM212 223H213V220H212ZM226 223V222H225ZM255 223H256V221H255ZM39 224V223H38ZM40 224H41V222H40ZM83 224V223H82ZM92 224V223H91ZM110 224V223H109ZM140 224V223H139ZM138 224V225H139ZM143 224V223H142ZM145 224V223H144ZM165 224V223H164ZM168 224V223H167ZM166 224V225H167ZM211 224V223H210ZM210 224L209 225H207L206 224V226H210ZM215 224H218V223H215ZM222 224V223H221ZM246 224V223H245ZM250 224V223H249ZM259 224H261V223H259ZM43 225V224H42ZM45 225V224H44ZM50 225H52V224H50ZM73 225V224H72ZM123 225H126V224H123ZM127 225H131V224H127ZM136 225V224H135ZM162 225V224H161ZM180 225V224H179ZM200 225H201V223H200ZM205 225V224H204ZM219 225V224H218ZM28 226H30V225H28ZM48 226H49V224H48ZM63 226H64V224H63ZM66 226V225H65ZM68 227L70 226V225H67ZM82 226H84V224L82 225ZM96 226H98L97 224H96ZM95 226V227H96ZM109 226V225H108ZM110 226H112L111 224H110ZM120 226V225H119ZM140 226V225H139ZM138 226V227H139ZM145 226H146V224H145ZM149 226V225H148ZM147 226V227H148ZM151 226V227H152ZM191 226V225H190ZM214 226V225H213ZM212 226V228H215V227H213ZM229 226V225H228ZM232 226V225H231ZM261 226V225H260ZM31 227H32V224H31ZM30 227V228H31ZM38 227V225L36 226V228ZM42 227V226H41ZM40 227V228H41ZM46 226H44L43 227V229L45 228ZM53 227L55 228V229H53ZM85 227V226H84ZM83 227V228H84ZM124 227V226H123ZM123 227H120L119 229H121L122 230V228ZM135 227V226H134ZM137 227V226H136ZM137 227V228H138ZM150 227V228H151ZM154 227V228H155ZM177 227V226H176ZM199 227V226H198ZM197 227V228H198ZM200 227H202V226H200ZM220 227V226H219ZM244 227V226H243ZM255 228L257 227L256 226V224H255V226H254ZM47 228V229H48ZM67 228V227H66ZM70 228V227H69ZM79 228V227H78ZM87 228V227H86ZM86 228H85V230H86ZM99 228V227H98ZM114 228H116V227H114ZM114 228H112V229H114ZM125 228H127L126 226H125ZM130 228H131V226H130ZM130 228H127V229H124L125 231H127L128 229H129V231H130ZM137 228H136V230H137ZM146 228V227H145ZM159 228V227H158ZM157 228V229H158ZM196 228V229H197ZM216 228H217V226H216ZM215 228V229H216ZM228 228H231V227H228ZM35 229V228H34ZM42 229V230H43ZM106 229V228H105ZM111 229V228H110ZM111 229V230H112ZM119 229H117V230H119ZM133 229V228H132ZM149 229V228H148ZM147 228H146V230H148ZM164 229V228H163ZM165 229H166V227H165ZM164 229V230H165ZM187 229V228H186ZM198 229H200V228H198ZM201 229H203V228H201ZM208 229V228H207ZM239 229V228H238ZM259 228H257V230H258ZM31 230V229H30ZM44 230H46V229H44ZM66 230V229H65ZM70 230V229H69ZM76 230H77V228H76ZM107 230V229H106ZM110 230V231H111ZM115 230V229H114ZM124 230H122V232L124 231ZM134 230V229H133ZM145 230V229H144ZM152 230H156V229H151V231ZM175 230V229H174ZM233 230V229H232ZM261 230V229H260ZM47 231V230H46ZM50 231V230H49ZM48 231V232H49ZM78 231V230H77ZM86 231H88V230H86ZM96 231V230H95ZM94 231V232H95ZM109 231V230H108ZM124 231V232H125ZM132 231V230H131ZM150 231V230H149ZM168 231H170V230H168ZM179 231V230H178ZM209 231V230H208ZM211 231V230H210ZM210 231L206 234V235H208L209 233H210ZM215 231H217V229L215 230ZM25 232V233H24ZM47 232V233H48ZM83 232V231H82ZM99 232H100V230H99ZM116 232H118V231H116ZM119 232L120 233H118V235L120 234V236H121V231L119 230ZM123 232V233H124ZM136 232V231H135ZM134 232V233H135ZM138 232H139V230H138ZM137 232V233H138ZM204 232V231H203ZM220 232H221V230H220ZM232 232V231H231ZM238 232V231H237ZM259 232V231H258ZM30 233V234H29ZM28 233V235H30L31 236V238H32V236H33V232H29ZM36 232H34V234H35ZM44 234L46 233V232H43ZM88 233V232H87ZM108 233V232H107ZM114 233V232H113ZM127 233V232H126ZM131 233V232H130ZM140 233V232H139ZM147 233H148V231H147ZM156 233V232H155ZM154 232H151L150 234H148L149 236H148V240H146L145 241V239H144V241H141V238H140V246H144L145 247V245H146V247L147 248H144L143 250H144V253L143 254H146V255H144V256H147L148 254V252L150 253V256H154L153 258H156V262H158V263H156V264H163V263H165V256L167 255V254H169V252H170V250L169 249H167V247L168 246H170L169 244H168V246H167V243H165V245H166V247L164 248H162V245H164L163 243L164 242H162V236H161V238L159 237V235H157V233L155 234ZM163 233V232H162ZM182 232H180V234H181ZM205 233V232H204ZM211 233H213L212 231H211ZM236 233V232H235ZM234 233V234H235ZM32 234V235H31ZM37 234V233H36ZM40 234V233H39ZM38 234V235H39ZM53 234V235H52ZM71 234H72V232H71ZM84 234V233H83ZM92 234V233H91ZM97 234V233H96ZM104 234V233H103ZM112 234V233H111ZM159 234V233H158ZM167 234V233H166ZM169 235H170V232L168 233ZM200 234H202L201 232H200ZM217 234H218V231H217ZM221 234H223V235H221ZM239 234V233H238ZM257 234V233H256ZM259 234V233H258ZM27 235V236H28ZM37 235V236H38ZM88 235V234H87ZM93 235V234H92ZM101 235V234H100ZM127 235V234H126ZM131 235H133L132 233H131ZM134 235H137L136 233L134 234ZM139 235V234H138ZM182 235V234H181ZM211 235V234H210ZM209 235V236H210ZM215 235H216V233H215ZM213 236V238H212V240L210 241V239L208 240L207 238V240H208V243H210V244H205V245H209V248H211V252L210 251H206V252H204V253H200V251L201 252H203L204 251V249H202V245H198V246H195V245H193V243H191V244H189L190 242H188L187 243V245L188 246H186L187 247V249H188V247L191 245V247L192 248H194V246H195V250H196V247H197V249H198V247H201V249L203 250H201L200 249V251H199V253H200V255L199 256H202L201 254H203V255H208L209 253H212V254H214V256H216L217 255V257L219 258V256H218V253H220L221 251H222V248H224L225 247V245H224V247H222L221 248V251L219 252L218 250H219V248H218V245L220 246V243H222V245H223V243L225 242V240H223V239H220V238H217L216 236ZM220 235L221 236H223V238H224V235H225V233H220ZM49 236V235H48ZM68 236V235H67ZM69 236H71L72 237V235H69ZM68 236V237H69ZM73 236H75V235H73ZM95 236V235H94ZM99 236V235H98ZM102 236V235H101ZM106 236V235H105ZM112 236H114V235H112ZM123 236H124V234H123ZM140 236H141V234H140ZM164 236H166V235H164ZM205 236V235H204ZM220 236V237H221ZM233 236V235H232ZM264 236V235H263ZM41 237V236H40ZM46 237V236H45ZM79 237V236H78ZM88 237V236H87ZM86 237V238H87ZM90 237V236H89ZM92 237L93 236H91V239H92ZM115 237V236H114ZM113 237V238H114ZM125 237H127V236H125ZM142 237V236H141ZM144 237V236H143ZM171 237V236H170ZM230 237H231V235H230ZM243 237V236H242ZM241 237V238H242ZM27 238V237H26ZM25 238V239H26ZM28 238H29V236H28ZM27 238V240L26 241H28L29 239ZM30 238V240L32 241V239ZM35 238H37L36 236H35ZM35 238H33V239H35ZM50 238V237H49ZM48 237L47 238H44V239H46V240H48L49 239ZM66 238V237H65ZM70 238V237H69ZM73 238V237H72ZM98 238V237H97ZM97 238H95L96 240H97ZM103 238V237H102ZM106 238V237H105ZM109 238V237H108ZM112 238V239H113ZM118 238H120V237H118ZM128 238H129V236H128ZM137 238V237H136ZM145 238H146V236H145ZM164 238V237H163ZM168 238V237H167ZM172 238V237H171ZM222 238V237H221ZM253 238H255V236H253ZM252 238V239H253ZM7 239V240H6ZM41 239V238H40ZM43 239V240H44ZM71 239V238H70ZM70 239H69V241H70ZM75 239V238H74ZM90 239V240H91ZM101 239V238H100ZM111 239V240H112ZM115 239V238H114ZM121 239H122V237H121ZM175 239V238H174ZM174 239H172V241L173 242H175L174 241ZM177 239V238H176ZM175 239V240H176ZM193 239V242H195L194 241V238H191V239H189V240H192ZM204 239V238H203ZM247 239H248V237H247ZM260 239H262V238H260ZM5 240L6 241H9V242H7L8 243V245H7V248H4L5 247V245H4V243H5ZM37 240H39V237H38V239H36V241ZM45 240V242H47ZM76 240V239H75ZM79 240V239H78ZM87 240V239H86ZM88 240H89V238H88ZM94 240V239H93ZM96 240H94L95 242H96ZM101 240H103V239H101ZM101 240H99V241H101ZM109 240H110V238H109ZM120 240V239H119ZM124 241L126 240V242H127V239H123ZM122 240V241H123ZM133 240V239H132ZM168 240V239H167ZM179 240V239H178ZM185 240V239H184ZM237 240H238V238H237ZM242 240V239H241ZM30 241V242H31ZM74 241V240H73ZM93 241V242H94ZM130 242H131V240H129ZM128 241V245H129V242ZM137 241V240H136ZM136 241L134 240L133 242H135L136 243ZM171 241V240H170ZM170 241H169V243H170ZM187 241V240H186ZM227 255H228V253L230 252V251H232L231 249H230V247H231V244H230V241H229V239L227 238ZM262 241V240H261ZM264 241V240H263ZM34 242H35V240H34ZM34 242H33V244L32 245H35L34 244ZM40 242V241H39ZM71 242V241H70ZM69 242V243H70ZM76 242V241H75ZM92 242V241H91ZM92 242V243H93ZM110 242H112V241H110ZM109 242V243H110ZM115 242H117V241H115ZM184 242V241H183ZM183 242H179V244H178V241L176 240V245H180V243L182 244ZM205 242V241H204ZM239 242V241H238ZM247 242V241H246ZM249 242H251V244H254L252 247H253V249L251 248V246H250V244H249V246L247 245L246 246V248L247 247H249V248H247L246 249V251L245 252H243V256H244V254H247V256L248 257H250V255H252L251 257L253 258V256H255L256 254H255V249H254V246H256L257 244H256V239L255 240H252L251 241V239H250V241ZM258 242H260V240L258 241ZM10 243V244H9ZM22 243V244H21ZM27 243H29V242H27ZM44 243V242H43ZM42 243V244H43ZM72 243V242H71ZM84 243V242H83ZM88 243V244H87ZM87 243H85V244H87V245H89V241L87 242ZM97 243V242H96ZM114 242H112V244H113ZM137 243H138V241H137ZM136 243V244H137ZM203 243V242H202ZM248 243V242H247ZM76 245H77V243H75ZM75 244H72L73 246L75 245ZM101 244V243H100ZM99 243L98 244H96V245H100ZM117 244V243H116ZM118 244H120L119 242H118ZM127 244V243H126ZM135 244V245H136ZM144 244V245H143ZM174 244V243H173ZM173 244H172V250L174 249L173 247ZM184 244V243H183ZM182 244V245H183ZM195 244H196V242H195ZM261 244V243H260ZM260 244L258 245V246H260ZM262 244H264V243H262ZM24 245H26L25 243H24ZM44 245V244H43ZM43 245H42V247H43ZM68 245V244H67ZM92 245V244H91ZM91 245H89V247L91 248L92 246ZM95 245V244H94ZM108 244H106L105 243V246L106 247H109V246H107ZM114 245V244H113ZM113 245H111V246H113ZM120 245H122V242H121V244ZM123 245H124V243H123ZM128 245H127V248H128ZM134 245V244H133ZM175 245V246H176ZM205 245H203V246H205ZM4 246V247H3ZM23 246V245H22ZM21 246V247H22ZM37 246V245H36ZM50 246V245H49ZM78 246V245H77ZM77 246H74V248L75 247H77ZM102 246V245H101ZM101 246H99V248L101 247ZM104 246V245H103ZM104 246V247H105ZM109 247L108 249H106L107 251H105L106 252V254H108L107 256H109L110 258L111 257H114V255H116V253L115 252H113L112 251V249H110V248H112V247ZM116 246H118V245H116ZM115 246V247H116ZM138 246V245H137ZM181 246V245H180ZM184 246V245H183ZM241 246V245H240ZM243 246V245H242ZM33 248H34V246H32ZM38 247V246H37ZM79 247V246H78ZM84 247H86V245H84ZM105 247V248H106ZM206 247V246H205ZM214 247H217L218 248V250H217V248H215V249H213ZM262 247H264V246H262ZM24 248V247H23ZM30 248H31V246H30ZM45 248V247H44ZM43 248V249H44ZM73 248V249H74ZM87 248H88V246H87ZM93 248H94V246L92 247V251H93ZM117 248V247H116ZM119 248V247H118ZM121 249L123 248V246H121L120 247ZM141 248V247H140ZM179 248H181V247H179ZM179 248L177 249V250H179ZM190 248V247H189ZM208 248V249H209ZM243 248V247H242ZM2 249H5V251L3 250V252H2ZM38 249V248H37ZM40 249V248H39ZM46 249V250H47ZM67 249H68V246H67V248H66V252H67ZM78 249H80V248H78ZM84 249V248H83ZM102 249H104L103 247H102ZM131 249H133V248H131ZM130 249V250H131ZM187 249L185 250V251H187ZM27 250V249H26ZM35 250V249H34ZM45 250V249H44ZM77 250V249H76ZM76 250L75 251H73L74 253L76 252ZM90 250V249H89ZM101 250V249H100ZM105 250V249H104ZM122 250H125V249H122ZM122 250H120V253H121V251ZM127 250V249H126ZM142 250V251H143ZM145 250H146V252H145ZM194 250V251H195ZM206 250H207V248H206ZM210 250V249H209ZM224 251H225V249H223ZM239 250V249H238ZM241 250H243V249H241ZM69 251V250H68ZM91 251V250H90ZM129 251V250H128ZM137 251H139V250H137ZM136 251V252H137ZM141 251V250H140ZM184 251V252H185ZM190 251V253L189 254H191V251L193 252V250H189ZM225 251V252H226ZM260 251V250H259ZM262 251V250H261ZM32 252H37V251H33V249H32ZM40 252V251H39ZM63 252V251H62ZM70 252H71V250H70ZM94 252V251H93ZM96 252H97V250H96ZM102 252V251H101ZM119 252V251H118ZM133 252H135V251H133ZM174 252V251H173ZM176 252V251H175ZM180 252V251H179ZM184 252H182V253H184ZM196 252V251H195ZM240 252H242V251H240ZM240 252H239V254H240ZM26 253V252H25ZM28 253V252H27ZM43 253V252H42ZM45 253V252H44ZM43 253V254H44ZM67 253H69V252H67ZM83 253V251L82 252H80V255H82V256H84V253ZM90 253V252H89ZM128 253V252H127ZM170 253H172V252H170ZM198 253V252H197ZM198 253V254H199ZM238 253V252H237ZM256 253H257V250H256ZM261 254H262V256H264V248H263V253L262 252H260ZM260 253H258V254H260ZM21 254V253H20ZM30 254H32L31 252H30ZM39 254V253H38ZM41 254V253H40ZM64 254V253H63ZM72 254V253H71ZM91 254V253H90ZM94 254H95V252H94ZM100 254V253H99ZM99 254H98V256H99ZM103 255H104V253H102ZM135 254V253H134ZM143 254H141V255H143ZM193 254V253H192ZM211 254V255H212ZM221 254V253H220ZM223 254H224V252H223ZM230 254V253H229ZM239 254H238V256H239ZM242 254V253H241ZM260 254V255H261ZM22 255H23V257H25L24 255L25 254H23V252H22ZM73 255H76V254H73ZM102 255V256H103ZM140 255V256H141ZM171 255V254H170ZM173 256L175 255L176 256V254L175 253H173L172 254ZM171 255V256H172ZM186 255H188V254H186ZM194 255V254H193ZM192 255V256H193ZM197 255V254H196ZM211 255H210V257H211ZM231 255V254H230ZM30 256L29 254H26V259L28 258V257ZM36 256V255H35ZM38 256H40V255H38ZM38 256H36V257H38ZM43 256V255H42ZM41 256V257H42ZM57 256V257H56ZM60 256V255H59ZM78 256V255H77ZM76 256V257H77ZM81 256V257H82ZM86 256V255H85ZM93 256V255H92ZM118 256H119V254H118ZM121 256L122 255H120L119 257L121 258ZM125 256H126V254H125ZM124 256V258H128V257H125ZM129 256H131V255H129ZM134 256V255H133ZM138 256V255H137ZM136 256V257H137ZM144 256H142V257H144ZM190 256V255H189ZM205 256H204V258H205ZM223 255L221 254V257H222ZM225 256V255H224ZM32 257H34L33 255H32ZM79 257V256H78ZM80 257V258H81ZM88 257V256H87ZM95 257H96V255H95ZM95 257L93 258V259H95ZM105 257L106 256H103V258L105 259ZM117 256H115V258H116ZM132 257V256H131ZM141 257V258H142ZM167 257H169V256H167ZM182 257V256H181ZM185 257V256H184ZM188 257V256H187ZM187 257H185L184 259H186ZM217 257H216V259H217ZM231 257V256H230ZM257 257V256H256ZM259 257V256H258ZM60 258V257H59ZM68 258H72V256L70 257V255L68 254ZM86 258V257H85ZM98 258V257H97ZM102 258V260H104ZM120 258H119V260H120ZM145 258H147V257H145ZM145 258H143V260H145ZM150 258V257H149ZM148 258V259H149ZM175 258H178V254H177V257H175ZM193 258V257H192ZM194 258H195V256H194ZM226 258L228 259V257H225V260H226ZM239 258V257H238ZM261 258V257H260ZM34 259V258H33ZM64 259V258H63ZM66 259V258H65ZM86 259H88V258H86ZM112 259V258H111ZM114 259V258H113ZM117 259V258H116ZM122 259H123V257H122ZM121 259V260H122ZM130 259V258H129ZM138 261H139V256H138ZM147 259V260H148ZM168 259H170V258H168ZM167 259V260H168ZM172 259H173V257H172ZM182 259V258H181ZM180 259V260H181ZM184 259H183V261H184ZM189 259V258H188ZM215 259V258H214ZM224 259V258H223ZM222 259V260H223ZM250 258H248V261L250 262V260H249ZM262 259H263V257H262ZM262 259H260V260H262ZM24 260V259H23ZM22 260V261H23ZM29 260H32V259H29ZM29 260H26V264H29V263H27V262H29ZM36 260V259H35ZM34 260V261H35ZM40 260V259H39ZM44 260L46 261V257L44 258ZM67 261L69 260V259H66ZM66 260H65V262H66ZM73 260H74V258H73ZM73 260H72V262H73ZM78 260V259H77ZM81 260H83V257H82V259ZM81 260H80V262H81ZM96 260V259H95ZM105 260H107V259H105ZM104 260V261H105ZM109 260V259H108ZM119 260L117 259L116 261H118V263L120 264V262H119ZM120 260V261H121ZM124 260V259H123ZM131 260H132V258H131ZM133 260H134V257H133ZM166 260V263L168 262ZM178 260V259H177ZM176 259H175V261H177ZM205 260H206V258H205ZM210 260V259H209ZM211 260H213L212 258H211ZM221 260V259H220ZM220 260H218L219 262H220ZM221 260V261H222ZM225 260H223L222 262H223V264H224V261ZM229 260V259H228ZM247 260V259H246ZM252 261L251 262H253L254 260L253 259H251ZM257 260V259H256ZM264 260V259H263ZM25 261V260H24ZM33 261V260H32ZM83 261H86L85 259L83 260ZM97 261V260H96ZM127 261V260H126ZM137 261V262H138ZM149 261V260H148ZM170 261V260H169ZM173 261V260H172ZM171 261V262H172ZM174 261V262H175ZM189 260H187L186 262H188ZM216 261V260H215ZM231 261H233V259L231 260ZM31 262V261H30ZM36 262H37V260H36ZM35 262V263H36ZM77 262V261H76ZM90 262H91V260H90ZM95 262V261H94ZM93 262V263H94ZM98 262V261H97ZM122 262H124V261H121V264H122ZM134 262V261H133ZM151 262V261H150ZM153 262V261H152ZM170 262V263H171ZM209 262L210 261H208L207 260V262L206 263H208L209 264ZM218 262V263H219ZM234 262V261H233ZM240 262H243V260L242 261H240ZM260 262V261H259ZM263 262V261H262ZM22 263V262H21ZM20 263V264H21ZM68 263L70 264V261H68ZM85 263V262H84ZM89 263V262H88ZM92 263V264H93ZM102 263V262H101ZM100 263V264H101ZM104 263V262H103ZM112 263V262H111ZM127 263H128V261H127ZM139 263V262H138ZM140 263H142V261H140ZM178 263V262H177ZM183 263V262H182ZM213 263V262H212ZM216 263H217V261H216ZM217 263V264H218ZM225 263H227V261H225ZM244 263V262H243ZM34 264V263H33ZM38 264H40L39 262H38ZM60 264H62V263H60ZM64 264H67V263H64ZM77 264V263H76ZM82 264H83V262H82ZM86 264V263H85ZM90 264V263H89ZM99 264V263H98ZM105 264H106V262H105ZM131 264V263H130ZM145 264V263H144ZM150 264V263H149ZM185 264V263H184ZM194 264H195V262H194ZM214 264H215V262H214ZM220 264V263H219ZM240 264H242V263H240ZM256 264V263H255Z\"/></svg>", "mask_w": 264, "mask_h": 264}]
</instances>
